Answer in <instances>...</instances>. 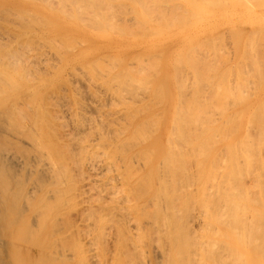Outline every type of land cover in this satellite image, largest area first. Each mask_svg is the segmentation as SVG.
Wrapping results in <instances>:
<instances>
[{"label": "bare ground", "instance_id": "bare-ground-1", "mask_svg": "<svg viewBox=\"0 0 264 264\" xmlns=\"http://www.w3.org/2000/svg\"><path fill=\"white\" fill-rule=\"evenodd\" d=\"M48 1V0H47ZM49 1H53V3H46V2H44V3H46V5H48L49 7H50V5H51V8L53 7V5H54V3L55 2H57V3H55L57 6H58V2H60L61 3V0H49ZM64 2L66 1L68 4L69 3H71V5L69 6L70 8H71V6H72V3H73V5H74V2H77L76 0H63ZM81 1H82V3H81ZM83 1H84V4H83ZM87 1H90V0H87ZM99 1V0H98ZM101 1V0H100ZM104 0H102L101 2H103ZM106 1H109V0H106ZM113 1H115V0H113ZM135 1V0H134ZM139 1V0H138ZM138 1H137V3H138ZM148 1V0H147ZM153 1V0H152ZM160 1V0H159ZM162 2H163V4H165L166 5V7L169 5H171L172 3H174V2H171V4H170V2H167L168 4H166V2H164L163 0H161ZM160 1V2H161ZM169 1V0H168ZM185 1V0H184ZM191 2H192V0H190ZM196 1V0H195ZM209 1V0H208ZM212 1V0H211ZM219 1V0H218ZM227 1H230V0H227ZM241 1H245V5L248 3V5H249V1L247 2V0H241ZM260 1H262V0H260ZM259 1V2H260ZM65 2V3H66ZM80 2V3H79ZM85 0H79L78 1V5H80V4H82V8H83V6H84V8H85V10H81V13L82 12H84L85 13V11H86V7H87V5H85ZM92 2H94V1H92ZM100 2V4H102L101 6H103V4H104V2L103 3H101ZM142 2V5H144L145 4V6L147 7V4H148V6L149 7H153V5H152V3L154 4V2H152V3H150L149 4V2L146 4V2L143 0V1H141L140 0V3ZM151 2V1H150ZM178 3H180L179 1H177ZM176 2V3H177ZM190 2V3H191ZM210 2V1H209ZM207 3V6L209 7H212V5H214L213 4V2H211V3ZM215 2H216V0H215ZM220 2V1H219ZM218 2V3H219ZM226 2V1H225ZM225 2L223 1L222 3H219V4H225ZM230 2H232L233 4L235 3L236 4V2H237V0H234V1H230ZM247 2V3H246ZM250 2H253V3H251V4H253L254 6L253 7H255V4L254 3H256V2H258V0H256L255 2L254 1H250ZM259 2H258V5H259ZM264 2V1H263ZM65 3L63 4V3H61V5H60V7L62 6V5H65ZM67 3H66V5H67ZM90 3V2H89ZM96 3H98L97 1H96ZM123 3V2H122ZM144 3V4H143ZM158 2H157V0L155 1V4H157ZM178 3L176 4V6H178ZM217 3V2H216ZM229 3V2H228ZM228 3L226 4V5H228ZM240 3H242V2H240ZM261 3V2H260ZM2 4H4L5 5V10L3 9V13H5L4 15H3V17H5V18H3L2 17ZM86 4H88V3H86ZM91 4V3H90ZM88 5V8L90 7V6H92V5H94V4H92V5ZM107 2H106V4H105V8H106V6H107ZM109 4H110V2H109ZM112 4V6H113V2L111 3ZM115 4H118V3H115ZM128 4V3H127ZM160 4V3H159ZM204 4H205V2H204ZM208 4H211V5H208ZM232 4V5H233ZM234 4V5H235ZM33 5V3H23L22 2V0H0V244L1 245H3L4 246V243H2V237H4V239L6 238V246H4L5 247V249H7V255H6V258L2 255L3 253V251H2V249L0 250V264H30L31 263V261H33L34 263L36 262V261H38L39 262V259H34V260H32L33 258H34V256H36V255H38V254H40V256L42 257V256H46V255H41L42 254V252H43V247L44 246H47V244L48 243H45L44 241H46L45 239L47 238V237H50V236H47V234H49V233H53L55 236H56V234L58 233L57 231H55V229L57 228H54V225H53V228H50L49 227V229H47V216H48V213L46 214V212L48 211V210H50V207L52 206V205H55V206H57L56 204H52L53 203V201H55L54 199H51L52 198V192L53 193H62V192H68L69 191V189H70V187L71 186H68L69 188H66L68 191H63V190H66L63 186L64 185H66V184H64V180H62V177H65L67 174H69V171H71V170H69L70 169V162H71V164L73 163V167L74 168H77L78 169V171H80L79 172V174H78V172H77V174L78 175H80V173H81V175L82 176H87V180H86V178L84 177V179H83V177H80V176H78L79 178H81V179H83L82 180V187L79 189V195H80V199H81V202L80 203H82V204H84L85 205V207H86V209H87V202L88 201H91V199L90 200H87V199H89L88 198V196L89 197H91V196H93L96 192H94L92 195L90 194V193H88L87 194V188L89 189V188H91V190L90 191H94V189L92 190V188H93V186L91 187L90 185V187L88 186L87 187V184H92V180L93 179H95L96 177H98V175H102V173L103 174H106L107 172H110V176L108 175V177H109V179L107 178V180L105 179V181L109 184L107 187H106V191H104V193H103V191H102V193L105 195H108V197L107 198H105L106 200H108L107 202L106 201H103L102 202V200L104 199V195H102V193H100L101 192V190H99L98 192H99V194H101L103 197H101L100 195L98 196V193H96V195L98 196V198H99V200H97V199H94V197H93V199H94V201H93V199H92V201L94 202V204L97 202H100V198H102V200H101V204L100 203H98V206H96L97 205V203H96V207H97V209H98V207L100 206L101 207V205L103 206V205H105V203H108L110 200H112V198L114 197V195H116V197L118 198V201L119 200H123V202L122 203H127L128 205H123V206H118V208L120 207L123 211H121V209L119 208V212L117 211L118 210V208H115V207H117V203H121L120 201L118 202V201H115V200H117V198L116 197H114V199H113V201H110V202H115L116 204H113V205H115L114 207H112V206H110V207H108V205L106 204L105 206H104V208H105V210H106V206H107V208H109V212H107V210L105 211L106 213H104V209H102V211H103V213L101 212V209H100V211L99 210H92L93 212H95V214H97V215H99L100 213H102V214H105L103 217H105L106 216V214L108 215V214H110L109 215V219H110V216L112 215L111 213V211L113 210V208H114V212H113V215H116L117 214V216H116V218L114 219V217L115 216H113V219H114V221L113 220H111V221H113V222H115L116 221V224L114 223L113 225H111L112 227L113 226H116L117 224V230L115 231V229H114V231L115 232H117V234H115L114 232V234H115V236L113 237L114 238V247L116 248V246H117V249H120L121 248V250L120 251H124L125 253H127V255H129V256H131V258H134L136 261H138L139 262V260H141V264H161V261L163 260V255H162V251H160L161 249H159L158 247H159V245H162L161 244V241L163 242L164 240H162L164 237H162V239L160 240V235L161 234H163L164 233V229H165V226H166V230H167V235L169 234V236H170V229H169V227H167V226H169L170 225V221H168L169 222V225L167 224V223H165V220H168V219H171L172 220V222H173V220H175L174 222L176 223V221H179V220H177L178 218H180V217H178V215L179 214H181V213H184V211L185 212H187L188 211V209H190V210H192L191 209V207H192V199L194 198L196 201H193V203L195 202H197V203H199L200 204V206L202 205V207H201V209L199 210V212H202L203 210V207H204V202L206 201V200H204L203 202H202V200H201V197H200V193L199 192H201V188L203 187L202 185H203V183L201 184V185H199V187H196L197 188V190H198V192H196L197 190H196V188L194 189L193 187H191V188H193L194 190H195V194L191 191V190H189V191H191V193L190 192H187V194H188V196L187 197H189V196H191V194H193V198H192V196L191 197H189L191 200H188V202L187 203H190V204H192V205H187V206H189V207H187L188 209L186 210V209H182L181 210V212H180V209L182 208V207H180L182 204H183V199L185 198H183V196L186 194H181L180 196H179V193H182L184 190H186V188L188 189V186H189V184L191 183V181H195V183H197L198 182V180L196 181L195 179L197 178L198 179V175L199 174H197V176H196V173H198V171H199V173H200V176H202L203 174H204V165L201 163V164H196L197 166L196 167H198V165H199V167L198 168H196L195 167V169H196V173H195V177H193V180H190V179H192V177L191 176H193L194 175V173L192 172V170L193 169H191V168H188L189 166H192L193 164H195V162H193V159H192V161L191 162H193V164H191V162H190V160H189V157L190 158H192L194 155H195V152L194 151H196V153H198L197 155L199 156V154H201L200 152H201V149L205 146V145H202L203 143L201 142V141H204V140H206L205 138H201V143H198V144H201V145H195L196 147H198V146H201V147H198L197 149H200L199 151H197V149H196V147H195V149L193 150V149H189V151H188V149L187 148H189V146L191 145V146H193L194 147V145H192V143H189L188 141V144H187V142H183V138H186L187 137V135H188V133H191V130L189 129V127H190V122H192V120H193V124H194V122H195V118H197L196 120V122L195 123H197V122H199V120L200 121H202L201 119H198L200 116H199V114H198V116L197 115H195V113L197 114V113H200L202 110L201 109H199L198 111L199 112H197V109L195 110V108H194V110H195V112H194V110H193V112L194 113H192V116H189V110H188V108H187V110H188V114L186 115L185 113V115H181L180 116V119H178L179 118V116L178 117H176L175 118V120H174V122H172V125H170V123H166L165 125H164V127H163V129H161L160 131H159V133L157 134V135H155V138L153 139V140H149V141H147V142H145V143H143L144 142V140L143 139H145V140H147L146 139V137L147 136H144V134L146 135L147 133H149V131L150 130H153L152 131V133H150V135H152L153 134V132H155V131H157V130H154V129H151V128H153L154 127V125H156L159 121V118L160 117H162L160 114H162L163 113V110H161L159 113H158V111L155 113V114H159L160 116L157 118V115H152V116H149L150 118H152L153 120L155 119L156 120V122H154V121H152L153 123H156V124H153V123H151V121H149V117L147 118L146 117V119H148L147 120V122L149 123V124H151V125H153L151 128H150V130L148 129V131H147V127H150L151 125H149L147 122H146V124H148V125H146L145 123H144V125H143V120L145 121L146 119H143L142 118V116H140V115H133V113H134V111L131 113V114H129V113H124V111H123V117L122 116H120V118L122 117L124 120V122H123V124H122V119H121V122L120 123H118V124H122L121 126L119 125H115L114 123H117V121H115V119L116 118H118V122L120 121L119 119V117L117 116V117H114V114L116 113H113L112 115H113V117L115 118H112V117H110L111 118V121H113V119H114V123L112 122V124L113 125H115V126H113V125H110V126H108V122H109V117L108 116H106V115H104V113H103V115L104 116H106V117H108V122H106L107 120L105 119L106 117H103V115H101L102 113H98V115H99V117L97 118V116L95 117V115L93 116V117H95L94 119L92 118L91 119V121L93 120V122H92V124H90L91 122L90 121H88V123L90 124H86L84 121H82L83 119H81L82 117H83V114H81L80 112V109H78V107L79 106H75L74 104V106L72 105V104H70L71 102H70V100H67V101H69V102H67L66 101V98L69 96V92L71 91V89H70V91L69 92H67V90H68V86H67V90H66V93L65 92H61V89H60V92L58 91V92H56V94H53V92H52V94H51V90H55V89H53L54 87H51L50 88V85L51 84H53L52 83V79H54L53 77H51L50 76V74H49V70H52V65H50L51 63H50V61H49V59H50V54H49V56H47V55H45V54H47V52H46V50L48 49V47H45V54H44V52H42L43 51V47L41 48L42 49V51H41V54L39 55V52L38 51H40V50H38V51H36L35 53H34V51H32V49L35 47H31L32 45H33V43H31V41H26V42H30L29 44H25V42H23L20 38L21 37H26L27 39L28 38H30L31 36L33 37V35L34 34H39V36L41 35V37H43V39H44V37H46V38H51V36H53L52 38H54V39H56V38H58L59 37V35H64V34H67V33H69V32H67V31H70L69 30V28H68V26L66 25V26H57L56 25V27H55V25H53L52 26V28H48V29H36V28H31L32 26H34V25H32V22L30 23V21H29V19H30V17H29V19L27 18L28 16L27 15H25V14H27L28 13V15H29V12L32 10L33 12L32 13H34L35 11H36V9H35V11H34V9H33V7H31ZM56 5H55V8H56ZM65 5V6H66ZM76 5V4H75ZM78 5H77V7H78ZM96 5V4H95ZM94 5V6H95ZM98 5L99 4H97V6L96 7H98ZM119 6L121 5V3L120 4H118ZM117 5V6H118ZM129 5V4H128ZM142 5H140L139 4V6H141V7H143ZM152 5V6H151ZM158 5V4H157ZM172 5H174L175 6V4H172ZM183 5V3H181V6ZM206 5V4H205ZM216 5V4H215ZM226 5H221V7H223V9H224V6L226 7ZM6 6H7V8L9 9V11H11V10H13V12L14 11H17V14H19L21 11H22V9H24L25 8V10H24V12H21V14L22 13H25L24 15L26 16V17H24L23 15H22V17H24V18H26L27 20H22V22L23 21H28V23L26 22H20L21 23V25L19 24V25H17V23L16 24H13L12 22H9V23H11V25L7 22V21H4V20H8V18H11V16L10 17H8L9 15H11L12 13V11L11 12H8V10H7V8H6ZM47 6V7H48ZM86 6V7H85ZM94 6H92V7H94ZM100 6V7H101ZM109 6H111V5H109ZM116 6V7H117ZM124 5H122V7H123ZM160 6V5H159ZM159 6H157V7H159ZM161 6H162V3H161ZM180 6V7H181ZM191 6H193V7H197V5H191ZM217 7L218 6H220V5H216ZM229 6H230V3H229ZM256 6H257V4H256ZM21 7H23V8H21ZM59 7V8H60ZM67 7V6H66ZM65 7V8H66ZM68 7V8H69ZM75 7V6H74ZM77 7H75V11H77L78 13H79V11H80V7H81V5H80V7H78V8H80L79 10H77L78 8ZM91 7V9H94V8H92ZM114 7H115V5H114ZM113 7V8H114ZM122 7H120V8H122ZM126 5H125V9H126ZM129 7V6H128ZM127 7V8H128ZM132 7V6H131ZM135 7V6H134ZM145 7V8H146ZM162 7H164V6H162ZM185 7H187V6H185L184 5V9H185ZM215 7V6H214ZM220 7V8H221ZM228 7V6H227ZM231 7V6H230ZM36 8H38V7H36ZM40 8V7H39ZM38 8V9H39ZM54 8V7H53ZM58 8V9H59ZM64 7L63 8H61V10L62 9H65ZM77 8V9H76ZM102 8V7H101ZM100 8V9H101ZM113 8L111 7V10H113ZM145 8H142V10L143 9H145ZM154 8V7H153ZM161 7H159L157 10H159ZM173 7L171 6V9H172ZM176 8V7H175ZM188 8V7H187ZM201 8V7H200ZM213 8V7H212ZM211 8V9H212ZM258 8V7H257ZM260 8H262V7H260ZM19 9H21V11H19L18 12V10ZM26 9H28V10H30L29 12L27 11V12H25L26 11ZM37 9V10H38ZM48 9V8H47ZM73 9V7L71 8V10ZM90 9V8H89ZM89 9H87V10H89ZM96 9H99V8H96ZM108 9H110V7L108 8L107 7V9L106 10H102V11H107ZM115 9V8H114ZM135 9V8H134ZM147 9V8H146ZM149 10H150V8H148ZM152 9V8H151ZM163 9V8H162ZM162 9H160V10H162ZM164 9H166L165 11H169V9L167 10V8H164ZM164 9H163V12H164ZM174 9V8H173ZM181 9H182V7H181ZM66 10V9H65ZM68 10V9H67ZM70 10V12H72ZM111 10H108V11H111ZM116 10H118V7L116 8ZM127 10V9H126ZM133 10V9H132ZM156 10V9H155ZM154 10V11H155ZM178 10H179V8H177V13H182L181 11H179L178 12ZM185 10H188V9H185ZM191 10V9H190ZM6 11L8 12V13H11V14H9V15H7L8 13H6ZM49 11V10H48ZM95 12H96V10H94ZM94 11H92L93 13H94ZM114 11V10H113ZM113 11L111 12V14L110 15H107V16H112V13H113ZM119 11V10H118ZM134 11V10H133ZM146 11V13H147V10H145ZM144 11V12H145ZM154 11H152V12H154ZM182 11H183V9H182ZM196 13H201L202 14V10L199 12V10H198V8L196 9ZM253 11H254V9H253ZM262 11H264V10H262ZM261 11V12H262ZM39 12V11H38ZM50 12V11H49ZM76 12V13H77ZM88 12V13H87ZM91 12V10L90 11H86V13L87 14H89ZM101 12V11H100ZM100 12H97L98 13V16H101V15H99L100 14ZM124 12V11H123ZM132 12V11H131ZM143 12V13H144ZM191 12V11H190ZM205 12V11H204ZM226 12V11H225ZM258 12V11H257ZM260 11H259V13H261ZM31 13V12H30ZM63 13L65 14V12L63 11ZM66 13H67V11H66ZM85 13V15L87 16V18H89L88 16H91V14L92 13H90V15H87ZM102 13V12H101ZM127 13H129V8H128V12ZM126 13V14H127ZM145 13V14H146ZM151 13V12H150ZM156 13H157V11H156ZM156 13H152V14H155V16L157 17V15H156ZM160 12L158 11V15H160V17H161V23L163 24V17L161 16V15H163L162 13L161 14H159ZM167 13V12H166ZM172 13V14H171ZM171 13H167V14H171V16L173 15V13H176V9H175V11L174 12H171ZM187 13H189V12H187ZM192 13H193V11H192ZM248 13V12H247ZM251 13V12H250ZM258 13V14H259ZM16 14V15H17ZM21 14H19V15H21ZM72 14V13H71ZM107 14V13H106ZM105 14V15H106ZM120 14H121V12H120ZM125 14V13H124ZM125 14V15H126ZM139 14V13H138ZM142 14V13H141ZM147 14H149V13H147ZM183 14H184V12H183ZM185 14H186V11H185ZM184 14V15H185ZM191 14V13H190ZM226 14H228V13H226ZM225 14V15H226ZM257 14V13H256ZM256 14H254L253 15V13H251L250 15V17L251 18H255L257 15ZM15 15V14H14ZM14 15H12V16H14ZM34 15V14H33ZM31 16V14H30V16H31V18L33 17H35V15L34 16ZM38 15H39V13H38ZM67 15H68V13H67ZM76 15V14H75ZM78 15H79V17H80V15L81 14H77V17H78ZM83 15V14H82ZM84 15V16H85ZM97 15V14H96ZM114 15H116V14H114L113 13V16ZM119 15V14H118ZM135 15H137V13H136V11H135ZM151 15V14H150ZM166 15V14H165ZM183 15V16H184ZM236 15H237V13H236ZM241 15V14H240ZM242 15H244L245 16V13L244 14H242ZM241 15V16H242ZM249 15V14H248ZM93 16H94V18H95V13L93 14ZM113 16L110 18V17H107V18H104V17H106V16H101V21H103L102 19H108L107 20V22H108V26H109V23H110V21H112L110 24H112L113 23V19H114V21H115V18H113ZM120 16H122V14L120 15ZM124 16V15H123ZM123 16H122V18H123ZM130 16V15H129ZM128 16V17H129ZM173 16H176V14L175 15H173ZM179 16V15H178ZM183 16H181V18H180V16L178 17L179 19H181L180 20V22H181V24H183L182 23V18H184ZM193 16H195V15H193ZM197 16V15H196ZM199 16V15H198ZM197 16V17H198ZM241 16H239L240 18H241ZM258 16H260V14L258 15ZM257 16V17H258ZM262 16H264V14L262 15ZM7 17V18H6ZM21 17V18H22ZM37 17V16H36ZM68 17V16H67ZM83 17V16H82ZM147 17H148V15H147ZM152 17H154L153 15H152ZM166 17V16H165ZM191 18L190 17V15L189 16H187V17H185V18ZM201 17V16H200ZM199 17V18H200ZM222 17V16H221ZM238 17V18H239ZM243 17V16H242ZM16 17H14V19H15ZM32 18V19H33ZM62 18V17H61ZM81 18V17H80ZM84 18V17H83ZM81 19L82 21H85L86 22V20L85 19ZM99 19L98 20H100V17H98ZM111 20H110V19ZM116 18H117V15H116ZM120 18V17H119ZM118 18V19H119ZM136 18H138L137 16L135 17V19ZM151 18V17H150ZM149 18V19H150ZM168 18H171V17H169V15H168ZM177 18V19H178ZM231 18V17H230ZM229 18V19H230ZM234 18H237V17H234ZM234 18L232 19V21L234 20ZM239 18V19H240ZM243 18H245V17H243ZM248 18V17H247ZM259 18V17H258ZM17 19V18H16ZM32 19H31V21H32ZM36 19H38V17L36 18ZM36 19H34L35 21H36ZM47 19V18H46ZM60 19V18H59ZM69 19V18H68ZM89 19H91V18H89ZM121 19V18H120ZM125 19V18H124ZM132 19V18H131ZM134 19V18H133ZM132 19V20H133ZM152 19H154V18H152ZM151 19V20H152ZM158 19H159V17H158ZM167 19V18H166ZM174 19V18H173ZM173 19H168L169 20V22L171 21V20H173ZM260 19V18H259ZM2 20L4 21V22H2ZM12 20H13V18H12ZM17 20H20V16L18 17V19ZM41 20H42V18H41ZM127 20H128V18H127ZM143 20V19H142ZM186 19H184V21H185ZM189 20V19H188ZM188 20H186V21H188ZM214 20V19H213ZM9 21H11V19H9ZM15 21V20H14ZM35 21H33V23H35ZM50 21V20H49ZM52 21V20H51ZM87 21H88V19H87ZM93 21V20H92ZM97 20L95 19V22H96ZM121 21V20H120ZM124 21V20H123ZM130 21V20H129ZM134 21V20H133ZM132 21V22H133ZM137 21H138V19H137ZM139 21H141V20H139ZM138 21V22H139ZM153 21V20H152ZM158 21V20H157ZM163 21V22H162ZM167 20H165V22H166ZM16 22H18V21H16ZM45 22V21H44ZM47 22V21H46ZM90 22V21H89ZM98 22H100V21H97V23ZM105 22H106V20H105ZM103 23L104 25H106V27H108L107 26V23ZM115 22H118V24H119V21H115ZM114 22V23H115ZM145 22V21H144ZM168 22V21H167ZM166 22V23H167ZM179 22V20L177 21V23ZM210 22V21H209ZM242 22V21H241ZM19 23V22H18ZM88 23V22H87ZM91 23V22H90ZM127 23V22H126ZM129 23H131V22H129ZM141 23H142V21H141ZM171 23H172V21H171ZM169 24V25H173V24H175V23H172V24ZM186 23V22H185ZM229 23H230V21H229ZM229 23H228V25H229ZM233 23H235V22H233ZM238 23L239 24H241L239 21H238ZM243 23V22H242ZM263 23V22H262ZM13 24V25H12ZM28 24H29V26H28ZM31 24V25H30ZM36 24H38V23H36ZM51 24H53V23H51ZM55 24V23H54ZM101 24V23H100ZM100 24H97V26L98 25H100ZM116 24V23H115ZM115 24H112V26H114ZM122 24V23H121ZM121 24H119V26L121 27ZM134 24V23H133ZM165 24V23H164ZM208 24V23H207ZM237 24V23H236ZM256 24V23H255ZM39 25V24H38ZM38 25H36V26H38ZM46 25V24H45ZM50 25V24H49ZM60 25V24H59ZM69 25V24H68ZM93 25V24H92ZM124 24H122V26H123ZM131 25H132V23H131ZM131 25H129V26H131ZM135 25H137V24H135ZM141 25V24H140ZM197 25H198V23H197ZM196 25V26H197ZM203 25V24H202ZM206 25V24H205ZM216 25V24H215ZM232 25H235V24H232ZM231 24H230V27L232 26ZM245 25V24H244ZM251 25V24H250ZM250 25L248 26V27H250ZM254 25V24H253ZM31 26V27H30ZM88 26V25H87ZM94 26H96V25H94ZM142 26V25H141ZM164 26H168V24H166V25H164ZM236 26V25H235ZM237 26L239 27V25L237 24ZM236 26V27H237ZM255 26V25H254ZM258 26V25H257ZM39 27V26H38ZM99 27H101V26H99ZM132 27V26H131ZM134 27V26H133ZM140 27V26H139ZM145 27V26H144ZM180 27V26H179ZM199 27V26H198ZM205 27V26H204ZM204 27H202V28H204ZM223 27V26H222ZM226 27V25L224 26V30H229L230 29V27L228 26L227 28L228 29H226L225 28ZM236 27H234V28H236ZM237 27V28H238ZM46 28V27H45ZM93 28V27H92ZM95 28H97V27H95ZM102 28H103V26H102ZM109 28H110V26H109ZM112 28H117V27H112ZM126 28H129V27H126ZM138 28V27H137ZM142 28V27H141ZM147 28V27H146ZM149 28V27H148ZM208 28V27H207ZM209 28H211V27H209ZM213 28V27H212ZM233 28V29H234ZM236 28V30L234 29V31H235V33H236V35L238 34L237 32L238 31H240V29H237ZM241 28V27H240ZM247 27H245V29H246ZM254 28V27H253ZM253 28H252V32L253 31H255V30H259L260 31V27H258V28H255V30H253ZM264 28V27H263ZM71 29V28H70ZM108 29V28H107ZM111 29V28H110ZM120 29H123V28H120ZM135 29H136V27H135ZM140 28H138V30H139ZM144 29V28H143ZM192 29H194V28H192ZM196 29V28H195ZM195 29H194V31L193 32H195ZM199 29V28H198ZM232 29V28H231ZM242 29V28H241ZM245 29H243L244 30V32H245ZM251 29V28H250ZM72 30H73V28H72ZM112 30V29H111ZM137 30V29H136ZM137 30V31H138ZM142 30V29H141ZM158 30V29H157ZM222 30V29H221ZM220 30V31H221ZM243 30H241L240 32H239V34L241 35V33L243 32ZM262 30V29H261ZM78 31V30H77ZM120 31H122V30H120ZM124 31H125V29H124ZM123 31V32H124ZM128 31V30H127ZM133 31H134V28H133ZM144 31L146 32V30L144 29ZM143 31V32H144ZM196 31H198V30H196ZM201 31H202V29H201ZM200 31V32H201ZM219 30L218 29H213L212 30V35H213V37L215 38L217 35H215L217 32H218ZM225 32V35H226V38H225V35L224 34H222V31L220 32L223 36H221L220 37V35H219V37L218 38H221L222 39V37L223 38H225L227 41L230 39L229 37H231V34H229V37H228V35H227V33L229 32ZM234 31L232 32V36H233V39L235 38V39H237V41L240 39L239 38V36L238 37H235L236 35H235V33H234ZM249 31V30H248ZM251 31V30H250ZM249 31V33L252 35V32H250ZM73 32V31H72ZM75 32V31H74ZM115 32V31H114ZM117 32V31H116ZM122 32V33H123ZM131 32H132V30H131ZM139 32V31H138ZM138 32H137V34H138ZM141 33H143L142 31H140ZM139 32V33H140ZM150 33H151V31H149ZM158 32V31H157ZM156 32V33H157ZM192 32V31H191ZM193 32L192 33H190V34H193ZM206 32H208V31H206ZM105 33V32H104ZM119 33V32H118ZM125 33V32H124ZM152 33H154L153 31H152ZM179 33V32H178ZM188 33V32H187ZM186 32L184 33V34H187ZM210 33V32H209ZM224 33V32H223ZM248 33V34H249ZM254 33V32H253ZM260 33H264V31H260ZM12 34V35H11ZM72 34V33H71ZM146 34H148V32L147 33H145V35ZM170 34V33H169ZM182 35H184L183 33H181ZM200 34H203V33H200ZM238 34V35H239ZM250 34L248 35V38H247V43H248V46H247V43L245 42L246 41V39L245 40H243L244 42H243V46L242 47H244L245 48V50L247 49V48H249L250 50H252L253 49V47H252V49H251V46H253L254 45V48L256 49V50H258L259 48H260V51H261V49L264 47V38H263V34H259V32L257 33H255L256 34V36L257 37H259L260 35H262L261 37H259V39H256V37L254 36V35H252L251 37H249L250 36ZM257 34H259V36L257 35ZM10 35L12 36V38H10ZM74 35V34H73ZM164 35V34H163ZM168 35V34H167ZM211 35V36H212ZM34 36H36V35H34ZM38 36V37H39ZM58 36V37H57ZM65 36H67V35H65ZM64 36V37H65ZM72 36V35H71ZM71 36L69 35V36H67V37H70V39H66V40H71ZM203 36V35H202ZM207 36H209V35H207ZM255 38H254V37ZM73 37V36H72ZM158 38L160 37V36H157ZM161 37H164V36H161ZM171 37V35H169V38ZM172 37H173V35H172ZM171 37V38H172ZM178 37V36H177ZM176 37V38H177ZM217 37H216V39H217ZM34 38V40H35V37H33ZM36 38H37V36H36ZM63 38V37H62ZM61 38V39H62ZM77 38V37H76ZM168 38V37H167ZM166 38V39H167ZM168 38V39H169ZM181 38H183V37H181ZM185 38V37H184ZM202 38H204V36L202 37ZM209 38V40L207 39V41H209V42H206L205 40H206V38L205 39H203L206 43H208V45L210 46V48H211V46L213 47L214 45L216 46L217 45V43L218 44H220V43H224V42H220V40L221 39H218V40H216L217 42H215V39L213 38V39H211L210 37H208ZM229 38V39H228ZM239 38V39H238ZM249 38H252L251 40L252 41H254L253 39H255L256 41L257 40H259L257 43H256V45H255V43L254 42H252V44L253 45H251L250 43H249V41H248V39ZM263 38V39H262ZM23 39V38H22ZM27 39H25V40H27ZM32 39V38H31ZM38 39H40L41 40V38H37V40ZM79 39V38H78ZM85 39V38H84ZM100 39V38H99ZM175 39V38H174ZM200 39V38H199ZM232 38L229 40L230 42H233L232 40H233ZM24 40V41H25ZM30 40V39H29ZM50 40V39H49ZM64 40V39H63ZM76 40V39H75ZM103 40H105V39H103ZM156 39H153V41L154 42H156L155 41ZM161 41V38L160 39H158L157 41ZM183 40V39H182ZM202 40V41H203ZM210 40H211V42H210ZM212 40H213V44L214 45H210L211 43H212ZM224 39H222V41H223ZM241 40V39H240ZM250 40V41H251ZM42 41V40H41ZM52 41V40H51ZM58 41V40H57ZM74 41V40H73ZM84 41V40H83ZM82 41V42H83ZM109 41V40H108ZM146 40H144V42H145ZM150 41H151V38H150ZM186 41V40H185ZM202 41H200L201 43H199L198 41V44H196V45H194L195 47H188L189 48V50H188V48H186L187 50V52L188 51H190V52H188V55H187V58H192V60L194 59H196L195 61V64L193 63L194 62V60L193 61H191V62H188L187 60V62L188 63H191L190 64V66H192L193 64V68H194V66H195V68H196V70L195 71H197V73H195L196 75V77H194L193 79H194V81H195V79H197L196 81H198V83H202L203 81L202 80H200V79H202L203 77V80H205L206 78H205V75L207 74V71H208V73H211L210 72V70L212 69V71L213 72H216L221 66H219L220 64L222 65V63H221V61L225 58V52H226V50L225 49H229V47H230V50L231 49H235V48H231V46H236L237 44H234V43H237V42H233V44L232 43H230V44H232L231 46L229 45V43L228 42H226L225 40V47L223 48V46H224V44L223 45H219L221 48L220 49H222V50H225V52H224V54L223 53H221V54H223V55H225L224 56V58L222 57V55L219 53V52H221L222 50H218V46H216V48L215 47H213V53L211 52V50L209 49V51H207L208 50V48H209V46L206 44L205 46H208V48H206L205 46H204V41L202 42ZM219 41V42H218ZM260 41H263L262 42V44L260 43ZM20 42H23V44L20 46ZM34 42V41H33ZM48 42V41H47ZM68 42V41H67ZM66 42V43H67ZM82 42H80V44L82 43ZM100 42V41H99ZM139 42H141V41H139ZM173 42H175V40L173 41ZM182 42V41H181ZM215 42V43H214ZM42 43H44V41L42 42ZM41 43V44H42ZM49 43L50 44H52L50 41H49ZM64 43H65V40H64ZM76 43V42H75ZM96 43V42H95ZM110 43V42H109ZM117 43V42H116ZM147 43V42H146ZM152 43V42H151ZM162 43V42H161ZM178 43H180V42H178ZM178 43H177V45H178ZM185 43H187V42H185ZM184 43V44H185ZM204 43V44H203ZM210 43V44H209ZM228 43V45H229V47H227L226 46V44ZM259 43V46L257 45ZM14 46H13V45ZM18 44V46H16ZM36 44H37V42H36ZM49 44V45H50ZM57 44H58V42H57ZM69 45L71 44V43H68ZM74 44V43H73ZM79 44V43H78ZM153 44V43H152ZM152 44H151V46H152ZM157 44V43H156ZM155 44V45H156ZM173 44H175V43H173ZM191 45H192V43H190ZM194 44V43H193ZM201 44H203V45H201ZM251 46H250V45ZM45 45V44H44ZM56 45V44H55ZM61 44H58V46H60ZM76 45H77V43H76ZM113 44L111 43V46H112ZM118 45V44H117ZM147 45H148V43H147ZM160 45V44H159ZM169 45V44H168ZM171 45V44H170ZM176 45V44H175ZM176 45V46H177ZM180 45H181V43H180ZM198 45V46H197ZM263 45V46H262ZM38 46V48H39V46L41 47V45H37ZM43 46V45H42ZM47 46V45H46ZM51 46H53V45H51ZM64 46V45H63ZM66 46V45H65ZM72 46V45H71ZM88 46V45H87ZM143 46L144 45H142V48H143ZM146 46V45H145ZM164 47H165V45H163ZM183 46V45H182ZM200 46H204V47H200ZM257 46V47H256ZM260 46H262V48L260 47ZM9 47V48H8ZM61 47V46H60ZM153 47H154V45H153ZM164 47H162L163 49H164ZM173 47H175V46H173ZM198 47H200V48H198ZM259 47V48H258ZM66 48V47H65ZM141 48V47H140ZM148 48V47H147ZM172 48V47H171ZM193 48V49H192ZM194 48L196 49V51H197V48L198 49H200V50H198L199 51V53H198V51L196 52V51H194ZM206 48V50H205V52L207 51V52H211L212 54H210V53H205V52H202L201 53V51H203V49H205ZM243 48V49H244ZM56 49V48H55ZM54 49V50H55ZM60 49H62V48H59V50ZM69 49V48H68ZM72 49V48H71ZM112 49H113V47H112ZM126 49V48H125ZM138 49H139V47H138ZM137 49V50H138ZM159 50H160V47L158 48ZM157 49V50H158ZM212 49V48H211ZM215 49H216V51H215ZM227 49V52L229 53H227V55L229 56V57H231V55H230V53H231V51H229ZM255 49L254 50H252V52L254 53V57L252 56L253 55V53L250 51V50H242L244 53H243V55L245 54V56H241V59H240V62H238V64L240 63V65L243 67V66H245V67H243V68H246V70L247 71H249V73H247V72H245V74L243 73V71L245 70V69H243L240 65H239V69H240V71H241V73H243L244 74V77H243V74H241L240 72H238L239 74H237L236 75V72H237V69L238 68H236L235 66L233 67V66H229L230 68H236L235 69V74H234V78L235 77H237V78H235V81H234V78H232V76H233V73L231 74V72H229V68L227 69L228 71L227 72H229V73H225V74H223L221 77H225L226 79H227V85L225 84V85H223L222 83V85L223 86H227V88H228V85H229V90H231V94L233 93V95H231L230 94V91L228 90V89H226V92L227 91H229L228 93L230 94H227V95H229V97H230V99H227V100H232L233 99V101H235V99L238 101V103H240L241 104V102L243 101L242 99H244V97H249L250 95H249V93L250 94H252V93H254L255 92V90L258 88V86H255V85H257L258 83H257V81L259 82H261V80H263L264 79V71H263V68H262V73H261V71L259 70V69H261V67L262 66H264V57H261L260 56V60H259V55H260V53L261 52H263L264 50V48L262 49V51L261 52H259V51H255ZM51 50V49H50ZM124 50V49H123ZM134 50V49H133ZM132 50V51H133ZM137 50H135L136 51V53L138 52ZM146 50V49H145ZM148 50V49H147ZM149 50H151L150 49V47H149ZM154 50H156V49H154ZM158 50V51H159ZM194 52H192V51ZM218 50V51H217ZM232 50V51H233ZM114 51V50H113ZM127 51V50H126ZM144 51V50H143ZM156 52V53H159V52ZM164 51V50H163ZM162 51V52H163ZM169 51V50H168ZM167 51V52H168ZM180 51H182V52H184L183 50H181L180 49ZM236 51H237V46H236ZM48 52H51V51H48ZM56 52V51H55ZM54 52V53H55ZM60 52V51H59ZM64 51L62 50V53H63ZM101 52V51H100ZM110 52H111V50H110ZM115 52V51H114ZM114 52H111V53H114ZM118 52V51H117ZM140 52L141 53H144V52H142V49L140 50ZM155 52H153V54L155 53ZM167 52L165 51V53H164V57H165V54H167ZM170 52H171V50H170ZM169 52V53H170ZM172 52H173V50H172ZM174 52H176V51H174ZM182 52H180L181 54H179V50H178V52H177V54H179V56L180 55H184V53L182 54ZM216 52H218L219 54H220V57H222V59H220V57H217L216 56ZM247 52H249V54L248 55H246V53ZM256 52V53H255ZM259 52V53H258ZM30 53H34V54H30ZM38 53V54H37ZM57 53V52H56ZM97 53V52H96ZM121 53V55H122V52H120ZM139 53V52H138ZM141 53H140V55H139V57H141V56H147V55H141ZM155 53V55H157ZM161 53V52H160ZM159 53V54H160ZM186 53V52H185ZM189 53L190 54H192L194 57H192V55H189ZM197 53H198V57L200 56V57H202V58H198L197 57ZM151 54H152V52H151ZM152 54V55H153ZM162 54V53H161ZM176 54V53H175ZM176 54V57H179L178 55ZM194 54H196V56L194 55ZM201 54H206L205 56H204V60H203V56L201 55ZM233 54V53H232ZM252 54V55H251ZM257 54H258V56H257ZM56 55V54H55ZM70 55V54H69ZM72 55V54H71ZM83 55H85V54H83ZM114 55V54H113ZM120 55V54H119ZM124 55V54H123ZM134 55H136L135 53H134ZM150 55V54H149ZM186 55V54H185ZM184 55V56H185ZM211 57H210V56ZM242 55V54H241ZM262 56H264V54H261ZM47 56V57H46ZM54 56V55H53ZM52 56V57H53ZM61 53H60V58H61ZM82 56V55H81ZM89 56V55H88ZM92 56V55H91ZM112 56V55H111ZM117 56V55H116ZM209 57L210 58V60H209V62H207L208 61V59L206 60V57ZM214 56V57H213ZM219 56V55H218ZM248 58H247V57ZM257 56V57H256ZM51 57V58H52ZM57 56H55L54 58H56ZM68 57V56H67ZM86 57V56H85ZM105 57V56H104ZM108 57H110V55L108 56ZM108 57L106 58V59H108ZM122 58H121V60L120 61H122L123 62V60L124 59H126V57H128V55L126 54V56H125V58L123 57V56H121ZM136 57V56H135ZM139 57H138V61H137V59H135L136 61H137V63H138V65H137V67L140 65L141 66V64H142V67H144V68H149V67H152V66H154V65H152V66H148V64H147V66L148 67H146V60H144L145 62H143L142 60H140L139 59ZM145 57H144V59H145ZM150 57H151V55H150ZM161 58H162V55L160 56ZM160 57L159 56H157V57H155L156 59L157 58H159L160 59ZM167 57H169V56H167ZM174 57V56H173ZM173 58V60H176L177 58ZM216 57V58H215ZM229 57H227V59L229 58ZM250 57H252V58H250ZM49 58V59H48ZM58 59H59V56L57 57ZM56 58V59H57ZM84 58V57H83ZM87 58V57H86ZM98 58V57H97ZM101 58V57H100ZM111 58V57H110ZM109 58V59H110ZM118 58H120V57H118ZM131 58H133V57H131ZM143 57H141V59H142ZM149 58V57H148ZM182 58V56H180V59ZM186 58V57H185ZM185 58H182V59H185ZM186 58V59H187ZM189 58V59H190ZM211 58H213V60L211 59ZM218 58H219V60H221L220 61V63H219V60H218ZM243 58H246V59H243ZM249 58H250V60H249ZM254 58V61L253 60H251V59H253ZM255 58H256V60L258 59V61H256L255 60ZM53 59V58H52ZM55 59V60H56ZM68 59V58H67ZM78 59V58H77ZM114 59V58H113ZM112 59V60H113ZM117 59V58H116ZM123 59V60H122ZM146 59H147V57H146ZM152 59V58H151ZM151 59H149V60H151ZM159 59H157L156 61H158ZM170 59V58H169ZM179 59V60H180ZM198 59L200 60V61H198ZM214 59H217L218 61H215ZM227 59H224L223 61V63H225V60H226V62H227ZM100 60V59H99ZM103 60H105L104 58H103ZM111 60V59H110ZM109 60V61H110ZM111 60V61H112ZM115 60V59H114ZM119 60V59H118ZM131 60V59H130ZM129 60V61H130ZM135 60L132 62L133 64L132 65H134V62H135ZM172 60V61H173ZM213 61L212 63L210 62V61ZM229 61L231 60V58H229L228 59ZM241 60H244L243 62L241 61ZM248 60V61H247ZM58 61V60H57ZM74 61V60H73ZM95 60L93 59L92 60V62H94ZM98 61V60H97ZM140 61V62H139ZM142 61V62H141ZM152 61V60H151ZM201 61H203L204 63H205V65L201 62ZM228 61V62H229ZM239 61V60H238ZM246 61H247V63L248 64H250L249 63V61L251 62V64H252V66H250V65H248L247 63H246ZM49 62V63H48ZM62 62V61H61ZM83 62H85V61H83ZM116 62H119V61H116ZM116 62H114V63H116ZM125 62V61H124ZM155 62V61H154ZM164 62H166V61H164ZM184 62V61H183ZM183 62L181 63L182 64V66H184L185 64H183ZM187 62H185V63H187ZM197 62H199V65L200 64H202L201 65V67H199V65H197L198 63ZM215 62V63H214ZM216 62H218V63H216ZM257 62V65H255V63ZM259 62H261V66L258 64ZM52 63H54L53 61H52ZM55 63H57V62H55ZM54 63V65H57V64H55ZM73 63V62H72ZM89 63H91V62H89ZM99 63H100V61H99ZM121 63V62H120ZM136 63V62H135ZM167 64H169L168 62H166ZM178 63H180L179 61H178ZM210 63V64H209ZM214 63V64H213ZM242 63H244V64H246V65H243ZM41 64H45V66H46V64H48V65H50V67H51V69H50V67H47V68H49L48 70H47V68H46V70H45V68H44V71H42L40 68H39V66L41 65ZM88 64V63H87ZM95 64H97L98 65V63L95 61ZM116 64H118V63H116ZM122 64V63H121ZM121 64H119V66L121 65ZM131 64V63H130ZM144 64V65H143ZM156 64H157V62H156ZM174 64V63H173ZM176 64V63H175ZM207 64V65H206ZM211 64H213V65H215V66H217L218 64V66L217 67H219V68H217V67H215V66H213V65H211ZM234 64V63H233ZM237 64V63H236ZM237 64V65H238ZM84 65V64H83ZM93 65V64H92ZM101 65V64H100ZM109 65V64H108ZM108 65H107V67H106V69L108 68ZM123 65V64H122ZM128 65V64H127ZM159 65V64H158ZM172 65V64H171ZM189 65V64H188ZM187 65V66H188ZM198 67H197V66ZM208 65H210V66H208ZM235 65V64H234ZM250 66L249 68L248 67H246V66ZM59 66V65H58ZM64 66H66V65H64ZM76 66V65H75ZM81 66V65H80ZM87 66H89V65H87ZM125 66V65H124ZM156 66V65H155ZM162 65H160L159 66V69H161L160 67H161ZM165 66V65H164ZM179 65L177 64V66L176 67H178ZM202 66H204V67H202ZM225 66H228V65H225ZM224 66V67H225ZM71 67H72V65H71ZM76 67H78V66H76ZM76 67H75V69H76ZM92 67V66H91ZM123 67V66H122ZM137 67H135L134 68V70H135V72H134V70H132L133 68H128L129 69V72H128V75H130L132 72L133 73H138L137 75H140V72H143V71H145V69L144 68H142V67H140L141 69H144V70H142V71H137ZM173 67V66H172ZM181 67V66H180ZM189 67V66H188ZM208 67V69H205V68H207ZM211 69H210V68ZM260 67V68H259ZM42 69H43V67H41ZM55 68V67H54ZM83 69L82 70H85L84 69V67H82ZM90 68V67H89ZM98 68V67H97ZM110 68V67H109ZM120 68V67H119ZM139 68V69H140ZM179 68V67H178ZM185 68H187V67H185ZM184 68V69H185ZM197 68H199L198 70H202L201 72H203L201 75H200V73H198V70H197ZM205 69L206 70V72L203 70V69ZM214 68V69H213ZM227 68V67H226ZM241 68L243 69V70H241ZM250 68H251V71H250ZM75 69H74V71H75ZM95 69V68H94ZM99 69L100 68H98V71H99ZM101 69H102V67H101ZM105 69V68H104ZM123 69H124V67H123ZM138 69V70H139ZM153 69V68H152ZM155 69H158V67L157 68H155ZM173 69H174V67H173ZM182 69V68H181ZM210 69V70H209ZM215 69H216V71H215ZM249 69V70H248ZM252 69H254V70H256V71H253ZM78 70H81V69H78ZM81 70V71H82ZM91 70H93V68L91 69ZM122 70V69H121ZM125 70V69H124ZM131 70H132V72H131ZM149 70L150 69H148V73H150L149 72ZM175 70H177L176 68H175ZM192 71V68L190 67V69H188L187 71L189 72V71ZM245 70V71H246ZM259 70V72H257ZM53 71V70H52ZM58 72H59V70H57ZM63 71V70H62ZM69 71H70V69H69ZM72 71V70H71ZM70 71V72H71ZM80 71V72H81ZM87 71V70H86ZM90 71V70H89ZM94 71V70H93ZM100 71H102V70H100ZM109 71V70H108ZM152 71H154V69L152 70ZM190 71V72H191ZM226 71V70H225ZM234 71V69L232 70V72ZM51 72V71H50ZM70 72H69V75L71 76V74H70ZM90 72H92V71H90ZM95 72V71H94ZM127 72H126V74H127ZM146 73H147V69H146V71H145ZM159 72V71H158ZM172 72V71H171ZM175 72V71H174ZM178 72V71H177ZM190 72H189V75H190ZM206 74H205V73ZM221 72H222V70H221ZM221 72H219L218 71V73H216V75H218L219 73H220V75L222 74ZM251 72H255V73H251ZM60 73H62V72H60ZM73 73V72H72ZM76 72H74V74H75ZM82 73V72H81ZM84 73V72H83ZM83 73L81 74V75H83ZM97 73V72H96ZM95 73V74H96ZM103 73V72H102ZM105 73V72H104ZM123 73V70H122V72L120 73V74H122ZM133 73H132V75H133ZM153 73V72H152ZM176 73V72H175ZM174 73V74H175ZM180 73H181V71H180ZM185 73V72H184ZM257 73V75H254V74H256ZM263 75V76H261L260 77V75ZM79 74V73H78ZM87 74V73H86ZM85 74V76H87ZM94 74V73H93ZM98 74V73H97ZM106 74V73H105ZM119 74V73H118ZM142 74V73H141ZM144 74V73H143ZM142 74V75H143ZM156 74H158L157 72H156ZM178 74H179V72H178ZM193 74V72L191 73V75ZM201 76H199V75ZM203 74H204V76H203ZM226 74H228V75H226ZM231 76H230V75ZM242 76H241V75ZM247 74H251V76H248ZM92 75V74H91ZM104 75V74H103ZM107 75V74H106ZM105 75V76H106ZM126 76V78L128 77V80L126 79V78H124L125 80H127L128 82H129V85H131L130 84V82L133 80L134 81V76H133V78L130 80L129 78H130V76ZM135 75V74H134ZM149 75V74H148ZM151 75V74H150ZM154 75V74H153ZM186 75H188V74H186ZM188 75V76H189ZM210 75V76H209ZM211 75H212V73L211 74H207L206 75V77H208L209 76V78H207V79H209V80H207V81H204V83H202L201 84V86H200V88H202V85L204 84V88H202V90L201 91H205V90H203V89H205V86H207V87H209L208 89L210 90L211 89V84H210V86H209V84H207L208 82L209 83H211L212 82V78H215L214 76H215V73H214V75H212L213 77H211ZM225 75V76H224ZM236 75V76H235ZM253 75H254V77H253ZM52 76H54V75H52ZM75 76V75H74ZM79 76V75H78ZM84 76V77H85ZM94 76V75H93ZM95 76H100L99 74L98 75H95ZM115 76V75H114ZM120 75H117L116 77L118 78ZM121 76H125V75H121ZM141 76V75H140ZM139 76V77H140ZM172 76V75H171ZM181 77H182V74L180 75ZM180 76H178V78H180ZM193 76V75H192ZM230 76V78H228ZM260 77L259 79L257 78V80H256V82H255V80L254 79H256V77ZM55 77H56V75H55ZM68 77V76H67ZM71 77H73V76H71ZM77 77V76H76ZM83 77V80L85 79ZM89 77H90V75H89ZM115 77V78H116ZM142 77V76H141ZM174 77H176V75L174 76ZM191 77V76H190ZM242 77V78H241ZM246 77H247V79H246ZM62 78V77H61ZM80 78V77H79ZM99 78V77H98ZM111 78H113V77H111ZM136 78H138V76L136 77ZM153 78V77H152ZM151 78V79H152ZM160 78V77H159ZM171 77H169L168 75H166V74H164V75H162V82L164 81V82H166L168 85H171L172 83H171V79H170ZM188 78V77H187ZM187 78L185 79V76L184 77H182V80H185V83H186V80H187ZM220 77L218 76V78L217 79H219ZM224 78V79H225ZM248 78H249V80H248ZM252 78H253V80H252ZM78 79V78H77ZM97 79V78H96ZM103 79V78H102ZM101 79V80H102ZM105 79V78H104ZM110 79V78H109ZM114 79V78H113ZM119 79H120V77H119ZM122 79V78H121ZM124 79H122L121 81H119L120 82V84H121V82H122V84H123V82L125 81ZM140 80H141V83H139L138 85H139V87H138V85H136V83H133L134 85H131V86H134L133 88L136 90V88L138 87L139 89L142 87V86H145V84H143L144 82V80L143 79H141V78H139ZM144 79H146V77H144ZM149 79V78H148ZM177 79V78H176ZM175 79V80H176ZM190 79H192V78H190ZM216 79V80H217ZM223 79V78H222ZM221 79V80H222ZM223 79V80H224ZM228 79H229V81H228ZM238 81H237V80ZM241 79L243 80L242 82H244L243 84H242V82H241ZM250 79L253 81V82H250ZM261 79V80H260ZM63 80V79H62ZM61 80V81H62ZM66 80V79H65ZM64 80V81H65ZM70 80H73L72 78L70 79ZM87 80V79H86ZM92 80H94L93 79V77H92ZM98 80V79H97ZM96 80V81H97ZM124 80V81H123ZM138 79H136L135 81H137ZM156 80V79H155ZM174 80V81H175ZM179 80H181V79H179ZM230 80H231V82H230ZM234 82H236V84L237 85H235V84H231L230 85V83H234ZM67 81V80H66ZM65 81V82H66ZM76 81V80H75ZM74 81V82H75ZM91 81V80H90ZM95 81V82H96ZM103 81V80H102ZM117 81V80H116ZM126 81V82H127ZM139 81V80H138ZM151 81H153V79L151 80ZM150 81V82H151ZM159 81V79L157 80V82ZM189 81V80H188ZM191 81V80H190ZM189 81V85L191 84L192 86H193V83H194V81H193V83H192V81L190 82ZM195 81V82H196ZM200 81V82H199ZM215 81V80H214ZM63 82V81H62ZM69 82H71V81H69ZM81 82V81H80ZM92 82V81H91ZM94 82V81H93ZM113 81L111 80V83H112ZM140 82V81H139ZM145 82H146V80H145ZM150 82H149V84H150ZM161 82V81H160ZM159 82V83H160ZM179 82V81H178ZM177 82V83H178ZM219 82V81H218ZM217 82V83H218ZM237 82H239V83H237ZM260 82H259V85H260ZM263 82V81H262ZM71 83H73V82H71ZM85 83V82H84ZM107 83H108V81H107ZM115 83V82H114ZM138 83V82H137ZM158 83V84H159ZM165 83V84H166ZM182 83H183V81H182ZM183 84V85H186V84ZM188 83V82H187ZM198 83H197V86H195L196 88L198 87ZM212 83H214V82H212ZM216 83V81H215V85L217 84ZM223 83H224V81H223ZM252 84L250 87H248L249 85H247V84ZM253 83H254V86H253ZM257 83V84H256ZM58 84H61V82L60 83H57V85ZM80 84V83H79ZM79 84H75V85H79ZM88 84H90V83H88ZM104 84H105V81H104ZM103 84V85H104ZM113 84V83H112ZM124 84H125V82H124ZM147 84H148V82H147ZM148 84V85H149ZM154 84H156V81H155V83ZM176 84V83H175ZM206 84V85H205ZM238 84L240 85L239 87H242L241 88V90L239 89V90H237L239 87H238ZM57 85H56V87H57ZM62 85H65L64 84V82H63V84H61V85H59V87H61ZM67 85V84H66ZM81 85V84H80ZM83 85V84H82ZM85 85H86V83H85ZM115 85H117V84H115ZM136 85V86H135ZM160 85V84H159ZM164 85V84H163ZM178 85V84H177ZM176 85V86H177ZM191 85L190 86H188V90L190 89V88H192V89H194V87H191ZM200 85V84H199ZM236 87H238L237 89L235 88V86ZM89 86V85H88ZM88 86L87 87H85L86 89L88 88ZM94 86V85H93ZM92 84H91V89H93L92 87ZM118 86H119V83H118ZM117 86V87H118ZM122 86V85H121ZM128 86V85H127ZM131 86H128V87H126V90H125V86H123V90H125L126 92H127V89L129 88V93H132V92H134V89H132L131 88ZM141 86V87H140ZM150 86V85H149ZM217 86V85H216ZM215 86V87H216ZM220 85H219V83H218V89L220 90L221 88L219 87ZM222 86V87H223ZM232 86H234V87H232ZM246 86H247V88H246ZM59 87H57L58 89H59ZM66 87V86H65ZM65 87H64V91H65ZM76 87V86H75ZM97 87H98V85H97ZM100 87H103L102 86V83L100 84ZM108 87V86H107ZM111 87H112V85H111ZM116 87V88H117ZM147 87V86H146ZM156 87H157V85H156ZM155 87V88H156ZM165 87H166V85H165ZM164 87V88H165ZM178 87H183L182 85L181 86H178ZM186 87V86H185ZM185 87H183L184 88V90H185ZM206 87V88H207ZM213 87V86H212ZM225 87H224V89H225ZM230 87L233 89V88H235L234 89V91H236L237 92V94L239 93L238 91H240L241 92V94H242V90H244L245 88V90L247 91V92H245L244 91V94L246 93H248L247 95H244V97H242L243 95H240L239 96V94H238V96H237V94L232 90V89H230ZM252 87V88H251ZM78 88V87H77ZM81 88V87H80ZM109 88H110V86H109ZM113 88V87H112ZM121 88V87H120ZM144 88V91L142 92V94H147V91L148 90H145V89H147V88H145V87H143ZM143 88H141V89H143ZM150 88V87H149ZM158 88H160V86L158 87ZM177 88V87H176ZM195 88V89H196ZM249 88H251V89H249ZM253 88H254V90H253ZM51 89V90H50ZM75 89V88H74ZM79 89V88H78ZM85 89V90H86ZM96 89V88H95ZM98 89V88H97ZM105 89V88H104ZM138 89V90H139ZM161 89H162V85H161ZM182 88H180V90H181ZM195 89L194 90H192V92L190 93V94H192V93H194L193 91H195ZM218 89H216V91H215V93L218 91ZM94 90V89H93ZM93 90H91V92L93 91ZM99 90H101V89H99ZM99 90H97V91H99ZM103 90V89H102ZM112 90V89H111ZM114 90H115V87H114ZM113 90V91H114ZM118 90H120V89H118ZM118 90H115V93L113 94V96L114 95H116V96H118V95H121V97H122V95L125 93V91H124V93H122V94H119L118 93ZM138 90H136L135 92H136V95L138 94V92H140V91H138ZM152 90H153V88H152ZM151 90V91H152ZM158 90V89H157ZM175 90V89H174ZM180 90H179V88H178V90L177 91H179L178 93V97H180V101L181 100H185L186 102H188L189 101V98H188V101L185 99V98H183L182 96H180V95H182V93H180ZM183 89H182V91H184ZM209 90L207 91L208 93H209ZM212 90H214V89H212ZM76 91V90H75ZM95 92H96V90H94ZM93 91V92H94ZM131 91V92H130ZM146 91V92H145ZM167 91V90H166ZM165 91V92H166ZM176 91V92H177ZM233 91V92H232ZM248 91H251V92H248ZM100 92V91H99ZM106 93H107V91H105ZM104 91H103V93H105ZM120 93H121V91H119ZM134 92V93H135ZM156 92V91H155ZM155 92H154V94H155ZM162 92V91H161ZM199 92V91H198ZM199 93V94H201V96H200V98L202 97V94H204V93ZM206 92V91H205ZM206 92V93H207ZM69 93V94H68ZM76 93V92H75ZM86 93V92H85ZM88 93H89V90H88ZM98 93V92H97ZM110 93V92H109ZM112 93V92H111ZM118 93V94H117ZM128 93V94H129ZM170 93H171V90H170ZM185 93L186 92H184V95H185ZM188 93V92H187ZM207 93V94H208ZM210 93H211V91H210ZM212 93H213V91H212ZM218 93H220V92H218ZM217 93V94H218ZM222 93V92H221ZM235 93V94H234ZM79 94H80V89H79ZM78 94V95H79ZM84 94V92L82 93V95ZM95 94V93H94ZM125 94H127V93H125ZM140 94V93H139ZM138 94V95H139ZM146 94H145V96H146ZM149 94V93H148ZM152 94V93H151ZM159 94V93H158ZM162 94H163V92H162ZM161 94V95H162ZM224 94H225V92H224ZM73 95V94H72ZM75 95V94H74ZM77 95V94H76ZM75 95V96H76ZM96 95V94H95ZM106 95V94H105ZM108 95V94H107ZM111 95V94H110ZM132 94H129L127 97H129V96H131ZM133 95H135V94H133ZM135 95V96H136ZM138 95H137V97H138ZM156 95V94H155ZM169 95V93L167 94V96ZM206 95V94H205ZM205 95L203 96V98L202 99H206V98H204L205 97ZM210 95V94H209ZM212 95V94H211ZM222 95V94H221ZM220 95V96H221ZM227 95L225 96V97H227ZM89 95H87V97H88ZM90 96H91V94H90ZM97 96H99V95H96V97ZM135 96H133V97H135ZM143 95H141L140 97L142 98V100L140 99V101H143L144 100V98L142 97ZM154 96V95H153ZM152 96V97H153ZM159 96V95H158ZM163 96L164 95H162V97L161 96H159V98H157V96H156V102L157 103H161L162 102V100H161V98H163ZM196 96V93L194 94V97ZM236 96V98H234ZM78 97V96H77ZM76 97V98H77ZM85 97V96H84ZM83 97V98H84ZM101 97H102V95H101ZM119 97L120 96H118L117 98L119 99ZM124 97V96H123ZM122 97V98H123ZM125 98V99H128V98ZM132 97V98H133ZM137 97L135 98V100H137ZM155 97V96H154ZM207 97H208V95H207ZM210 97H212V96H210ZM214 97V96H213ZM222 97V96H221ZM225 97H223V98H225ZM228 97V98H229ZM70 98H71V96H70ZM89 98V97H88ZM94 98V97H93ZM104 98V97H103ZM110 98V103H111V97H109ZM129 98H131V97H129ZM131 98V99H132ZM167 98V97H166ZM190 98H191V96H190ZM215 98V97H214ZM213 98V99H214ZM242 98V99H241ZM67 99H69V98H67ZM87 99V98H86ZM105 99V98H104ZM113 99V98H112ZM116 99V98H115ZM115 99H113V100H115ZM125 99H124V101H125ZM130 99V101H132ZM151 100H152V98H150ZM154 99V98H153ZM160 99V100H159ZM179 99V98H178ZM178 99H177V101H178ZM199 99V98H198ZM198 99H195V100H198ZM209 99V98H208ZM207 99V100H208ZM218 99H221V98H219L218 97V95H217V99L216 100H218ZM226 99V98H225ZM223 100L222 99V101H226V100ZM239 99V100H238ZM241 99V100H240ZM74 100V99H73ZM85 100V99H84ZM99 100H101L100 98H99ZM112 100V101H113ZM129 100V99H128ZM135 100H133L132 101V105H133V102L135 101ZM158 100V101H157ZM264 87L262 88V89H260L259 90V92L255 95V97L253 98V99H251V100H249L248 102H247V104H246V109H247V114L244 116V118L242 119V121H241V124H242V127L244 128V141L246 140L247 142H248V139H251V138H255V137H260L261 138V136H262V138L264 137V124L262 123V125H257L256 126V123H258V122H256V120H255V117L257 118V115H258V110L261 108V107H264ZM89 101V100H88ZM120 101H122L121 100V98H120ZM119 101V102H120ZM145 101V100H144ZM148 101V100H147ZM191 101V103H192V99L190 100ZM189 101V102H190ZM199 101V100H198ZM206 101V100H205ZM205 101H204V105H207V106H209L208 104H205ZM214 101V100H213ZM212 101V102H213ZM221 101V100H220ZM220 101H218V103L217 104H219V102ZM91 102V101H90ZM103 102H104V100H103ZM115 102V101H114ZM116 102H118V101H116ZM118 102V103H119ZM126 102H127V100H126ZM129 102V101H128ZM137 102V101H136ZM155 102V103H156ZM186 102H185V110H186ZM199 102H201V101H199ZM207 103H210V102H208V101H206ZM231 102V101H230ZM236 102V101H235ZM262 102V103H261ZM82 103V102H81ZM120 103H122V102H120ZM138 103H140L139 102V100H138ZM145 103H146V101H145ZM152 103V101H148V104H150V106L151 107H153V105H158L159 107H160V105L159 104H151ZM166 103H168V101H166ZM180 103V102H179ZM178 102H177V105L179 104ZM182 103H183V101H182ZM214 103H216L215 101H214ZM224 104L223 105H225V103H226V105L229 103V101H228V103L227 102H223ZM234 103V102H233ZM263 104L261 107H260V105L261 104ZM76 104V103H75ZM83 104H86V103H83ZM82 104V105H83ZM88 105H89V103H87ZM91 104H92V102H91ZM100 105L102 104L101 102L99 103ZM109 104V103H108ZM113 105H114V103H112ZM123 104V103H122ZM124 104H125V102H124ZM123 104V105H124ZM136 104V103H135ZM134 104V105H135ZM190 104V103H189ZM198 104V103H197ZM237 104V103H236ZM236 104H234V105H236ZM79 105V104H78ZM87 105V106H88ZM100 105H97V106H99L100 107ZM103 105H105L106 106V104L104 103ZM103 105H102V107H103ZM113 105H111V107L113 106ZM120 106H121V104H119ZM164 105L165 104H163V107H164ZM167 105V104H166ZM190 105H193V104H190ZM86 106V105H85ZM84 106V107H85ZM93 106V105H92ZM116 106H117V104H116ZM129 106H130V102H129ZM144 106V105H143ZM143 106H142V108H143ZM148 105H145L144 107L145 108H143V111H144V109H147L146 107H147ZM150 106H149V108H150ZM179 106H182V104L181 105H179ZM197 106H200V104H198ZM201 106H203V104L201 103ZM200 106V107H201ZM210 106H214V104L213 105H210ZM228 106V105H227ZM227 106H224V107H226V109H227ZM83 107V106H82ZM114 107V106H113ZM119 107V106H118ZM141 107V106H140ZM193 107H195V106H193ZM193 107H190L191 109L193 108ZM199 107V108H200ZM222 107V106H221ZM230 107V106H229ZM234 107V106H233ZM80 108V107H79ZM86 108V107H85ZM84 108V109H85ZM93 108H94V106H93ZM95 108H98V107H95ZM94 108V109H95ZM122 108V107H121ZM120 108V109H121ZM127 108H128V106H127ZM126 108V109H127ZM134 108H135V106H134ZM133 108V109H134ZM137 108V107H136ZM177 108V107H176ZM180 108V107H179ZM179 108H177V112H175L177 115H180L181 114V111H184V110H181L180 111V109ZM213 107H211V109H212ZM215 108H216V106H215ZM218 108H220V107H218ZM216 109L217 111L218 110H220V109ZM242 108H244V107H242ZM105 109V108H104ZM113 109V108H112ZM133 109H130L129 108V111H131V110H133ZM166 109V108H165ZM178 109H179V111L180 112H178ZM182 109H183V107H182ZM208 109H209V107H208ZM214 109V108H213ZM225 109V110H226ZM229 109V108H228ZM70 110V111H69ZM89 110H91L90 109V107H89ZM98 110V109H97ZM107 110V109H106ZM122 110V109H121ZM128 110V109H127ZM135 110V109H134ZM138 109H136V111H137ZM141 110V109H140ZM201 110V111H200ZM203 110H204V108H203ZM210 110V109H209ZM222 110H223V107H222ZM240 110H242V109H240ZM84 111V110H83ZM92 111V110H91ZM102 111V110H101ZM105 111V110H104ZM111 111V110H110ZM113 111H115V110H112L111 112H113ZM128 111V112H129ZM135 111V112H136ZM205 111H207V112H210V111H208L207 110V108H206V110ZM212 111H215V110H212ZM212 111H211V113H212ZM239 111V110H238ZM238 111H234V114H235V112H237V114H238ZM243 111V110H242ZM242 111H241V113H242ZM262 111H264V108H261V111L259 110V112L261 113ZM66 112H69L68 113V115H70V116H72L75 120H76V122L75 121H73L74 119L72 118V117H70V118H72L73 120H71V121H73V122H75V123H73L72 122V124L71 125H73V127H72V129L67 125V122L66 121H68V120H70V119H68V117H67V115H65L66 114ZM94 112V114H95V111H93ZM106 112V111H105ZM120 112V111H119ZM118 112V113H119ZM127 112V111H126ZM220 112V111H219ZM222 112V114H223V112H224V110L223 111H221ZM240 112V111H239ZM83 113V112H82ZM90 113V112H89ZM97 113V112H96ZM107 113V112H106ZM139 113H140V111H139ZM186 113H187V111H186ZM191 113V112H190ZM210 113V115H212ZM214 113V112H213ZM215 113H216V111H215ZM215 113H214V115H215ZM228 113H230V112H228ZM227 113V114H228ZM233 113V112H232ZM240 113V114H241ZM80 114L82 115V117L80 118L79 116H80ZM85 114H86V112H85ZM183 114V113H182ZM202 114H205V115H208L207 113H202ZM239 114V115H240ZM264 113H261V119H262V115H263ZM79 115V116H78ZM88 115V114H87ZM91 115H93L92 113H91ZM111 115V116H112ZM119 115H121V114H119ZM165 115V114H164ZM171 115L173 116V113L171 112ZM176 115V116H177ZM194 115V116H193ZM218 115H220V113H218ZM233 115V114H232ZM231 115V116H232ZM65 116H66V118L68 119V120H64V119H66L65 118ZM78 116V117H77ZM85 116V115H84ZM89 116V115H88ZM116 116V115H115ZM153 116H156V117H153ZM183 116V117H182ZM185 116V117H184ZM202 116V115H201ZM216 116H217V113H216ZM234 116V115H233ZM236 116V115H235ZM234 116V117H235ZM259 116V115H258ZM60 117H64V118H62L63 119V122H61L60 123V120H61V118ZM76 117L77 118H80L81 120H77L76 119ZM86 117V116H85ZM175 117V116H174ZM173 117V118H174ZM193 118L194 117V119H190V118ZM206 117H208V116H206ZM213 117H215V116H213ZM218 117H220V116H218ZM222 117V116H221ZM220 117V118H221ZM260 117V116H259ZM165 118V117H164ZM203 118H204V116H203ZM210 117H208L207 119H209ZM217 118V117H216ZM216 118H214V119H216ZM237 118V117H236ZM60 119V120H59ZM86 119H89L88 117L86 118ZM206 119V118H205ZM214 119H212L211 118V120H214ZM226 119H227V117H226ZM228 119H229V116H228ZM228 119L226 120V121H228ZM260 119V118H259ZM264 119V118H263ZM262 119V120H263ZM117 120V119H116ZM162 120H164V119H162ZM172 120V121H173ZM224 119H222V122H221V124L223 125V123L225 122V120L223 121ZM230 120V119H229ZM231 120H233V121H235L234 120V118L233 119H231ZM239 120H240V118H239ZM65 121V122H64ZM111 121H110V123H111ZM207 121H209V120H207ZM215 121V120H214ZM213 121V122H214ZM217 121V120H216ZM238 121V120H237ZM264 121V120H263ZM58 122V123H57ZM87 122V121H86ZM203 122V121H202ZM201 122V123H202ZM213 122H211V124L213 123ZM260 122V121H259ZM262 122V121H261ZM200 123V122H199ZM198 123V124H199ZM200 123V124H201ZM203 123H205V122H203ZM209 123V122H208ZM227 123V122H226ZM236 123V122H235ZM69 124V123H68ZM207 124V123H206ZM210 124V123H209ZM220 124V125H221ZM229 124H231V123H229ZM228 124V125H229ZM232 124H234V123H232ZM231 124V125H232ZM65 125V126H64ZM146 125V126H145ZM220 125L218 126V127H220ZM221 125V126H222ZM224 125H226V124H224ZM228 125H227V127H228ZM113 126V127H112ZM159 126V125H158ZM194 126V125H193ZM201 126V125H200ZM202 126H206V125H202ZM112 127V128H111ZM146 127V128H145ZM191 127H192V125H191ZM190 127V128H191ZM195 127H197V126H195ZM195 127H193L194 129H195ZM199 127V126H198ZM209 127V126H208ZM211 127V126H210ZM218 127H217V129H218ZM224 127V126H223ZM222 127V128H223ZM235 127H237V125L235 126L234 125V129L236 130L237 128H235ZM155 128H157L158 129V127L157 126H155ZM201 128V127H200ZM199 129V128H198ZM214 127L212 126V128H209L208 129V131L209 130H212V131H214ZM220 129V128H219ZM218 129V130H219ZM224 129V128H223ZM226 129V128H225ZM193 130V129H192ZM196 130V129H195ZM194 130V131H195ZM203 130V129H202ZM227 131L226 132H229L228 131V128L226 129ZM238 130V129H237ZM236 130V131H237ZM147 133H146V132ZM194 131H193V133H194ZM198 131V130H197ZM197 131H195V133H197ZM211 131V132H212ZM221 131V130H220ZM219 131V132H220ZM224 131V130H223ZM233 130H231V132H232ZM211 132L209 133V134H211ZM225 132V133H226ZM235 132V131H234ZM192 133V134H193ZM205 133H206V131H205ZM213 134L215 133V131L214 132H212ZM224 133V134H225ZM233 133V132H232ZM134 134H138L137 136V138H139V139H141V137L143 138V139H141V140H143V141H140L139 142V140H137L136 141V137H134L135 135ZM201 135H202V132L200 133ZM212 134V135H213ZM216 134V133H215ZM217 134H218V132H217ZM216 134V135H217ZM223 134V133H222ZM224 134L222 135V137L223 138H225L224 137ZM227 134V133H226ZM229 134H231L230 132H229ZM237 134V133H236ZM130 135H132V137H133V141H130L131 139H132V137H130ZM140 135H142L141 137H140ZM148 135V134H147ZM150 135H149V137H150ZM191 135V134H190ZM190 135H189V137H190ZM198 135H199V133H198ZM207 135L208 134H206L205 135V137H207ZM220 135V134H219ZM154 136V135H153ZM186 136V137H185ZM195 136V135H194ZM200 136V135H199ZM218 136V135H217ZM216 136V137H217ZM221 136V135H220ZM219 136V137H220ZM189 137H188V140H189ZM204 137V136H203ZM209 137V136H208ZM211 137V136H210ZM219 137H217L216 139H221V138H219ZM131 138V139H130ZM192 138H194V137H192ZM197 138V137H196ZM228 138V136L226 137V139ZM259 138V139H260ZM130 139V140H129ZM182 139V140H181ZM190 139H191V137H190ZM199 139V137L197 138V140ZM234 139V138H233ZM240 139V138H239ZM239 139H236V141L237 140H239ZM243 139V138H242ZM176 140H177V142H176ZM192 140V139H191ZM194 140H195V138H194ZM212 140V139H211ZM211 140L209 139V141L211 142ZM221 140H223V139H221ZM180 141H182L181 143H184L185 144V147L187 146V145H189V146H187V148H186V150L187 151H185L184 152V144H181L180 143ZM190 141V140H189ZM207 141V140H206ZM252 142H250L249 141V143H246L245 144V142H243V141H241V143L243 142L244 143V145H242L240 142H239V144H241L242 146H240L239 144H237V145H239L240 147H244L245 145V148H243V150L245 151V154H246V152L248 153V154H246V155H244V159H245V161H246V163L248 162V160L249 159H251V160H249V161H252V159H255V158H253L252 156H253V154L252 155H250L252 152H255L254 150H256L255 148H257V147H259V148H261V146H264L263 144H262V142L264 141L263 139H261V141H258L257 140V142H255L254 143V141H253V139L251 140ZM168 142V143H167ZM176 142V144H174ZM194 142V141H193ZM198 142V141H197ZM208 142V141H207ZM210 142H208L209 144H210ZM214 142V144L213 145H215L216 143V140H214L213 141ZM217 142H220V141H218L217 140ZM260 142V143H259ZM168 144L167 146L165 145V144ZM236 143H238V142H236ZM253 145H252V144ZM257 143V144H256ZM264 143V142H263ZM187 144V145H186ZM234 144V143H233ZM233 144H228L229 146L230 145H233ZM254 144H255V146L256 145H258V144H260L261 146H254ZM211 145V144H210ZM226 145V144H225ZM247 145H248V148H247ZM252 145V147H251V149H250V146ZM169 146V147H168ZM190 146V147H191ZM229 146L227 147L228 149H230L229 148ZM238 146V147H239ZM255 148H254V147ZM212 147L213 146H211V147H209V149L211 148L212 149ZM224 147V146H223ZM222 147V148H223ZM233 147H234V145L231 147V150H234L233 149ZM235 147H237V146H235ZM236 148V149H238V151L241 149L240 147L239 148ZM216 148V147H215ZM252 148L254 149V150H252ZM264 148V147H263ZM205 149V148H204ZM207 149V148H206ZM209 149H208V152H210L209 151ZM210 149V150H211ZM224 149H225V147H224ZM246 149H247V151H246ZM248 149H250L252 152H249L250 150H248ZM257 150H258V148H257ZM261 150V151H260ZM262 150L264 151V149H259V151L260 152H262ZM191 151V152H190ZM226 151V150H225ZM229 151V150H228ZM236 151V150H235ZM237 151V152H238ZM243 151V152H244ZM259 151H257V156H259ZM186 152H190L189 154L188 153H186ZM194 152V153H193ZM218 152H220V150L219 151H217V153ZM221 152H222V149H221ZM231 152V151H230ZM234 152V151H233ZM242 152V153H243ZM192 153H193V155H192ZM216 153V154H217ZM223 153H224V150H223ZM232 153V152H231ZM230 153V154H231ZM241 153V151L239 152V154ZM264 153V152H263ZM185 154H187L188 155V157L187 156H185ZM224 154H227V151L224 153ZM234 154V156L236 155V152L235 153H233ZM233 154H231V155H233ZM244 154V153H243ZM255 154V153H254ZM189 155H192V156H189ZM196 155V156H197ZM202 155V154H201ZM200 155V156H201ZM209 155V154H208ZM215 155V154H214ZM220 155V154H219ZM223 155V154H222ZM222 155H220V156H222ZM228 155V154H227ZM248 155V156H247ZM197 156V157H198ZM206 156V155H205ZM216 156L217 155H215L214 157L216 158ZM233 156V157H234ZM243 156V155H242ZM245 156L246 157H249L248 159L247 158H245ZM255 157H257L256 155H254ZM260 156H261V154H260ZM262 156H264V154L262 155ZM261 156V157H262ZM138 157H140V159L138 158ZM143 157H144V159H143ZM151 157V158H150ZM165 157V158H164ZM223 158H224V160H225V158H228V157H225L224 155L222 156ZM232 157V158H233ZM239 158V156H236V158ZM140 160V161H142L143 160V162H140V164L138 163V165H135V163H136V160H138V159ZM142 158V159H141ZM164 158V159H163ZM186 158H187V161H185L186 160ZM196 157H194V159H195ZM206 158H208V157H203V158H201V159H204V161L203 160H198V162L200 161H202V162H204V163H206L207 162V159ZM219 158V157H218ZM222 158V159H223ZM231 158V159H232ZM235 158V159H236ZM238 158H237V160L236 161H238ZM69 159V160H68ZM205 159H206V162H205ZM214 159V158H213ZM229 159V158H228ZM234 159V160H235ZM239 159H241V158H239ZM244 159L242 158L241 160H243L244 161ZM261 161H262V158H259ZM258 159V160H259ZM212 160V159H211ZM216 160H217V158H216ZM216 160H214V161H216ZM256 160H257V158H256ZM257 160V161H258ZM195 161V160H194ZM214 161H212L211 163H213V165L214 164H218V163H214ZM218 162H220V163H222L223 164V162H221L219 159L217 160ZM228 161V160H227ZM231 161H233V160H231ZM240 161V160H239ZM238 161V163H240ZM254 161V160H253ZM253 161H252V165H253ZM257 161H255L254 162V165H255V163L256 164H258L257 163ZM190 162V163H189ZM199 162V163H200ZM235 162V161H234ZM259 162V161H258ZM141 163H143V165L141 164ZM185 163H189L188 165H186ZM208 163V162H207ZM219 163V164H220ZM244 163V162H243ZM243 163H242V165H243ZM250 164H248L249 165V168H250V165H251V162H249ZM209 164V163H208ZM221 164V165H222ZM225 164V163H224ZM228 164H230V163H228ZM237 164V163H236ZM141 165H142V167H141ZM202 165H203V167H202ZM211 165V164H210ZM213 165H211V167L213 168V167H215V166H213ZM226 165H227V162H226ZM237 165H239V164H237ZM237 165H235V166H237ZM253 165V166H254ZM72 166V165H71ZM185 166H187L186 168H185ZM194 166V165H193ZM218 166V165H217ZM216 166V168H214V171H215V169L217 170V168H225V165L222 167V166H218L217 167ZM233 166H234V163H233ZM241 166V165H240ZM252 166V167H253ZM255 166H257V165H255ZM254 166V168L255 169H252L253 171L254 170H256L257 169V167H255ZM72 167V168H73ZM141 167V168H140ZM182 167L185 169V171H189V170H191L190 172L191 173H193V175L191 174H189L190 176H187L186 175V173L188 174L189 172H186L185 173V171H184V169L182 170ZM210 166H209V171H211V168ZM242 167H245V166H242ZM264 167V165H262V168ZM180 168V169H179ZM188 168V169H187ZM220 168V170H217V173H214V172H212V175H213V177L214 176H219V175H216V174H218V172L220 171V173L222 172L221 169ZM238 169H239V166L237 167ZM248 168V169H249ZM258 168H259V166H258ZM262 168H261V170L259 171V172H261L262 171ZM187 169V170H186ZM197 169H199V170H197ZM201 169H202V171H203V173H202V175H201ZM207 169V168H206ZM234 169V168H233ZM242 168L240 167V169H239V171L241 170ZM245 169V168H244ZM247 167H246V170H243L244 172L246 171V174L248 173L247 172ZM251 169V168H250ZM76 170V169H75ZM134 170V171H133ZM139 170V171H138ZM229 170V172H230V169H228ZM228 170H227V172H228ZM77 171V170H76ZM207 171V170H206ZM209 171H208V173H209ZM231 171L232 172H234L233 170H232V168H231ZM236 171V172H238V173H242V171ZM252 171V172H253ZM257 171V170H256ZM72 172V171H71ZM105 172V173H104ZM195 172V171H194ZM235 172V173H236ZM251 172V171H250ZM258 172V173H259ZM264 172V171H263ZM74 172H72V174H73ZM136 173V174H135ZM215 175H214V174ZM226 173V172H225ZM236 174V178H237V175H238V178L240 179V178H242V176L245 174V173H243V175H241V174ZM256 174V172H253V174ZM258 173L256 174V176L258 175ZM172 175V181L170 180V176ZM223 174V173H222ZM229 174H234V173H229ZM250 174V173H249ZM254 174V175H255ZM75 175H76V173L74 174V177H75ZM241 175V177H239ZM261 175V174H260ZM100 176L98 177V179H100ZM226 176V175H225ZM229 176V175H228ZM227 176V177H228ZM247 175H245V178H244V180L247 178V177H249V176H247ZM251 176H253L252 174H251ZM256 176H254L255 178H256ZM262 176H264L263 174H262ZM68 177V176H67ZM66 177V178H67ZM106 176L104 175H102L101 176V179H103L102 181H104V178H105ZM206 177H208V174H207V176ZM211 177V176H210ZM213 177H211V178H209V179H207V180H209L210 181V179H212L213 180ZM224 177V176H223ZM226 177V178H227ZM254 177H252V178H254ZM260 177V176H259ZM69 178L70 177H68L67 179L69 180ZM72 178V177H71ZM200 178L201 177H199V180H200ZM215 178V177H214ZM218 178V177H217ZM235 178V177H234ZM233 177H232V179H234ZM235 178V179H236ZM238 178L236 179V181L238 180ZM242 178V179H243ZM252 178H249L250 180L252 179ZM258 178V177H257ZM261 178V177H260ZM53 179H55V180H53ZM76 179H77V176H76ZM76 179L74 180V181H76ZM216 179V178H215ZM215 179H214V182H215ZM225 179V178H224ZM231 179V178H230ZM229 179V180H230ZM232 179H231V183H229L230 181H227V180H225V181H227L228 183H229V190H228V194L230 195L229 196V198L232 196V199H234L233 198V195H231L230 193H232L233 192V194H235V191H232V190H234V189H237V187H235L234 188V186H232L233 184H232ZM242 179H240V180H242ZM51 180V181H50ZM52 180H53V182L54 183H51L52 182ZM66 180V179H65ZM72 180V179H71ZM79 180V179H78ZM97 180V179H96ZM187 180H189L190 182H189V184L187 185V183H185V185H184V189H183V186H182V184L181 183H183V182H181V181H187ZM218 179H216V181H217ZM219 180H220V178H219ZM240 180H239V182H240ZM249 180V181H250ZM253 180V179H252ZM259 180V179H258ZM64 181V182H63ZM80 181V180H79ZM94 181V180H93ZM104 181V182H105ZM174 181V182H173ZM193 181V182H194ZM202 181H205V180H202ZM209 181H206L207 183H211V184H214V182H209ZM224 181V180H223ZM222 181V182H223ZM248 181V178H247V181H245V184H246V182L248 183L249 182ZM70 182V181H69ZM78 182V181H77ZM97 182H100V180H98ZM104 182H102V183H104ZM105 182V183H106ZM172 182V183H171ZM181 182V183H180ZM188 182V181H187ZM233 182H235V181H233ZM241 182H243L244 183V181H241ZM253 182V181H252ZM256 182H260V181H256ZM56 183V187L54 188V191L52 190V189H45V188H48L51 184H55ZM67 184H68V181L66 182ZM76 183V182H75ZM80 183V182H79ZM94 183V182H93ZM221 183V182H220ZM219 183V184H220ZM226 183V182H225ZM224 183V184H225ZM235 183H237V182H235ZM242 183V184H243ZM249 183H251V182H249ZM248 183V184H249ZM254 183H255V180H254ZM262 183H264L263 182V180H262ZM64 184V185H63ZM77 184V183H76ZM97 183L95 182V184H93V185H96ZM99 184V183H98ZM97 184V188H98V186L100 187H102V185H104V187L107 185V184H102V185H98ZM101 184V183H100ZM179 184H181V186L179 185ZM194 184V183H193ZM200 184V183H199ZM210 184V185H211ZM223 184V185H224ZM230 184H232L231 185V188H230ZM239 184V183H238ZM252 184L253 183H251V184H249L248 186H252ZM256 184V183H255ZM258 184V183H257ZM256 184V185H257ZM261 184V183H260ZM63 185V186H62ZM69 185H72V188H73V190L77 187V186H74L72 183L71 184H69ZM81 185V184H80ZM80 185L78 186V187H80ZM178 185L181 187V189H182V192H180L181 190L178 188ZM210 185H208V187H205L204 188V190L206 189V188H208V190L209 189H211V188H215L217 191H218V188H216L217 186L214 184V187H213V185L212 186H210ZM227 184H225L219 191H221L222 189V193L221 194H226V189L225 188H228L227 186H226ZM235 185V184H234ZM54 186V185H53ZM185 186H187L186 188H185ZM190 186H191V184H190ZM189 186V187H190ZM193 186V185H192ZM202 186V187H201ZM211 188H210V187ZM216 186V187H215ZM219 186V185H218ZM222 186V185H221ZM226 186V187H225ZM238 186V185H237ZM242 187L243 185H240L239 184V187ZM250 186V187H251ZM260 186V185H259ZM263 186V185H262ZM225 187V188H224ZM244 187V186H243ZM243 187L241 188V189H243ZM245 187L247 188H245V190H247L248 191V187L245 185ZM95 189H97L96 187H94ZM123 188H125V189H123ZM190 188V189H191ZM220 188V187H219ZM234 188V189H233ZM260 188V187H259ZM262 188V187H261ZM77 189V188H76ZM99 189V188H98ZM97 189V190H98ZM101 189V188H100ZM170 190V191H167V190ZM180 191H179V190ZM199 189H200V191H199ZM203 189V188H202ZM226 191H225V190ZM232 189V190H231ZM238 189H240V188H238ZM250 190L249 191H251V188H249ZM253 189H255V188H253ZM252 189V192H254V191H258V189H256V190H253ZM78 190V189H77ZM102 190H104V188L102 189ZM204 190H202V191H204ZM208 190H205V191H207L206 193H210ZM212 190V189H211ZM216 190H212L213 192L212 193H210V194H205V191H204V193H203V195H201L202 197L203 196H208V200H209V198H210V202L208 201H206L205 203L206 204H210L211 202L212 203H217L218 204V199L214 196L213 197V195L212 194H216V193H214ZM264 190V189H263ZM89 191V192H90ZM231 191V192H230ZM242 191V190H241ZM241 191H239V192H241ZM260 191H261V189H260ZM168 192H172V194H170L169 195V193ZM179 192V193H178ZM243 192V191H242ZM241 192V193H242ZM245 192V191H244ZM198 193V195H196ZM218 193V192H217ZM238 193V191L236 192V194ZM241 193H240V195H241ZM258 193V192H257ZM260 193H262V192H260ZM66 194V193H65ZM88 196H87V195ZM205 194V195H204ZM235 194V195H236ZM248 194H252V193H247V196H248ZM263 194H264V192H263ZM67 195V194H66ZM74 194H72V196H73ZM75 195H76V193H75ZM91 195V196H90ZM183 195V196H182ZM196 195V196H195ZM238 195V194H237ZM242 195H243V193H242ZM254 194H252V195H250V196H253ZM60 197H58V199L59 198H63V197H61V195H59ZM69 197H70V195H68ZM71 196V197H72ZM97 196H95L96 198H97ZM179 196V198H181V196H182V202H181V200L179 199V198H177V197ZM211 196L213 197V198H211ZM217 196H218V194H217ZM227 196V195H226ZM239 196V195H238ZM246 196V197H247ZM258 197H259V195H257ZM175 197L177 198V199H179V200H177V199H175ZM186 197V198H187ZM199 197V198H198ZM220 197H222V196H220ZM240 197V196H239ZM244 197V196H243ZM262 197H264V196H262ZM67 198V201L66 202H68V197H66ZM74 198V197H73ZM77 198V196L75 197V199ZM108 198H110V199H108ZM186 198H185V202L187 201L186 200ZM188 198V199H189ZM197 198H198V200H197ZM204 198V197H203ZM206 198V197H205ZM225 198V195H224V197L222 198V199H224ZM227 198V197H226ZM225 198V199H226ZM228 198V199H229ZM237 198V197H236ZM235 198V199H236ZM251 198V197H250ZM256 198V197H255ZM61 199H60V201H61ZM75 199H74V201H75ZM78 199V198H77ZM76 199V200H77ZM79 199V200H80ZM199 199H200V201L201 202H198L199 201ZM217 201H216V200ZM220 199V198H219ZM231 199V198H230ZM238 199V198H237ZM248 199V198H247ZM258 199V198H257ZM261 199V198H260ZM259 199V200H260ZM95 200H97V201H95ZM216 202H215V201ZM250 200H253V199H250ZM255 200V199H254ZM50 201H52L51 202V204H49V202ZM59 200L57 201V203H61V202H64L65 201V199H64V201H61L60 202ZM71 201H73V199H71ZM176 201L178 202L177 204H179L180 206L179 207H176L177 205H175L176 204ZM179 201H180V203H182V204H180L179 203ZM222 201V200H221ZM227 201V200H226ZM229 201V200H228ZM256 201V200H255ZM261 201V200H260ZM76 202V201H75ZM185 202H184V205H183V208H184V206H186L185 205ZM225 202V201H224ZM231 202H233L232 200H231ZM248 202H249V200H248ZM253 202V201H252ZM259 202V201H258ZM78 203V202H77ZM92 203V202H91ZM121 203V204H122ZM186 203V204H187ZM195 203H194V205L193 206H196L195 205ZM210 204V205H212V206H210V207H212V208H214V204ZM220 204L222 203L223 204V202H219ZM227 203V202H226ZM229 203V202H228ZM238 203V202H237ZM239 203H244V202H239ZM261 203H264L263 202V200H262V202ZM62 204V203H61ZM60 204V205H61ZM65 204V203H64ZM67 204V203H66ZM73 204H75L76 205V203H72V205ZM79 204V203H78ZM108 204H110V203H108ZM198 204V205H199ZM206 204H205V209L207 210L208 209V205L206 206ZM233 204H235V202L233 203ZM233 204H231V205H233ZM252 204V203H251ZM253 204H254V202H253ZM257 204V203H256ZM71 205V204H70ZM80 205V204H79ZM89 205V204H88ZM214 205V206H213ZM243 205V204H242ZM241 205V206H242ZM258 205H260V203L258 204ZM47 206H48V210H46V208H47ZM55 206L53 207L55 210H56V208H55ZM74 206V205H73ZM95 206H89L88 207V209L91 211V209H92V207H95ZM191 206V207H190ZM219 206V205H218ZM221 206V205H220ZM234 206H236V207H238L236 204L234 205ZM247 206V205H246ZM264 206V205H263ZM262 205H261V207H263ZM44 207H46V208H44ZM62 207H63V205H62ZM66 207V206H65ZM69 207V206H68ZM67 207V208H68ZM82 207V206H81ZM84 207V206H83ZM111 207H112V210H111ZM207 207V208H206ZM209 207V208H210ZM227 207V206H226ZM243 207H245V206H243ZM53 208H51V209H53ZM59 208H61V207H58V209ZM101 208H103V207H101ZM180 208V209H179ZM186 208V207H185ZM193 208V207H192ZM196 210H195V209ZM193 208V210L192 211H194L195 210V212L197 211V208H200L199 206H196V207H194ZM221 208V211H222V209L224 208V206L223 207H220ZM231 208V211H232V208L233 207H230ZM235 208V207H234ZM249 208H250V206H249ZM252 209H254V207H251ZM258 208V207H257ZM44 209V210H43ZM71 209V208H70ZM73 209H75V208H73ZM78 209V208H77ZM81 210H82V208H80ZM79 209V210H80ZM84 209V208H83ZM86 209L84 210L85 211V213L87 212V214H85V218H86V215H88V210L86 211ZM116 209V210H115ZM205 209H204V211H203V213H205V215L207 214L206 212H208V211H210L209 209L205 212ZM215 209V208H214ZM217 209H218V207H217ZM229 209V208H228ZM227 209V210H228ZM241 210V209H238V208H235V210ZM245 209V208H244ZM243 209V210H244ZM111 210V211H110ZM189 210V211H190ZM243 210H242V212H243ZM251 210V209H250ZM61 211V210H60ZM64 211V210H63ZM72 211V210H71ZM97 211V212H96ZM115 211H117L118 213H115ZM183 211V212H182ZM188 211V212H189ZM218 212H219V210H217ZM252 211V210H251ZM255 211V215H256V210H254ZM258 211H260L259 210V208H258ZM261 211H262V209H261ZM48 212H51V211H48ZM54 212V211H53ZM52 212V213H53ZM56 212V211H55ZM68 211H66V213H67ZM76 212V211H75ZM79 212V211H78ZM81 212H83V211H80V213ZM98 212H99V214H98ZM111 212V213H110ZM179 212V213H178ZM187 212V213H188ZM194 212V213H195ZM212 212H213V210H212ZM214 212H216V211H214ZM218 212H216L215 214H216V216H217V213ZM224 212V211H223ZM223 212H219V214L221 215V216H223V218L226 220L227 219V217L228 216H226V217H224V214H223ZM247 212L249 213L250 211H248L247 210ZM59 213V212H58ZM57 213V214H58ZM184 213V214H186L187 216L189 215V216H192L194 213H192V215L190 214V213ZM197 213V212H196ZM223 215H222V214ZM225 213V212H224ZM227 213V215H228V213L229 212H226ZM226 213H225V215H226ZM239 213V212H238ZM62 214H65V213H62ZM69 214V213H68ZM73 214V213H72ZM91 213H89V216L87 217L88 218V220H89V218H93L91 215H90ZM94 213L92 214V215H95ZM101 214V215H102ZM177 214V216H175ZM184 214H182V215H184ZM199 214H201V213H199ZM208 214H209V212H208ZM212 214V213H211ZM214 214V213H213ZM218 214V215H219ZM242 214V213H241ZM245 214V213H244ZM254 214H252V215H254ZM259 214H260V212H259ZM71 215V214H70ZM101 215H99V216H97L98 218H96L95 216V220L94 219H92V220H87L86 219V221L89 223L90 221V224H88V223H86L87 224V226H90L92 223V225H96L95 223V221L97 220L98 222H99V217L101 216ZM121 216L120 218L118 217V216ZM246 215H248V214H246ZM261 215V214H260ZM57 216V215H56ZM55 216V217H56ZM62 216V215H61ZM61 216H59V217H61ZM66 216L67 215H65V218H63V216H62V218H63V220H65L66 219ZM73 217H75V215H72ZM81 216V215H80ZM91 216V217H90ZM185 216V215H184ZM183 216V217H184ZM187 216H185L184 218L185 219H187ZM189 216H188V218H189ZM194 216V215H193ZM192 216V217H193ZM221 216H218V217H221ZM230 216V215H229ZM232 216V215H231ZM233 216H234V214H233ZM233 216H232V218H233ZM237 216V215H236ZM244 215H242V217H243ZM256 216H258V215H256ZM255 216V217H256ZM54 217V218H55ZM68 217V216H67ZM102 217V216H101ZM102 217V218H103ZM108 217V216H107ZM112 217V216H111ZM177 217V218H176ZM208 217V216H207ZM246 217V219H247V216H245ZM261 217H262V220L264 219V215L262 216L261 215ZM53 218V217H52ZM53 218V219H54ZM62 218L59 220V223H57V226H58V228H59V225L58 224H60V228H61V223H63V222H66V221H62L61 223H60V221L62 220ZM122 220L123 218H124V220L121 222L120 220ZM182 218V217H181ZM184 218H183V221H184V223L183 224H186L185 223V220H184ZM202 218V217H201ZM222 218V217H221ZM229 218V217H228ZM235 218V217H234ZM233 218V219H234ZM249 218V217H248ZM52 219V220H53ZM74 219V218H73ZM76 219V218H75ZM80 219H83L82 217L80 218ZM107 219V218H106ZM105 219V222L107 221ZM125 219L126 220H128V223H127V221H125ZM206 219V218H205ZM205 219H203V220H205ZM209 219V218H208ZM211 219V218H210ZM220 219V218H219ZM230 219H231V217H230ZM244 219V218H243ZM242 219V220H243ZM251 219V218H250ZM249 219V220H250ZM255 219V218H254ZM261 218H259V220H260ZM78 220V219H77ZM102 220V219H101ZM119 220V221H118ZM187 220H189V219H187ZM186 220V222L188 223L189 221H187ZM192 219L190 218V221H191ZM223 220V219H222ZM232 220V219H231ZM239 220V219H238ZM238 220H237V222H238ZM241 220V219H240ZM248 220V221H249ZM58 221V220H57ZM68 221V220H67ZM69 221H71V219L69 220ZM85 221V222H86ZM94 221V222H93ZM118 221V222H117ZM246 221V220H245ZM244 221V223H246ZM52 222V221H51ZM80 222V221H79ZM97 222V223H98ZM181 222V221H180ZM224 222V221H223ZM222 222V223H223ZM226 222H227V220H226ZM225 222V223H226ZM232 222V221H231ZM233 222H235V223H237L236 222V219L235 220H233ZM260 222V221H259ZM73 223V222H72ZM74 223L76 224V222L74 221ZM103 223H104V221H103ZM175 223H173V224H175ZM178 223V222H177ZM190 223V222H189ZM192 223V222H191ZM190 223V224H191ZM195 223V222H194ZM204 223V222H203ZM207 223H209V222H207ZM224 223V224H225ZM229 223V222H228ZM228 223H226V224H228ZM240 224H242V222H239ZM250 223V222H249ZM54 224H55V222H54ZM75 224L73 225V226H75ZM83 224V223H82ZM112 224V223H111ZM127 224V225H126ZM181 224V223H180ZM179 224V225H180ZM189 224V226H191ZM199 224V223H198ZM230 224V223H229ZM229 224L227 225V227H229ZM233 224V223H232ZM255 224V223H254ZM259 224V223H258ZM261 224H263L262 223V221H261ZM49 225V224H48ZM65 225V224H64ZM64 225H62V226H64ZM68 225V224H67ZM91 225V226H92ZM99 225V224H98ZM103 225V224H102ZM172 225V224H171ZM175 225H177V224H175ZM175 225H174V227H175ZM187 226H188V224H186ZM186 225H180V227H181V229H182V227L183 226H185L186 227ZM205 225H206V223H205ZM209 225V224H208ZM208 225L206 226V227H208ZM213 225H214V223H213ZM236 224H234V226H235ZM244 225V224H243ZM247 225H248V223H247ZM246 225V226H247ZM55 226H56V224H55ZM66 226V225H65ZM86 226V225H85ZM94 226H92V228H94ZM97 226V225H96ZM107 226V225H106ZM105 226V228H107ZM188 226V228H190ZM192 226H193V223H192ZM202 226H204V225H201V227ZM237 227H238V225H236ZM242 226V225H241ZM68 227V226H67ZM70 227H72V225L70 226ZM104 227V226H103ZM173 227V226H172ZM174 227L172 228V231H173V229H174ZM243 227V226H242ZM252 227H253V225L251 224V230L253 231V234H254V231H256V229H257V231L259 230L257 227H259V225H257V227H256V225L254 226V227H256L255 228V230H253L252 229ZM263 227V226H262ZM57 228V230H59ZM77 228V227H76ZM79 228V227H78ZM89 228V227H88ZM98 228H100V227H98ZM170 228H171V226H170ZM184 228V227H183ZM197 228H200V227H197ZM209 228V230H210V227H208ZM207 228V229H208ZM214 228V227H213ZM240 228V227H239ZM250 228V227H249ZM260 228V227H259ZM46 229V230H45ZM68 229V228H67ZM81 229V228H80ZM86 229V228H85ZM96 229H97V227H96ZM102 229V228H101ZM104 229V228H103ZM180 229V228H179ZM180 229V230H181ZM184 229H186V228H184ZM194 229H196V228H194ZM202 230H204L205 229V227L204 228H201ZM217 229V228H216ZM234 229H236L235 227H234ZM242 229V228H241ZM82 230V229H81ZM88 230V229H87ZM90 230V231H89ZM88 230V232H91L92 233V231H91V229H89ZM98 230V229H97ZM175 230H176V228L174 229V232H175ZM178 230V229H177ZM179 230V231H180ZM191 230V229H190ZM197 230V229H196ZM215 230V229H214ZM243 230V229H242ZM242 230H240L241 232H242ZM248 230V229H247ZM247 230H246V232H247ZM250 230V231H251ZM55 231V232H54ZM63 231L65 232V227H64V229H63ZM63 231L61 232V234L63 233ZM66 231H68V230H66ZM75 231H77V230H75ZM80 231V230H79ZM82 231H84V229L82 230ZM81 231V232H82ZM93 231H94V229H93ZM100 231V230H99ZM102 231V230H101ZM104 231V230H103ZM106 231V230H105ZM104 231V232H105ZM108 231V230H107ZM171 231V232H172ZM182 231V230H181ZM184 231V230H183ZM192 231V230H191ZM211 231V230H210ZM209 231V232H210ZM218 231V230H217ZM231 231H233V230H231ZM237 230H235V232H236ZM239 231V230H238ZM239 231V232H240ZM250 231L248 232V233H250ZM261 231V230H260ZM259 231V232H260ZM38 232H40L41 234H45V236H47V237H44L45 239H44V241H43V243L42 244H40V243H38L39 241H36L37 243H35V239L33 240H31L30 238H33V237H29V236H32V235H34V236H36V233L38 234ZM57 232V233H56ZM85 232V231H84ZM112 232V231H111ZM186 232V231H185ZM193 232V231H192ZM200 232H201V230H200ZM204 232V231H203ZM208 232V231H207ZM221 232V231H220ZM240 232V233H241ZM261 232H263V230L261 231ZM60 233V232H59ZM58 233V234H59ZM86 233V232H85ZM100 233V232H99ZM173 233V232H172ZM180 233V232H179ZM212 233H213V230H212ZM216 232H214L213 234H211V236L212 235H214ZM264 233V232H263ZM75 234V233H74ZM80 234H82V233H80ZM89 234V233H88ZM96 234V233H95ZM102 234V233H101ZM110 234V233H109ZM108 234V235H109ZM165 234V233H164ZM175 234V233H174ZM176 234H178V232L176 233ZM175 234V235H176ZM181 234L182 235H176V237H179V239L181 238V236L184 238L185 237V241H184V239L183 238H181V239H183L182 241H181V239L179 240H177V238L175 237V235H173L175 238H176V240H175V242L176 241H178L177 243H179V241H181L182 243H183V247L181 246L182 245V243L180 242V244L181 245H179V246H181L182 248H184V249H186L187 247V238H188V236H189V234L187 235V238H186V234L183 232H181ZM184 234H185V236H184ZM196 234H197V232H196ZM205 234H206V232H205ZM217 234H218V232H217ZM221 234H223L222 232H221ZM221 234L219 235V236H221ZM236 234H237V232H236ZM251 234L252 233H250L249 235L251 236ZM253 234H252V236H253ZM52 235V234H51ZM54 235H53V237H54ZM79 235V233L77 234V236ZM86 235H87V233H86ZM91 235V234H90ZM90 235H87V236H90ZM113 235V234H112ZM137 236V239H138V244H135L134 243V247H132V239H130V236ZM154 235H157V236H159V237H157V236H155L154 237ZM194 235H195V231H194ZM201 235V234H200ZM199 235V236H200ZM224 235V234H223ZM248 235V236H249ZM256 235V234H255ZM264 235V234H263ZM40 236V235H39ZM42 236V235H41ZM76 236V235H75ZM74 236V237H75ZM98 236V235H97ZM102 236V235H101ZM101 236H100V238H101ZM104 237L106 236V233H104V235H103ZM162 236V235H161ZM164 236V235H163ZM168 236V237H169ZM173 236L171 235V237L173 238ZM205 236V235H204ZM217 236V235H216ZM228 236V235H227ZM226 236V237H227ZM248 236H246V237H248ZM251 236V237H252ZM258 236V235H257ZM27 237H29V238H27ZM52 237V236H51ZM61 237V236H60ZM67 237V236H66ZM69 237H71V235L69 236ZM80 237V236H79ZM81 237H82V235H81ZM85 237V236H84ZM83 237V238H84ZM110 237V236H109ZM166 237V236H165ZM194 237V236H193ZM203 237V236H202ZM251 237H249L250 238V240L251 239H253V238H251ZM29 239V241L31 240V241H34V242H30V243H32V244H30V245H26L24 248H25V252H26V259H27V261H23L22 263H20V262H18L19 260H20V256H19V259L17 258L18 257V252H19V250H20V245H19V243H18V241L20 242V241H23V239H24V242H29V241H27V239ZM65 238V237H64ZM87 238V237H86ZM85 238V239H86ZM90 238V237H89ZM88 238V239H89ZM93 238V237H92ZM91 238V239H92ZM96 238V237H95ZM106 238H108V237H106ZM152 238H157V240H155L156 242L158 241V240H160V242L158 241L157 243H155L156 245H157V248L154 250H151V253L147 250V249H145V247L146 246H150V248H154L153 246H151V245H149V243H150V241L152 242ZM174 238V239H175ZM190 238L191 237H189V240H190ZM232 238V237H231ZM259 239H261V236L260 237H258ZM3 239V240H4ZM25 239H26V241H25ZM41 239V238H40ZM39 239V240H40ZM58 239V238H57ZM62 239H63V236H62ZM66 239V238H65ZM98 239H99V236H98ZM101 239H103V238H101ZM111 239V238H110ZM129 239H130V241H131V244L129 243L130 241H129ZM133 239H134V237H133ZM137 239L135 238L134 240H136V242H137ZM195 239V238H194ZM197 239V238H196ZM233 239V238H232ZM237 239V238H236ZM241 239H242V236H241ZM37 240H38V238H37ZM77 240V239H76ZM79 240V239H78ZM81 240V239H80ZM83 240V239H82ZM90 240V239H89ZM109 240V239H108ZM107 240V241H108ZM167 240V239H166ZM192 240H193V238H192ZM191 240V242H193ZM199 240H200V238H199ZM209 240V239H208ZM217 240V239H216ZM216 240H214V241H211V242H214L215 244H217L216 243ZM244 240H246V239H244ZM249 240V239H248ZM250 240H249V242H250ZM258 240V239H257ZM262 241H263V239H261ZM48 241V240H47ZM75 241V240H74ZM93 241V240H92ZM105 241V240H104ZM113 241V240H112ZM155 241H153V243L155 242ZM169 241V240H168ZM173 241V240H172ZM221 241V240H220ZM219 241V242H220ZM239 241H241V240H239ZM258 241H260V240H258ZM4 242V241H3ZM56 242V241H55ZM54 242V243H55ZM63 242H64V240H63ZM67 242V241H66ZM134 242V241H133ZM185 242V243H184ZM189 242V241H188ZM197 242V241H196ZM202 242V241H201ZM200 242V243H201ZM207 242V241H206ZM246 242H248V241H246ZM246 242H244L245 244H246ZM62 242H60V244H61ZM70 243V242H69ZM76 243V242H75ZM89 242H87V244H88ZM90 243H92L91 242V240H90ZM98 243V242H97ZM100 244H101V241L99 242ZM105 243H106V241H105ZM158 243H160L159 245H158ZM168 243V242H167ZM166 243V244H167ZM174 243V242H173ZM203 243V242H202ZM210 243V242H209ZM58 244V243H57ZM56 244V245H57ZM59 244V245H60ZM165 244V243H164ZM169 244V243H168ZM187 244V245H186ZM197 244V243H196ZM226 244V243H225ZM224 244V245H225ZM258 244H259V242H258ZM261 244V243H260ZM259 244V245H260ZM44 245V246H43ZM49 245H50V243H49ZM54 246L55 248L54 249H56V247L57 246ZM63 245H65V243L64 244H62L61 245V247L63 248V250H64V246ZM71 245H73L72 247H74L75 245L74 244H72L71 243ZM80 245H83V244H79V247H80ZM85 245V244H84ZM103 245H105V244H103ZM110 245V244H109ZM155 245V246H156ZM174 245L176 246V244L174 243ZM189 245L191 246V248H192V246H194L195 245V243L194 244H190L189 243ZM202 245V244H201ZM203 245H204V243H203ZM209 245H211V243L209 244ZM220 245H221V242H220ZM222 245H223V243H222ZM222 245L221 246H219V247H222ZM247 245H249V244H247ZM256 245H257V243H256ZM262 245V244H261ZM52 246V245H51ZM69 246V245H68ZM88 246H91L90 244H88ZM87 246V247H88ZM92 246H94V245H92ZM91 246V247H92ZM98 246V245H97ZM101 246V245H100ZM168 246V245H167ZM179 246H178V248L177 249H179ZM196 246H200V245H196ZM226 246H230V247H233L234 245H226ZM258 246V245H257ZM257 246H255V247H257ZM48 247V246H47ZM59 247V246H58ZM58 247H57V251L58 250H60V248L58 249ZM86 247V246H85ZM99 247V246H98ZM97 247V248H98ZM107 247V246H106ZM161 247V246H160ZM170 247V246H169ZM168 247V248H169ZM180 247V248H181ZM215 247V246H214ZM213 247V248H214ZM217 247V246H216ZM219 247H217L216 248V250L219 248ZM224 247V246H223ZM230 247H229V249H230ZM261 247V246H260ZM1 248V247H0ZM51 248V247H50ZM81 248V247H80ZM96 248V247H95ZM100 248V247H99ZM102 248H104V247H102ZM101 248V249H102ZM149 248V247H148ZM163 248H165V246L163 245ZM190 248V249H191ZM213 248H211V250H213ZM263 248V247H262ZM44 249H45V247H44ZM47 249V248H46ZM74 250L75 248H70V246H69V250ZM94 249V248H93ZM101 249H99V251L101 250ZM107 249V248H106ZM166 249V251H167V247L165 248ZM165 249H164V252H165ZM192 249H195V248H192ZM201 250H202V248H200ZM200 249H199V251H200ZM208 249V248H207ZM215 249V248H214ZM233 249H234V247H233ZM237 249V248H236ZM254 249V248H253ZM258 249V248H257ZM261 249V248H260ZM66 250H67V248H66ZM70 250V251H71ZM79 250V249H78ZM90 250V249H89ZM97 250V251H96ZM95 251L96 252H98V249H96ZM109 250V249H108ZM107 250V251H108ZM159 250V251H158ZM183 249H181V251H182ZM211 250L209 251V253H210V255H209V253H207L206 252V254L207 255H209L208 257H210L211 258ZM225 250H226V247H225ZM225 250H223V252H225ZM235 250V249H234ZM234 250H233V252H234ZM238 250V249H237ZM236 250V251H237ZM262 250V249H261ZM62 250H60V252H61ZM76 251V250H75ZM80 251H81V249H80ZM82 251H83V249H82ZM112 251V250H111ZM111 251H109L110 252V256H112V254H111ZM118 251V250H117ZM137 251V252H136ZM138 251H140V253H142L143 254V259H142V256H141V258L139 257V259H137L136 258V256L138 257V256H140V255H142V254H140V253H138ZM147 251L150 253V256H149V258L148 257H145L147 254ZM152 251H153V253H152ZM181 251H177L178 253H176V255L177 256H179L180 257V255H179V253L181 252ZM188 251V249L186 250V252ZM197 251V250H196ZM203 252H204V248H203V250H202ZM218 251V250H217ZM220 251V250H219ZM253 251V250H252ZM256 251V250H255ZM264 251V250H263ZM36 252V253H35ZM46 252V251H45ZM60 252H58L59 254L58 255H60ZM86 252H87V249H86ZM113 252V251H112ZM123 252V253H124ZM182 252H184V251H182ZM191 253L193 252V253H195L194 251H190ZM222 251H221V253H223ZM237 252H239V251H237ZM258 252V251H257ZM63 252H61V254H62ZM64 253L66 254V252H65V250H64ZM64 253H63V255H64ZM68 253V252H67ZM70 253V252H69ZM76 253V252H75ZM84 253V252H83ZM113 253H115V252H113ZM121 253V252H120ZM119 253V254H120ZM138 253V254H137ZM167 253L169 254V252L167 251ZM190 253V254H191ZM198 253V252H197ZM214 253H218V252H214ZM226 253V252H225ZM235 253V252H234ZM20 254V253H19ZM52 254H54V253H52ZM72 254V253H71ZM74 254V253H73ZM99 254H102V253H100L99 252ZM107 254V253H106ZM165 254H166V252H165ZM164 254V255H165ZM168 254H166L165 255V258H167V255ZM182 254V253H181ZM184 254V253H183ZM188 254V253H187ZM201 253H199L198 255H200ZM242 254V253H241ZM240 254V255H241ZM62 255V256H63ZM68 255V254H67ZM90 255V254H89ZM98 255V254H97ZM104 255V254H103ZM205 255V254H204ZM216 255L217 254H215V257H216ZM223 255H226V254H223ZM229 255H230V253H229ZM234 255L235 254H233V260L235 259V258H237L236 256H235V258H234ZM22 256V255H21ZM24 256V255H23ZM55 256V255H54ZM73 256V255H72ZM88 256V255H87ZM91 257H93L94 258V254H93V256H92V254L90 255ZM108 256V255H107ZM116 256V255H115ZM117 256H119L118 254H117ZM124 256L126 257V255L124 254ZM129 256H127V257H129ZM170 256V255H169ZM190 256V255H189ZM188 256V257H189ZM193 256V255H192ZM218 256H219V253H218ZM217 256V257H218ZM227 256V255H226ZM230 256H232V255H230ZM230 256H228L227 258H228V260H231V259H229V257ZM239 256V255H238ZM262 256V255H261ZM37 257V256H36ZM48 258H46L47 260L46 261H48V263H49V261L50 262H52V260L53 259H55V258H53L52 259V256L51 257H49V256H47ZM64 257V256H63ZM83 257H85V256H83ZM98 257H100V256H98ZM119 257H121V256H119ZM171 257V256H170ZM170 257H168V258H170ZM185 257V256H184ZM193 257H195L196 258V254L193 256ZM202 258H203V256H201ZM201 257H199V258H201ZM207 256H206V258H208ZM241 257H243V255L241 256ZM65 258V257H64ZM68 258H69V256H68ZM112 258H113V256H112ZM117 258V257H116ZM148 258V259H147ZM166 259V261L167 262H170V261H168L169 259ZM178 258V257H177ZM186 258H187V256H186ZM189 258H192V257H189ZM198 258V259H199ZM214 258V257H213ZM224 258H226V257H223V260H225ZM231 258V257H230ZM239 258H240V256H239ZM24 259H25V257H24ZM66 259V258H65ZM64 259V260H65ZM70 259H71V257H70ZM85 259H88L87 257L85 258ZM110 259V258H109ZM118 259V258H117ZM133 259V260H134ZM173 259V258H172ZM198 259H197V261H198ZM212 259V258H211ZM221 259H222V257L220 256V260H219V257H218V260L219 261H221ZM41 260V259H40ZM45 260V257L42 259V261H44ZM57 260V259H56ZM60 260H62V259H60ZM80 260H82V257H81V259ZM94 260V259H93ZM97 260H99V259H97ZM97 260H96V262H97ZM120 260H123V261H125V260H128V258L127 259H120ZM119 260V261H120ZM170 260H171V258H170ZM181 260H182V258H181ZM187 260H189L190 262L192 261L191 259H187ZM193 260H195V259H193ZM214 260H216L215 258H214ZM214 260H211L212 262L214 261ZM222 260V261H223ZM232 260V261H233ZM241 260V259H240ZM79 261V260H78ZM83 261H85V260H83ZM87 261V260H86ZM88 261H90V260H88ZM116 261H118V260H116ZM119 261H118V263H119ZM184 261V260H183ZM189 261L187 262L186 261V263H189ZM196 261V260H195ZM200 261H202V260H200ZM206 261V260H205ZM227 261V260H226ZM236 261V260H235ZM60 262V261H59ZM95 262V261H94ZM99 262V261H98ZM108 262V261H107ZM128 262H132L133 264H137V262H133V261H131V260H128ZM127 262V263H128ZM171 262H173V261H171ZM178 262H179V259H178ZM194 262V261H193ZM208 262V264L210 263L209 261H207ZM216 262H218L217 260H216ZM33 263V264H34ZM64 263V262H63ZM68 263V262H67ZM88 263V262H87ZM109 263V262H108ZM114 263V262H113ZM116 263V262H115ZM120 263H121V261H120ZM119 263V264H120ZM164 263V262H163ZM162 263V264H163ZM201 263V262H200ZM204 263V262H203ZM214 263V262H213ZM228 264H229V262H227ZM233 263V262H232ZM231 263V264H232ZM235 263V262H234ZM233 263V264H234ZM238 263H239V261H238ZM32 264V263H31ZM36 264H37V262H36ZM79 264V263H78ZM96 264V263H95ZM98 264V263H97ZM105 264V263H104ZM117 264V263H116ZM124 264H126V262L124 263ZM130 264V263H129ZM166 264V263H165ZM168 264V263H167ZM172 264H174V263H172ZM206 264V263H205ZM215 264V263H214ZM219 264H221V263H219ZM225 264V263H224ZM236 264V263H235ZM240 264H241V262H240Z\"/></svg>", "mask_w": 264, "mask_h": 264}, {"label": "rangeland", "instance_id": "rangeland-1", "mask_svg": "<svg viewBox=\"0 0 264 264\" xmlns=\"http://www.w3.org/2000/svg\"><path fill=\"white\" fill-rule=\"evenodd\" d=\"M55 1V0H54ZM58 1V0H57ZM68 1V0H67ZM71 1V0H70ZM74 1V0H73ZM77 1V0H76ZM79 1V0H78ZM78 1L77 2H74V5H73V3H72V6H71V8L73 7V9L71 10V8L69 7L70 5H71V3H67L66 1V3H67V5H66V3L63 1V0H61V3H65V5L67 6H65V5H62L61 7H60V5H61V3L60 2H58V6L55 4V3H57V2H55L54 3V5H53V7L51 8V5H50V7L48 6V5H46V3L48 2V3H53V1H47V0H22V2L24 3H33V5L31 6V7H33V9L35 8L36 9V11H35V9H34V13H32L33 11L31 10H28V9H26V11L25 12H29V15H28V13L27 14H25V13H22L21 14V12H24V10H25V8L24 9H22V11H21V9H19L18 10V12L19 11H21L19 14H21V15H19V14H17V11H14L13 12V10H11V11H9V9L7 8V6H6V8H7V10H8V12H11V13H8L7 11H6V13H8L7 15H9V14H11V15H9L8 17H10L11 16V18H8V20H4V21H7L8 23L9 22H12L13 24H16L17 23V25H21V23L20 22H22V20H27L26 18H24V17H26L25 15H27L28 17V19H29V17H30V19H29V21H30V23L32 22V25H34V26H30L32 29L33 28H36V29H48V28H52V26L53 25H55V27H56V25L57 26H68V28H69V30L70 31H67V32H69V33H67V34H64V35H59V37L58 38H56V39H54V38H52L53 36H51V38H46V37H44V39H43V37H41V35L39 36V34H34V35H36L37 36V38H41V40L40 39H38L37 40V38H36V36H34L33 35V37H35V40H34V38L31 36L30 38H26V37H21L20 39L23 41V42H25V44L27 43V44H29L30 42H26V41H31V43H33V45L31 46V47H34L33 49H32V51H34V53L36 52V51H38V50H40V51H38L39 52V55L41 54V51H42V49H43V51L42 52H44V54L47 52V54H45V55H47V56H49V54H50V56L52 57L53 55V59L50 57V59H49V61H50V65H52L51 67H52V70H49L48 72H49V74H50V76L51 77H53L54 79H52V83L53 84H51L50 85V88L51 87H54L53 89H55V90H51V94H52V92H53V94H56V92H60V89H61V92H65L66 93V90H67V86L69 87L68 88V90H67V92H69L70 91V89H71V91L68 93L69 94V96L67 97V98H69V99H67L66 98V101L67 100H70V104H74L75 106H79L78 107V109H80V113L81 114H83V117H82V115L80 114V118L81 119H83L82 121H84L86 124H89L88 123V121H90L91 123L90 124H92V122H93V120L91 121V119L93 118H95L96 116H97V118L99 117V115H98V113L100 112V113H102L101 115H103V113H104V115H106V116H108L109 117V122H108V117H106V116H104L103 115V117H106L105 119L107 120L106 122H108V126H110V125H113L112 124V122L114 123V117H119L120 118V116H124L123 115V111H124V113H129V114H131L133 111H134V113H133V115L135 114V115H140V116H142V118L143 119H146V117L148 118L149 116H152V115H154L157 111H158V113L161 111V110H163V113L162 114H160L162 117H160L159 118V122L157 123L156 122V120L154 121L152 118H148L149 119V121H154V122H156V123H153L152 121H151V123H153V124H156V125H154V127L153 128H151L153 125H151V124H149L148 122H147V120L148 119H146L145 121L143 120V125H144V123L146 124V122L149 124V125H151L150 127H147V131H148V129L150 130V128L151 129H154V130H157V131H155V132H153V134L152 135H150V133H152V131L153 130H150L149 131V133H147L146 131V133L148 134H144V136H147L146 137V139L147 140H145V139H143L141 136L142 135H140V137H141V139H143L144 140V142L143 143H145V142H147V141H149V140H153L154 138H155V135H157L158 133H159V131L161 130V129H163V127H164V125L166 124V123H170V125H172V122H174V120H175V118L176 117H178L179 116V118L178 119H180V116L181 115H187L188 114V110H189V116H192V113H194L195 112V110L197 109V112H199L198 110L199 109H201L200 111V113H195V115H197L198 116V114H199V118L198 119H201L203 122H205V123H203L202 121H200L199 120V122L201 123H199V122H197V123H195L197 120V118H195L194 119V117L192 118H190V119H194L195 120V122H194V124H193V120H192V122H190L191 124H190V127H191V125H192V127L190 128L189 127V129L191 130V133H188V135H187V137L186 138H183V142L185 141V142H189V143H192V145H194V147L193 146H189V145H187L188 144V142H187V146H189V148H187V146L185 147V142L184 143H181L182 141H180V143L181 144H184L183 146H184V152L185 151H187L186 150V148L188 149V151H189V149L191 148V149H195V145H201V144H198V143H203L202 145H205L202 149H201V152L199 151L200 149H197L198 147H201V146H198V147H196V149H197V151H199L201 154H199V156L197 155L198 153H196V151H194L195 152V155L192 157V158H190L189 157V160H190V162L192 161V159H193V162H195V164H193V162H191V164H193L192 166H189L188 168H191V169H193L192 170V172L194 173V175H193V173H191L190 171L191 170H187V171H185V169L182 167V170L184 169V171H185V173L186 172H189L188 174L186 173V175L187 176H190L191 174L193 175V176H191L192 177V179H190V180H193V177H195V173H196V169H195V167L197 166L196 164H203L204 165V174L202 175V173H203V171H202V169H201V175L202 176H200V173H199V169H197V170H199L198 171V173H196V176H197V174H199L197 177H198V179L196 178L195 180L197 181L198 180V182L197 183H195V181L193 182V181H191V186H190V184H189V180H187V181H181V182H183V183H181L182 184V186H183V189H184V185H185V183H187V185L189 184V186H188V189L186 188L187 186H185V188H186V190H184L183 192H182V189H181V184H179L178 185V188L181 190H179L180 192H182V193H179V196L181 195V194H185L184 196H183V198L185 197H187L188 196V194H187V192H190L191 193V191L194 193L195 192V188L196 187H199V185H201L202 183H203V189L201 188V192H199L201 195H203V193H204V191L205 190H208V188H206L205 190H204V188L205 187H208V185H210L209 183H207L206 181H209V180H207V179H209V178H211V177H213V175H212V172H214V173H217V170H220V168H217V170L215 169V171H214V168H216V166L218 165V166H224L225 165V168H221L222 170V172L220 173V171L218 172V174H216V175H219V176H214L216 179H218L217 181H216V179L213 177V180L212 179H210V181L209 182H214V179H215V182H214V184L217 186H215L216 188H218V191L215 189V188H211L210 186H212L213 185V187H214V184H211L209 187L213 190H216L214 193H216V194H212L213 195V197L215 196L217 199H218V204L217 203H212V204H214L213 206H214V208H212V207H210V206H212V205H210L209 203L208 204H206L205 202L207 201H211L210 200V198H209V200H208V194H210V193H212L213 191L211 190V189H209L208 191L210 192V193H206L207 191H205V194H207L208 196H206L205 194V196H201L200 195V197H201V200H202V202L204 201V200H206L205 202H204V207H203V211H204V209H205V204H206V206L208 205L209 207H208V209L210 210V211H208L209 212V214H208V212H206L207 210L205 209V212L207 213L206 215H205V213H203V211L202 212H199V210L201 209V207H202V205L200 206V204L199 203H195V205L196 206H199L200 208H197V213L195 212V208L194 207H196V206H193L194 205V203H193V201H196L194 198H193V194H191V196H192V204H190V203H187L188 202V200H191L189 197H191V196H189V197H187L186 198V202H185V198L183 199L182 198V196H181V198H179V196L177 197V198H179L180 200H181V202H182V199L184 200L183 201V204L182 203H180V201H179V203L180 204H182L181 206L179 205V204H177L178 202L176 201V204L175 205H177L176 207H182L181 209H180V212H181V210L182 209H188L187 207H189V206H187V205H192V207L195 209L194 211H192L193 210V208L191 207V209L192 210H190V209H188V213H190L191 215H192V213H194L192 216H189V218H188V216L186 215V214H184V213H187V212H185L184 211V213H181V214H179L178 215V217H180V218H178L177 220H179V221H176V223L174 222L175 220H173V222H172V220L171 219H168V220H165V223H167L168 225H169V222L168 221H170V225L169 226H167V227H169V229H170V236H169V234L167 235V230H166V226H165V231H164V233L163 234H161L160 235V237L159 236H157V235H154V237L155 236H157V237H159L160 238V240L162 239V237H164L162 240H164L163 242L161 241V244L162 245H159L160 243H158V245H159V249H161L160 251H162L161 253H162V257H163V260L161 261V264L163 263V264H172V263H174V264H208V262L207 261H209L210 263L209 264H219V263H221V264H228L227 262H229V264H231L232 262L234 263H236V264H240V262H241V264H264V219L262 220V217H261V215L263 216L264 215V203H261L262 202V200H263V202H264V197H262V196H264V194H263V192H264V183H262V180H263V182H264V176H262V174L264 175V167L262 168V165H264V156H262L264 153V151L262 150V152H260L259 151V149H264L263 147L264 146H261L260 144H258V145H256V146H261V148H259V147H257L258 148V150H257V148H255L256 146H255V144H254V148L256 149V150H254L253 148H252V150H254L255 152H252L250 149H251V147H252V139H253V141H254V143L255 142H257V140L258 141H261V139H263L264 140V137L262 138V136H261V138L260 137H255V138H251V139H248V142L245 140L244 141V128L242 127V124H241V121H242V119L244 118V116L248 113L247 112V107H246V104H247V102L249 101V100H251V99H253L254 97H255V95L259 92V90L260 89H262L263 87H264V79L263 80H261V82H260V85H259V82L257 81V85H255V86H258V88L255 90V92L254 93H252V94H250L249 93V97H244V95H247L246 93L244 94V91L245 92H247L245 89L247 88V86H246V88L244 89V90H242L243 92H242V94H241V92L240 91H238L239 93V96L240 95H243L242 97H244V99H242L243 101L241 102V104L240 103H238V101L235 99V101H233V99L232 100H227V99H230V97H229V95L231 94V90H229V85H228V88H227V86L225 87V86H223V85H227V77L225 78V77H221L223 74H225V73H229V72H231V74L233 73V76H232V78H234V72H235V69L236 68H238L239 67V65H240V63L238 64V62H240V59H241V56H245V54L243 55V51L242 50H245V46L244 47H242L244 44H243V40H245L246 39V43H247V38H248V35L250 34L249 33V31L250 32H252V28H253V30H255V28H258V27H260L261 29H260V31L262 32V31H264V16H262L263 14H264V11H262V10H264V0H262V1H260V0H258V2H259V5H258V2H256V3H254L255 4V7H253L254 5L253 4H251V3H253V2H250L249 0H247V2L249 1V5H248V3L245 5L244 3H245V1H241V0H237V2H236V4L234 5L232 2H230V1H234V0H230V1H227V0H216V2H215V0H192V2L190 1V0H163L164 2H166V4H168L167 2H174V3H172V4H175V6L174 5H172L171 4V2H170V6L168 5L167 7H166V5L165 4H163V2L161 1H159V0H157V4H155V1L156 0H144L145 2H146V4L149 2V4L150 3H152V2H154V4L152 3V5H153V7H149L148 6V4H147V7L145 6V4L144 5H142V2L140 3V0L138 1V0H115V1H113V0H109V1H106V0H104L103 2H104V4H103V6H101L102 4H100V2L102 1H98V0H90V1H87V0H85L86 2H85V5H87V7H86V11H90L91 10V12L90 13H92L91 14V16H88L89 18H91V19H89V18H87V16L85 15V13H86V11H85V13L84 12H82L81 13V10L83 9V10H85V8H84V6H83V8H82V4H80L81 5V7H80V5H78ZM92 1H94V2H92ZM96 1L98 2V3H96ZM137 1H138V3H137ZM141 1H143V0H141ZM151 1V2H150ZM177 1H179L180 3H178ZM225 2V4H219V3H222V2ZM252 1H256V0H252ZM44 2H46V3H44ZM69 2V1H68ZM91 4H90V3ZM103 2H101V3H103ZM106 2L108 3L107 4V6H106V8H105V4H106ZM109 2H110V4H109ZM114 3L113 4V6H112V4L111 3ZM123 2V3H122ZM178 3V6H176V4ZM191 2V3H190ZM204 2H205V4H204ZM211 3V2H213V4L214 5H212V7H208L207 6V3ZM219 2V3H218ZM230 3V6H229V3ZM240 2H242V3H240ZM50 3V4H51ZM80 3V2H79ZM81 3H82V1H81ZM86 3H88V4H86ZM115 3H118V4H120L121 3V5L119 6L118 4H115ZM129 5H128V4ZM160 3V4H159ZM161 3H162V6H164V7H162L161 6ZM181 3H183V5L181 6ZM228 3V5H226ZM76 4V5H75ZM83 4H84V1H83ZM92 5V4H96L95 6L94 5H92V6H94V7H92V6H90L89 8H88V5ZM97 4H99L98 5V7H96L97 6ZM139 4L140 5H142L143 7H141V6H139ZM197 5V7L195 6V7H193V6H191V5ZM212 4V3H211ZM211 4H208V5H211ZM218 4V5H220V6H216V5ZM233 4V5H232ZM256 4H257V6H256ZM55 5H56V8H55ZM77 5H78V7H80V8H78L77 7ZM109 5H111V6H109ZM114 5H115V7H114ZM118 5V6H117ZM122 5H124L123 7H122ZM125 5L129 8V13H127L128 12V8L126 7V9H125ZM151 5V6H152ZM160 5V6H159ZM184 5L185 6H187V7H185V9H188V10H185L183 7H184ZM221 5H226V7L224 6V9H223V7H221ZM5 7V5L4 4H2V7ZM48 6V7H47ZM77 7L76 9L77 10H79L80 9V11H79V13L77 12V11H75V7ZM102 8H101V7ZM118 7V10H116V8ZM132 6V7H131ZM135 6V7H134ZM157 6H159V7H161L160 9H164V8H167V10L169 9V11H165L166 9H164V12H163V9L162 10H157L159 7H157ZM171 6L174 8H172L171 9ZM182 7V9H183V11H182V9H181V7ZM215 6V7H214ZM228 6V7H227ZM2 8V17H3V15L5 14V13H3V9L5 10V8ZM36 7H40L39 9L38 8H36ZM60 7V8H59ZM65 8V9H62L61 10V8ZM69 7V8H68ZM91 7L92 8H94V9H91ZM107 7L109 8L110 7V9H108V10H111V7L113 8V10H111V11H102V10H106L107 9ZM120 7H122V8H120ZM147 9H146V8ZM176 7V8H175ZM201 7V8H200ZM221 7V8H220ZM258 7V8H257ZM260 7H262V8H260ZM21 8H23V7H21ZM48 8V9H47ZM59 8V9H58ZM96 8H99V9H96ZM101 8V9H100ZM135 8V9H134ZM142 8H145V9H143L142 10ZM148 8H150V10L148 9ZM152 8V9H151ZM177 8H179V10H178V12L179 11H181L182 13L180 14V13H177ZM198 8V10H199V12L201 11L202 12V14L201 13H196L197 11H196V9ZM212 8V9H211ZM38 9V10H37ZM68 9V10H67ZM87 9H89V10H87ZM134 11H133V10ZM156 9V10H155ZM175 9H176V13H173V15H175L176 14V16H171V12H174L175 11ZM191 9V10H190ZM253 9H254V11H253ZM50 12H49V11ZM70 10L72 11V12H70ZM94 10H96V12L94 11ZM145 10H147V13H149V14H147L146 13V11ZM155 10V11H154ZM39 11V12H38ZM63 11L65 12V14L63 13ZM66 11H67V13H68V15H67V13H66ZM92 11H94V13H95V18H94V16H93V12ZM102 13H101V12ZM113 11V13L114 14H116L117 15V18H116V15H114L113 16V13H112V16H113V18H115V21H119V24H124L123 26H122V24H121V27L119 26V24H118V22H115L114 21V19H113V23L112 24H115L114 26H112V24H110L112 21H110V23H109V26H110V28L112 29H110L109 28V26H108V22H107V20L108 19H102L103 21H101V16L103 15V16H106V17H104V18H107V17H112V16H107V15H110L111 14V12ZM124 11V12H123ZM132 11V12H131ZM135 11H136V13H137V15H135ZM145 11V12H144ZM152 11H154V12H152ZM156 11H157V13H158V11L160 12L159 14H163V15H161L162 17H163V24L161 23V17H160V15H158L157 13H156ZM185 11H186V14H185ZM191 11V12H190ZM192 11H193V13H192ZM205 11V12H204ZM226 11V12H225ZM258 11V12H257ZM259 11L261 12V13H259ZM77 12V13H76ZM97 12H100V14L99 15H101V16H98V13ZM120 12H121V14H122V16H123V18H122V16H120L121 14H120ZM144 12V13H143ZM151 12V13H150ZM169 12V13H171V14H167V13ZM183 12H184V14H183ZM187 12H189V13H187ZM248 12V13H247ZM253 13V15L254 14H256L257 16L260 14V16H256L255 18H251L250 16V14L251 13ZM38 13H39V15H38ZM72 13V14H71ZM88 13V12H87ZM86 13V14H87ZM90 13L89 14H87V15H90ZM107 13V14H106ZM126 15H125V14ZM139 13V14H138ZM142 13V14H141ZM146 13V14H145ZM152 13H156V15H157V17L155 16V14H152ZM191 13V14H190ZM226 13H228V14H226ZM236 13H237V15H236ZM245 13V16L244 15H242V14H244ZM259 13V14H258ZM15 14V15H14ZM17 14V15H16ZM25 14V15H24ZM30 14H31V16L34 14L35 15V17L32 19L31 18V16H30ZM76 14V15H75ZM77 14H81L80 15V17H79V15H78V17H77ZM83 14V15H82ZM97 14V15H96ZM106 14V15H105ZM119 14V15H118ZM151 14V15H150ZM166 14V15H165ZM226 14V15H225ZM243 16V17H245V18H243L241 15ZM249 14V15H248ZM6 15V14H5ZM12 15H14V16H12ZM22 15L24 16V17H22ZM33 15V16H34ZM85 15V16H84ZM130 15V16H129ZM147 15H148V17H147ZM152 15L154 16V17H152ZM168 15H169V17H171V18H168ZM180 16V18H181V16H183L184 18H182L183 20H182V23L183 24H181V22H180V20L181 19H179L178 17ZM190 15V17L191 18H185V17H187V16H189ZM193 15H195V16H193ZM198 17H197V16ZM20 16V20H17L18 19V17ZM38 17V19H36L37 17ZM68 16V17H67ZM84 18H83V17ZM129 16V17H128ZM138 17V18H136L135 19V17ZM166 16V17H165ZM201 16V17H200ZM222 16V17H221ZM239 16H241V18L239 17ZM14 17H16L15 19H14ZM22 17V18H21ZM62 17V18H61ZM98 17H100V20H98L99 18ZM121 19H120V18ZM151 17V18H150ZM158 17H159V19H158ZM200 17V18H199ZM231 17V18H230ZM234 17H237V18H234ZM240 19H239V18ZM248 17V18H247ZM3 18H5V17H3ZM7 18V17H6ZM12 18H13V20H12ZM41 18H42V20H41ZM47 18V19H46ZM60 18V19H59ZM69 18V19H68ZM85 19L86 20V22L85 21H82L81 19ZM109 18V19H110ZM119 18V19H118ZM125 18V19H124ZM127 18H128V20H127ZM134 20H132V19ZM150 18V19H149ZM152 18H154V19H152ZM167 18V19H166ZM174 18V19H173ZM178 18V19H177ZM230 18V19H229ZM234 18V20L232 21V19ZM9 19H11V21H9ZM22 19V20H21ZM31 19H32V21H31ZM34 19H36V21L34 20ZM87 19H88V21H87ZM95 19L97 20V21H100V22H98L97 23V21L95 22ZM137 19H138V21L139 20H141L142 21V23H141V21H137ZM143 19V20H142ZM153 21H152V20ZM168 19H173V20H171L172 21V23H175V24H173V25H169L170 23H171V21L169 22V20ZM184 19H186V20H188V21H184ZM214 19V20H213ZM15 20V21H14ZM50 20V21H49ZM52 20V21H51ZM93 20V21H92ZM105 20H106V22H105ZM111 20V19H110ZM121 20V21H120ZM124 20V21H123ZM130 20V21H129ZM158 20V21H157ZM165 20H167L166 22H165ZM179 20V22L177 23V21ZM3 20H2V22H4ZM16 21H18V22H16ZM33 21H35V23H33ZM45 21V22H44ZM47 21V22H46ZM91 23H90V22ZM133 21V22H132ZM145 21V22H144ZM210 21V22H209ZM229 21H230V23H229ZM238 21L241 23V24H239L238 23ZM243 23H242V22ZM23 22H27L28 23V21H23ZM22 22V23H23ZM88 22V23H87ZM107 23V26L108 27H106V25H104L103 23ZM115 22V23H114ZM127 22V23H126ZM129 22H131L132 23V25H131V23H129ZM186 22V23H185ZM233 22H235V23H233ZM263 22V23H262ZM36 23H38V24H36ZM51 23H53V24H51ZM55 23V24H54ZM101 23V24H100ZM134 23V24H133ZM165 23V24H164ZM171 23V24H172ZM197 23H198V25H197ZM208 23V24H207ZM228 23H229V25H228ZM239 25V27L237 26V24ZM256 23V24H255ZM10 25H11V23H9ZM12 24V25H13ZM46 24V25H45ZM50 24V25H49ZM60 24V25H59ZM69 24V25H68ZM93 24V25H92ZM97 24H100V25H98L97 26ZM135 24H137V25H135ZM142 26H141V25ZM166 24H168V26H164V25H166ZM203 24V25H202ZM206 24V25H205ZM216 24V25H215ZM230 24L232 25V24H235V25H232L231 27H230ZM245 24V25H244ZM251 24V25H250ZM255 26H254V25ZM31 25V24H30ZM36 25H38V26H36ZM88 25V26H87ZM94 25H96V26H94ZM129 25H131V26H129ZM197 25V26H196ZM226 25V29H228L227 27L229 26L230 27V29L227 31V30H224V26ZM250 25V27H248ZM258 25V26H257ZM28 26H29V24H28ZM99 26H101V27H99ZM102 26H103V28H102ZM134 26V27H133ZM140 26V27H139ZM145 26V27H144ZM180 26V27H179ZM199 26V27H198ZM205 26V27H204ZM223 26V27H222ZM46 27V28H45ZM93 27V28H92ZM95 27H97V28H95ZM112 27H117V28H112ZM126 27H129V28H126ZM135 27H136V29L138 30V28H140L138 31L140 32V31H144V29L146 30V32L144 31L143 33H139L136 29H135ZM138 27V28H137ZM142 27V28H141ZM147 27V28H146ZM149 27V28H148ZM202 27H204V28H202ZM208 27V28H207ZM209 27H211V28H209ZM213 27V28H212ZM234 27H236L237 29H240V31L241 30H243V29H245V27H247L246 29H245V32H244V30H243V32L241 33V35L239 34V32L240 31H238L237 33L239 34H237L236 35V33H235V31H234V29L236 30V28H234ZM242 29H241V28ZM71 28V29H70ZM72 28H73V30H72ZM108 28V29H107ZM120 28H123V29H120ZM133 28H134V31H133ZM144 28V29H143ZM192 28H196L195 29V32H193L194 31V29H192ZM199 28V29H198ZM232 28V29H231ZM234 28V29H233ZM251 28V29H250ZM124 29H125V31H124ZM142 29V30H141ZM158 29V30H157ZM201 29H202V31H201ZM213 29H218L219 31L215 34V35H217L218 37H219V35L221 34L220 32L222 31V34H224L225 35V32L227 31L228 33H227V35H228V37H229V34H231V37H229L230 39L232 38L233 39V36H232V32L234 31V33H235V37H238L239 36V38L241 39H239L238 41H237V39H233L232 41L234 42L235 40V42H237V43H234V44H237L236 46H237V51H236V46L234 47V46H231L232 44H233V42H230L229 40L227 41L226 39V35H225V38H223L222 37V39H224L226 42H230V43H232V44H230L229 43V45L231 46V48L233 47V48H235L234 50L233 49H231L230 50V47H229V45H228V43L226 44V46L227 47H229V51H231V53H230V55H231V57H229L228 55H227V49H225L226 50V52H225V50H222V49H220L221 47V45H223L224 44V46H223V48L225 47V41L223 40L222 41V39L221 38H218L217 36V39H216V37L214 38L213 37V35H212V30ZM222 29V30H221ZM259 29V28H258ZM78 30V31H77ZM120 30H122V31H120ZM128 30V31H127ZM131 30H132V32H131ZM196 30H198V31H196ZM221 30V31H220ZM249 30V31H248ZM73 31V32H72ZM75 31V32H74ZM115 31V32H114ZM117 31V32H116ZM125 33H124V32ZM149 31H151V33L149 32ZM152 31L154 32V33H152ZM158 31V32H157ZM193 32V34H190V33H192ZM201 31V32H200ZM206 31H208V32H206ZM260 31L258 30H255V31H253L252 32V35H254L256 32L258 33L259 32V34H263V38H264V33H260ZM105 32V33H104ZM119 32V33H118ZM123 32V33H122ZM137 32H138V34H137ZM148 32V34H146L145 35V33H147ZM157 32V33H156ZM179 32V33H178ZM187 33V34H184V33ZM210 32V33H209ZM224 32V33H223ZM72 33V34H71ZM170 33V34H169ZM181 33H183L184 35H182ZM200 33H203V34H200ZM249 33V34H248ZM74 34V35H73ZM164 34V35H163ZM168 34V35H167ZM220 35V37L221 36H223V35ZM259 34H257L258 36H259ZM12 35V34H11ZM10 35V38H12V36ZM65 35H67V36H71V40H66V39H70V37H67V36H65ZM169 35H171V37H172V35H173V37L171 38H169ZM204 36V38H202L203 36ZM207 35H209V36H207ZM212 35V36H211ZM251 34H250V36L249 37H251L252 36ZM39 36V37H38ZM65 36V37H64ZM157 36H160L159 38L157 37ZM161 36H164V37H161ZM178 36V37H177ZM255 37H256V39H259V37H261L262 35H260L259 37H257L256 36V34L254 35ZM253 36V37H254ZM63 37V38H62ZM77 37V38H76ZM169 39H168V38ZM177 37V38H176ZM181 37H183V38H181ZM185 37V38H184ZM208 37H210L211 39H215V42H217L216 40H218V39H221L220 40V42H224V43H220V44H218L217 43V45L216 46H218L217 48H218V50L220 51V50H222L221 52H219L220 54L221 53H223L224 54V52H225V55H223V54H221L222 55V57L224 58V56H225V58L224 59H227V57H229V58H231V60L229 61L228 59H227V62H226V60H225V63H223L224 61V59L221 61V60H219V58H218V60H219V63H220V61H221V63H222V65L220 64H218L219 66H221L220 68L219 67H217V66H215V65H213V64H211V65H213V66H215V67H217V68H219L217 71H216V69H215V71L216 72H213L212 71V69L210 70V72L212 73V75H214V73H215V78H212L213 80H212V82H214V83H207V84H209V86H210V84H211V89L209 90L208 88L209 87H207V86H205V89H203V90H205L206 92L209 90V93L207 94L205 91L203 92V91H201L202 90V88H204V84L202 85V88H200V86H201V84L202 83H204V81H207V80H209V79H207V78H209V76L208 77H206V75L207 74H211V73H208V71H207V74L205 73L206 72V70L205 69H208V67L207 68H205V69H203L205 72V78L207 79H205V80H203V78L202 79H200V80H202L203 82L202 83H198V81H196L197 79H195V81H194V77H196L195 75V73H197V71H195L196 70V68H195V66H194V68H193V65L195 64V62L197 61L196 59V61L194 60V64L192 65V66H190V64L191 63H188V62H191V61H193L192 60V58H187V55H188V52H190V51H186L187 49L186 48H190L191 46L192 47H195L194 45H196V44H198V42L199 43H201L200 41H202L203 39H205L206 38V42H209V41H207V39L209 40V38ZM247 37V38H246ZM254 37V38H255ZM23 38V39H22ZM32 38V39H31ZM62 38V39H61ZM79 38V39H78ZM85 38V39H84ZM100 38V39H99ZM150 38H151V41H150ZM161 38V41L159 40V41H157L158 39H160ZM167 38V39H166ZM175 38V39H174ZM200 38V39H199ZM262 38V39H263ZM25 39H27V40H25ZM30 39V40H29ZM50 39V40H49ZM65 40V43H64V40ZM76 39V40H75ZM103 39H105V40H103ZM153 39H156L155 41L156 42H154L153 41ZM183 39V40H182ZM252 38H249L248 39V41H249V43L251 44V45H253L255 42L257 43L259 40H255V39H253L254 41H252L251 40ZM25 40V41H24ZM52 40V41H51ZM58 40V41H57ZM74 40V41H73ZM84 40V41H83ZM109 40V41H108ZM144 40H146L145 42H144ZM175 40V42H173ZM186 40V41H185ZM251 40V41H250ZM34 41V42H33ZM44 41V43H42ZM48 41V42H47ZM49 41L52 43V44H50L49 43ZM68 41V42H67ZM83 41V42H82ZM100 41V42H99ZM139 41H141V42H139ZM182 41V42H181ZM198 41V42H197ZM204 41V40H203ZM202 41V42H203ZM204 41V46L207 44L208 45V43H206ZM264 41V40H263ZM263 41H260V43L262 44V42ZM23 42H20L19 44H20V46L23 44ZM36 42H37V44H36ZM57 42H58V44H61L60 46H58V44H57ZM67 42V43H66ZM77 43V45H76V43ZM80 42H82L81 44H80ZM96 42V43H95ZM110 42V43H109ZM117 42V43H116ZM148 43V45H147V43ZM153 44H152V43ZM162 42V43H161ZM178 42H180L181 43V45H180V43H178ZM185 42H187V43H185ZM197 42V43H196ZM210 42H211V40H210ZM214 42V43H215ZM219 42V41H218ZM252 42H254L253 44H252ZM22 43V44H21ZM30 43V44H31ZM42 43V44H41ZM68 43H71L70 45L68 44ZM74 43V44H73ZM79 43V44H78ZM111 43L113 44L112 46H111ZM157 43V44H156ZM173 43H175L176 45H177V43H178V45L176 46L175 44H173ZM185 43V44H184ZM190 43H192V45L190 44ZM194 43V44H193ZM196 43V44H195ZM256 43H255V45H256ZM45 44V45H44ZM50 44V45H49ZM56 44V45H55ZM118 44V45H117ZM151 44H152V46H151ZM156 44V45H155ZM160 44V45H159ZM169 44V45H168ZM171 44V45H170ZM203 44H201V45H203ZM210 44V43H209ZM249 44V45H250ZM13 45V44H12ZM24 45V44H23ZM37 45H41V47L39 46V48H38V46ZM43 45V46H42ZM47 45V46H46ZM51 45H53V46H51ZM64 45V46H63ZM66 45V46H65ZM72 45V46H71ZM88 45V46H87ZM142 45H144L143 46V48H142ZM146 45V46H145ZM153 45H154V47H153ZM163 45H165V47L163 46ZM183 45V46H182ZM210 45H214L213 44V40H212V43L210 44ZM220 45V46H219ZM246 45V44H245ZM250 45V46H251ZM258 46H259V43L257 44ZM264 45V44H263ZM262 45V46H263ZM14 46V45H13ZM16 46H18V44L16 45ZM173 46H175V47H173ZM198 46V45H197ZM204 46H200L201 48L202 47H204ZM209 46V45H208ZM208 46H205L206 48H208ZM216 46L214 45L213 47H215L216 48ZM247 46H248V43H247ZM262 46H260L261 48H262ZM43 47V48H42ZM45 47H48V49L46 50L45 49ZM66 47V48H65ZM112 47H113V49H112ZM138 47H139V49H138ZM141 47V48H140ZM148 47V48H147ZM149 47H150V49L151 50H149ZM160 47V50L158 49ZM162 47H164V49L162 48ZM172 47V48H171ZM200 47H198V48H200ZM213 47L211 46V48H210V46H209V48H208V50L207 51H209V49L211 50V52L213 53ZM252 47H253V49H252ZM257 47V46H256ZM9 48V47H8ZM42 48V49H41ZM56 48V49H55ZM59 48H62V49H60L59 50ZM69 48V49H68ZM72 48V49H71ZM126 48V49H125ZM189 48H188V50H189ZM197 48V51L198 50H200V49H198ZM206 48L205 49H203V51H201V53L202 52H205V50H206ZM216 48V49H217ZM244 48V49H243ZM259 48V47H258ZM264 48V47H263ZM262 48V49H263ZM51 49V50H50ZM55 49V50H54ZM124 49V50H123ZM134 49V50H133ZM138 49V50H137ZM142 49V52H144V53H141L140 52V50ZM146 49V50H145ZM148 49V50H147ZM154 49H156V50H154ZM162 53H160L158 50ZM180 49L181 50H183L184 52H182V51H180ZM191 49V48H190ZM193 49V48H192ZM216 49H215V51H216ZM248 50H250L249 48H247ZM246 49V50H247ZM251 49L252 50H254L255 48H254V45L253 46H251ZM262 49H261V51H262ZM36 50V51H35ZM45 50H46V52H45ZM62 50L64 51L63 53H62ZM110 50H111V52H114V53H111L110 52ZM114 50V51H113ZM127 50V51H126ZM133 50V51H132ZM135 50H137L138 52L136 53V51ZM144 50V51H143ZM164 50V51H163ZM169 50V51H168ZM170 50H171V52H170ZM172 50H173V52H172ZM178 50H179V54H181L180 52H182V54L184 53V55H180V56H182V58H185V59H180V56H179V54H177V52H178ZM217 50V51H218ZM233 50V51H232ZM245 50V51H246ZM252 50H250L251 52H252ZM264 50V49H263ZM48 51H51V52H48ZM57 53H56V52ZM60 51V52H59ZM101 51V52H100ZM118 51V52H117ZM158 51L159 53H156V52ZM165 53V51L167 52V54H165V57H164V53ZM174 51H176V52H174ZM192 51V50H191ZM194 51H196V49L194 48ZM196 51V52H197ZM205 52L206 54L207 53H210V54H212L211 52ZM255 51H259V52H261L260 51V48L258 49V50H256L255 49ZM55 52V53H54ZM97 52V53H96ZM120 52H122V55H121V53ZM151 52H152V54H153V52H155L157 55H155V53L152 55L151 54ZM170 52V53H169ZM186 52V53H185ZM193 52V51H192ZM254 52V51H253ZM252 52V53H253ZM258 52V53H259ZM34 53H30L31 55L32 54H34ZM49 53V54H48ZM60 53H61V58H60ZM134 53L136 54V55H134ZM140 53H141V55H147L146 57H147V59H146V57L145 56H141V57H143L142 59H141V57H139V55H140ZM179 56V57H176V54ZM194 53V52H193ZM198 53H199V51H198ZM198 53H197V57H198ZM218 52H216V56L217 57H220V54H219ZM233 53V54H232ZM256 53V52H255ZM38 54V53H37ZM56 54V55H55ZM70 54V55H69ZM72 54V55H71ZM83 54H85V55H83ZM114 54V55H113ZM120 54V55H119ZM124 54V55H123ZM126 54L128 55V57H126V59H122L123 60V62L122 61H120L121 60V56H123L124 58H125V56H126ZM151 55V57H150V55ZM206 54H201L202 56H203V60H204V56L206 55ZM214 54V53H213ZM212 54V55H213ZM229 54V53H228ZM242 54V55H241ZM249 54V52H247L246 53V55H248ZM261 54H264V51L263 52H261L260 53V55L258 56V54H257V56L259 57V60L261 59L260 58V56L261 57H264V56H262ZM82 55V56H81ZM89 55V56H88ZM92 55V56H91ZM110 55V57H108ZM112 55V56H111ZM117 55V56H116ZM162 55V58L160 57ZM189 55H192V54H190L189 53ZM195 56H196V54H194ZM208 55V54H207ZM219 55V56H218ZM250 55V54H249ZM252 55V54H251ZM46 56V57H47ZM55 56H59V59L57 58H54ZM68 56V57H67ZM87 58H86V57ZM107 58L108 57V59H106L105 57ZM136 56V57H135ZM157 56H159L160 57V59L159 58H157V59H159L158 61H156L157 59L155 58V57H157ZM167 56H169V57H167ZM174 56V57H173ZM210 56V55H209ZM253 57H254V53H253V55H252ZM256 56V57H257ZM84 57V58H83ZM98 57V58H97ZM101 57V58H100ZM118 57H120V58H118ZM131 57H133V58H131ZM138 57H139V59L140 60H142L143 62H145L144 60H146V67H148L149 65L150 66H152V65H154V66H152V67H149V68H144V67H142V64H141V66L139 65L138 67H137V65H138V63H137V61H138ZM144 57H145V59H144ZM149 57V58H148ZM177 58L176 60H173V58ZM192 57H194L193 55H192ZM211 57V56H210ZM214 57V56H213ZM222 57H220V59H222ZM247 57V56H246ZM68 58V59H67ZM78 58V59H77ZM103 58L105 59V60H103ZM112 60L113 58L115 59H113L112 61L110 60V59ZM117 58V59H116ZM152 58V59H151ZM170 58V59H169ZM199 59L200 58H202V57H198ZM209 57L207 56L206 57V60L208 59ZM216 58V57H215ZM248 58V57H247ZM250 58H252V57H250ZM250 58H249V60H250ZM56 59V60H55ZM95 60L97 63H98V65L97 64H95V61L94 62H92V60ZM100 59V60H99ZM119 59V60H118ZM131 59V60H130ZM135 59H137V61L135 60ZM149 59H151V60H149ZM180 59V60H179ZM198 59V61H200ZM212 60H213V58H211ZM243 59H246V58H243ZM58 60V61H57ZM74 60V61H73ZM98 60V61H97ZM110 60V61H109ZM130 60V61H129ZM135 60V62H134V65H132L133 63V61ZM173 60V61H172ZM188 62H187V61ZM209 60H210V58L208 59V61L207 62H209ZM210 61L211 63L213 62V61ZM215 61H218L217 59H214ZM239 60V61H238ZM251 60H253L254 61V58L253 59H251ZM255 60H256V58H255ZM52 61L55 63V62H57V63H55V64H57V65H54V63H52ZM62 61V62H61ZM83 61H85V62H83ZM99 61H100V63H99ZM116 61H119V62H116ZM125 61V62H124ZM141 61V62H142ZM155 61V62H154ZM164 61H166V62H168L169 64H167L166 62H164ZM178 61L180 62V63H178ZM184 61V62H183ZM205 61V60H204ZM229 61V62H228ZM242 62L244 61V60H241ZM248 61V60H247ZM247 61H246V63H247ZM256 61H258V59L256 60ZM73 62V63H72ZM89 62H91V63H89ZM114 62H116V63H118V64H116V63H114ZM123 64H121V63ZM140 62V61H139ZM156 62H157V64H156ZM183 62V64H185L184 66H182V63ZM185 62H187V63H185ZM204 65H205V63L203 62V61H201ZM245 62V61H244ZM49 63V62H48ZM88 63V64H87ZM131 63V64H130ZM174 63V64H173ZM176 63V64H175ZM198 64L197 65H199V62H197ZM216 63H218V62H216ZM235 65H234V64ZM238 65H237V64ZM249 63L250 64H248V65H250V66H252V64L254 63H252L251 64V62L249 61ZM84 64V65H83ZM93 64V65H92ZM101 64V65H100ZM109 64V65H108ZM119 64H121L120 66H119ZM128 64V65H127ZM147 64H148V66H147ZM159 64V65H158ZM172 64V65H171ZM177 64L179 65L178 67H176L177 66ZM189 64V65H188ZM210 64V63H209ZM243 65H246V64H244V63H242ZM259 65L261 64V62H259L258 63ZM50 65H48V64H46V66L47 67H50ZM59 65V66H58ZM64 65H66V66H64ZM71 65H72V67H71ZM78 66V67H76V66ZM81 65V66H80ZM87 65H89V66H87ZM107 65H108V68L106 69V67H107ZM125 65V66H124ZM144 65V64H143ZM160 65H162L160 68L161 69H159V66ZM165 65V66H164ZM189 67H188V66ZM196 65V66H197ZM201 65L202 64H200L199 65V67H201ZM207 65V64H206ZM225 65H228V66H225ZM246 66V67H250V66ZM255 65H257V62L255 63ZM262 65V64H261ZM260 65V66H261ZM45 66V64L43 65V64H41L40 66H39V68L42 70V71H44V68H45V70H46V67ZM92 66V67H91ZM124 67V69H123V67ZM174 67V69H173V67ZM181 66V67H180ZM208 66H210V65H208ZM225 66V67H224ZM229 66H235L236 68H230ZM241 66V65H240ZM41 67H43V69L41 68ZM51 67H50V69H51ZM55 67V68H54ZM75 67H76V69H75ZM82 67H84V69L85 70H82L83 68ZM90 67V68H89ZM100 68L99 69V71H98V68ZM101 67H102V69H101ZM110 67V68H109ZM120 67V68H119ZM135 67H137L138 69L140 68V67H142V68H144L145 69V71H146V69H147V73L145 72V71H143V72H140V75L142 76H140V75H137L138 73H133L132 72V70H134V68ZM158 67V69H155V68H157ZM185 67H187V68H185ZM190 67L192 68V71L190 72V75H189V72L187 71L188 69H190ZM198 67V66H197ZM202 67H204V66H202ZM227 67V68H226ZM242 67V66H241ZM243 67H245V66H243ZM242 67V68H243ZM253 67V66H252ZM93 68V70L95 71H93V70H91ZM95 68V69H94ZM105 68V69H104ZM128 68H133L132 70H131V72L133 73V75H132V73L130 74V75H128V72H129V69ZM154 69V71H152L153 69ZM175 68L177 69V70H175ZM182 68V69H181ZM185 68V69H184ZM229 68V69H228ZM241 68V70H243V69H245L246 70V68H243L242 69ZM260 68V67H259ZM262 68H263V71H264V66H262L261 67V69H259L260 71L262 70ZM49 68H47V70H48ZM69 69H70V71H69ZM74 69H75V71H74ZM78 69H81V70H78ZM123 70V75H125V76H121L122 74H120L121 72H122V70ZM128 69V70H127ZM137 69V71H142V70H144V69H139L138 70ZM148 69H150L149 70V72L150 73H148ZM195 69V70H194ZM199 68H197V70H198ZM214 69V68H213ZM229 70V72H227L228 70ZM234 69V71L232 72V70ZM46 70V71H47ZM57 70H59V72L57 71ZM63 70V71H62ZM87 70V71H86ZM92 71V72H90V71ZM100 70H102V71H100ZM109 70V71H108ZM128 72H127V71ZM221 70H222V72H221ZM226 70V71H225ZM243 71V73L245 74V72H247V73H249V71ZM249 70V69H248ZM253 71H256V70H254V69H252ZM259 70L257 71V72H259ZM51 71V72H50ZM83 73V75H81L82 73ZM159 71V72H158ZM172 71V72H171ZM176 73H175V72ZM179 72V74H178V72ZM180 71H181V73H180ZM200 70H198V73H200L199 72ZM218 71L219 72H221L222 74L220 75V73L218 74V75H216V73H218ZM250 71H251V68H250ZM60 72H62V73H60ZM69 72H70V74H71V76H73V77H71L70 75H69ZM73 72V73H72ZM74 72H76L75 74H74ZM100 75V76H95V75H98L97 73ZM103 72V73H102ZM107 74H105V73ZM126 72H127V74H126ZM134 72H135V70H134ZM153 72V73H152ZM156 72L158 73V74H156ZM185 72V73H184ZM193 72V76L191 75V73ZM225 72V73H224ZM238 72H240L241 73V71H240V69L238 68L237 69V72H236V75L237 74H239ZM79 73V74H78ZM87 73V74H86ZM94 73V74H93ZM96 73V74H95ZM119 73V74H118ZM130 73V72H129ZM143 75H142V74ZM175 73V74H174ZM203 72H201L200 73V75L202 74ZM243 73H241V74H243ZM251 73H255V72H251ZM260 73V72H259ZM258 73V74H259ZM261 73H262V71H261ZM85 74L87 75V76H85ZM92 74V75H91ZM104 74V75H103ZM135 74V75H134ZM149 74V75H148ZM151 74V75H150ZM154 74V75H153ZM164 74H166V75H168L169 77H171L170 79H171V85H168L166 82H162V75H164ZM182 74V77H184L185 76V79L187 78V80H186V83H185V80H182V77L180 76ZM186 74H188V75H186ZM240 74V75H241ZM244 74H243V77H244ZM263 74V73H262ZM52 75H54V76H52ZM55 75H56V77H55ZM75 75V76H74ZM79 75V76H78ZM89 75H90V77H89ZM94 75V76H93ZM106 75V76H105ZM115 75V76H114ZM117 75H120L119 77H120V79H119V77L117 78L116 76ZM130 76V80L133 78V76L135 77L134 78V81L132 80L131 82H130V84L131 85H134L133 83H136V85H138L139 83H141V80L139 79V78H141V79H143L144 81V83L143 84H145V86H140L141 88H143V87H145V88H147V89H145V90H148L147 91V94H146V96H145V94H142V92L144 91V88L143 89H139L138 87H139V85H138V87L136 88V90H138V91H140V92H138V97H137V95H136V90L133 88L134 86H131V85H129V82L127 81L128 80V77L126 78V76ZM172 75V76H171ZM176 75V77H174ZM199 75V74H198ZM199 75V76H200ZM211 75V77H213ZM226 75H228V74H226ZM230 75V74H229ZM235 75V76H236ZM248 76H251V74L249 75V74H247ZM254 75H257V73L256 74H254ZM254 75H253V77H254ZM260 75V74H259ZM68 76V77H67ZM77 76V77H76ZM85 76V77H84ZM138 76V78H136ZM140 76V77H139ZM178 76H180V78H178ZM191 76V77H190ZM203 76H204V74H203ZM218 76L220 77L219 79H217L218 78ZM231 76V75H230ZM230 76L228 77V78H230ZM238 76V75H237ZM242 76V75H241ZM261 76H263V75H260V77ZM62 77V78H61ZM80 77V78H79ZM83 77L85 78L84 80H83ZM92 77H93V79L94 80H92ZM99 77V78H98ZM111 77H113V78H111ZM116 77V78H115ZM132 77V78H131ZM144 77H146V79H144ZM153 77V78H152ZM160 77V78H159ZM201 77V76H200ZM259 76L258 77H256V79H254L255 80V82H256V80H257V78L259 79L260 78ZM73 79V80H70V79ZM78 78V79H77ZM98 80H97V79ZM103 78V79H102ZM105 78V79H104ZM110 78V79H109ZM124 79V78H126L127 80H123L124 82H125V84H124V82H123V84H122V82H121V84H120V82L119 81H121L122 79ZM149 78V79H148ZM153 79V81H151L152 79ZM177 78V79H176ZM190 78H192V79H190ZM197 78V77H196ZM224 80H223V79ZM235 78H237V77H235ZM235 78H234V81H235ZM242 78V77H241ZM63 79V80H62ZM67 81H66V80ZM87 79V80H86ZM103 81H102V80ZM136 79H138L137 81H135ZM156 79V80H155ZM159 79V81L157 82V80ZM176 79V80H175ZM179 79H181V80H179ZM217 79V80H216ZM222 79V80H221ZM231 79V78H230ZM246 79H247V77H246ZM64 82V84L65 85H62L61 87H59V85H61V84H63V82ZM66 82H65V81ZM76 80V81H75ZM92 82H91V81ZM97 80V81H96ZM111 80L113 81L112 83H111ZM117 80V81H116ZM145 80H146V82H145ZM175 80V81H174ZM191 80L192 81V83H193V81H194V83H193V86L191 85V87H194V89L196 88L195 86H197V83H198V87L195 89V91H193L194 93H192V94H190L191 92H192V90H194V89H192V88H190L189 90H188V86H190L189 85V81ZM216 81V83L218 82L219 83V87L221 88L220 90L218 89V83L215 85V81ZM237 80V79H236ZM239 80V79H238ZM237 80V81H238ZM248 80H249V78H248ZM252 80H253V78H252ZM251 79H250V82H253ZM69 81H71V82H73V83H71V82H69ZM75 81V82H74ZM81 81V82H80ZM94 81V82H93ZM96 81V82H95ZM104 81H105V84H104ZM107 81H108V83H107ZM127 81V82H126ZM151 81V82H150ZM155 81H156V84H154L155 83ZM161 81V82H160ZM179 81V82H178ZM182 81H183V83H182ZM190 81V82H191ZM223 81H224V83H223ZM228 81H229V79H228ZM233 81V80H232ZM233 81V82H234ZM243 80L241 79V82H242ZM263 81V82H262ZM61 82V84H58L57 85V83H60ZM86 83V85H85V83ZM115 82V83H114ZM138 82V83H137ZM147 82H148V84H149V82H150V86L147 84ZM160 82V83H159ZM178 82V83H177ZM188 82V83H187ZM200 82V81H199ZM230 82H231V80H230ZM81 85H80V84ZM88 83H90V84H88ZM102 83V86L103 87H100V84ZM118 83H119V86H118ZM160 85H159V84ZM166 83V84H165ZM176 83V84H175ZM186 84V85H183V84ZM223 85H222V84ZM237 83H239V82H237ZM244 82H242V84H243ZM67 84V85H66ZM75 84H79V85H75ZM83 84V85H82ZM91 84H92V88L94 89V90H96V92L93 90V89H91ZM104 84V85H103ZM115 84H117V85H115ZM164 84V85H163ZM178 84V85H177ZM200 84V85H199ZM233 85V84H235V85H237L236 84V82H234V83H230V85ZM56 85H57V87H59V89L56 87ZM89 85V86H88ZM97 85H98V87H97ZM111 85H112V87H111ZM122 85V86H121ZM131 86V88L132 89H134V92H132V93H129V88L127 89V92L125 91L126 90V87H128V86ZM135 85V86H136ZM156 85H157V87H156ZM161 85H162V89H161ZM165 85H166V87H165ZM177 85V86H176ZM183 86V87H185V90H184V88L183 87H178V86ZM206 85V84H205ZM234 85V86H235ZM247 85H249L248 87H250L252 84H247ZM66 86V87H65ZM76 86V87H75ZM88 86V88L86 89L85 87H87ZM108 86V87H107ZM109 86H110V88H109ZM118 86V87H117ZM123 86H125V90H123L124 88H123ZM147 86V87H146ZM160 86V88H158ZM213 86V87H212ZM216 86V87H215ZM223 86V87H222ZM234 86H232V87H234ZM240 85L238 84V87H239ZM253 86H254V83H253ZM254 86V87H255ZM64 87H65V91H64ZM80 89V94H79V89ZM81 87V88H80ZM114 87H115V90H118V89H120V90H118V93L119 94H122V93H124V91H125V93H127V94H123L122 95V97H121V95H118V96H120L119 97V99L117 98L118 96H116V95H114L113 96V94L115 93V90H114ZM117 87V88H116ZM121 87V88H120ZM150 87V88H149ZM156 87V88H155ZM165 87V88H164ZM177 87V88H176ZM207 87V88H206ZM224 87H225V89H224ZM238 87H236L235 86V88L237 89ZM243 87V86H242ZM242 87H239L237 90H241V88ZM75 88V89H74ZM96 88V89H95ZM98 88V89H97ZM105 88V89H104ZM123 88V89H122ZM152 88H153V90H152ZM178 88H179V90H180V88H182L184 91H182V89L180 90V93H182V95H180V96H182L183 98H187L186 100L188 101V98H189V101L192 99V103H191V101L189 102H186L184 99L183 100H181L180 101V97H178V92L179 91H177L178 90ZM235 88H231L230 87V89H232L233 91H234V89ZM252 88V87H251ZM251 88H249V89H251ZM58 91H57V90ZM86 89V90H85ZM99 89H101V90H99ZM103 89V90H102ZM112 89V90H111ZM158 89V90H157ZM175 89V90H174ZM212 89H214V90H212ZM216 89H218V91L215 93V91H216ZM226 89H228L229 91H230V94L228 93L229 91H227L226 92ZM235 89V90H236ZM76 90V91H75ZM88 90H89V93H88ZM91 90H93L92 92H91ZM97 90H99V91H97ZM114 90V91H113ZM152 90V91H151ZM167 90V91H166ZM170 90H171V93H170ZM253 90H254V88H253ZM103 91L105 92V91H107V93L105 92V93H103ZM119 91H121V93L119 92ZM142 91V92H141ZM156 91V92H155ZM163 92V94H162V92ZM166 91V92H165ZM177 91V92H176ZM199 91V92H198ZM210 91H211V93H210ZM212 91H213V93H212ZM232 91V92H233ZM76 92V93H75ZM84 92V94L82 95V93ZM86 92V93H85ZM98 92V93H97ZM110 92V93H109ZM112 92V93H111ZM114 92V93H113ZM131 92V91H130ZM146 92V91H145ZM154 92H155V94H154ZM184 92H186L185 93V95H184ZM188 92V93H187ZM204 93V94H202V97L200 98V96H201V94H199V93ZM218 92H220V93H218ZM222 92V93H221ZM224 92H225V94H224ZM236 94H237V92L236 91H234ZM248 92H251V91H248ZM99 95V96H97L96 97V95ZM117 93V94H118ZM132 94L131 96H129V97H133V96H135V97H133L132 99L133 100H135V98L137 97V100H135L134 102H133V105L131 104L132 103V99L131 98H129V97H127L129 94ZM149 93V94H148ZM152 93V94H151ZM159 93V94H158ZM169 93V95L167 96V94ZM196 93V96L194 97V94ZM218 93V94H217ZM234 93V94H235ZM73 94V95H72ZM76 96H75V95ZM79 94V95H78ZM90 94H91V96H90ZM106 94V95H105ZM108 94V95H107ZM111 94V95H110ZM116 94V93H115ZM133 94H135V95H133ZM164 95L163 96V98H161V100H162V102L161 103H157L155 100L157 99V98H159V96H161L162 97V95ZM206 94V95H205ZM210 94V95H209ZM212 94V95H211ZM222 94V95H221ZM227 94H229V95H227ZM238 94H237V96H238ZM87 95H89L88 97H87ZM101 95H102V97H101ZM127 95V96H126ZM141 95H143L142 97L144 98V100L146 101V103H145V101L143 100V101H140V99L142 100V98L140 97ZM155 97H154V96ZM159 95V96H158ZM205 95V97L204 98H206V99H202L203 98V96ZM207 95H208V97H207ZM217 95H218V97L219 98H221V99H218V100H216L217 99ZM222 97H221V96ZM227 95V97H225ZM231 95H233V93L231 94ZM70 96H71V98H70ZM78 96V97H77ZM85 96V97H84ZM153 96V97H152ZM156 96H157V98H156ZM190 96H191V98H190ZM210 96H212V97H210ZM215 98H214V97ZM77 97V98H76ZM84 97V98H83ZM94 97V98H93ZM105 99H104V98ZM109 97H111V103H110V98ZM128 98V99H125V98ZM167 97V98H166ZM223 97H225V98H223ZM229 97V98H228ZM87 98V99H86ZM99 98L101 99V100H99ZM115 99V100H113V99ZM120 98H121V100L122 101H120ZM140 98V99H139ZM150 98H152V100L150 99ZM154 98V99H153ZM179 98V99H178ZM199 98V99H198ZM209 98V99H208ZM214 98V99H213ZM234 98H236V96L234 97ZM74 99V100H73ZM85 99V100H84ZM124 99H125V101H124ZM130 99L132 100V101H130ZM177 99H178V101H177ZM195 99H198L199 101H201V102H199L198 100H195ZM208 99V100H207ZM222 99L224 100H226V101H222ZM240 99V100H241ZM89 100V101H88ZM103 100H104V102H103ZM113 100V101H112ZM126 100H127V102H126ZM138 100H139V102L140 103H138ZM150 100V101H152V105L153 104H159L160 105V107L158 106V105H153V107H151L150 106V104H148V101ZM160 100V99H159ZM208 101V102H210V103H207L206 101ZM216 102V103H214V101ZM221 100V101H220ZM239 100V99H238ZM92 102V104H91V102ZM115 101V102H114ZM116 101H120V102H122L123 104H124V102H125V104L123 105L122 103H118V102H116ZM130 102V106H129V102ZM137 101V102H136ZM158 101V100H157ZM166 101H168V103H166ZM182 101H183V103H182ZM204 101H205V104H208L209 106H207V105H204ZM213 101V102H212ZM218 101H220L219 102V104H217L218 103ZM228 101H229V103H228ZM231 101V102H230ZM264 101V100H263ZM67 102H69V101H67ZM82 102V103H81ZM102 103L101 105L99 104V103ZM156 102V103H155ZM177 102L179 103L178 105H177ZM185 102H186V110L184 109L185 108ZM223 102H227L228 104V106L226 105V103H225V105H223L224 103ZM234 102V103H233ZM76 103V104H75ZM83 103H86V104H83ZM87 103H89V105L87 104ZM106 104V106L105 105H103V104ZM109 103V104H108ZM112 103H114V105L112 104ZM136 103V104H135ZM193 104V105H190V104ZM200 104V106H201V103L203 104V106H197L198 104ZM237 103V104H236ZM262 103V102H261ZM260 103V104H261ZM79 104V105H78ZM83 104V105H82ZM116 104H117V106H116ZM119 104H121V106L119 105ZM135 104V105H134ZM163 104H165L164 105V107H163ZM167 104V105H166ZM182 104V106H179V105H181ZM214 104V106H210V105H213ZM234 104H236V105H234ZM264 104V103H263ZM263 104H261L260 105V107L263 105ZM73 105V106H74ZM86 105V106H85ZM88 105V106H87ZM94 106V108L95 107H98V108H93V106ZM97 105H100V107L99 106H97ZM102 105H103V107H102ZM111 105H113L112 107H111ZM145 105H148L146 108L147 109H144V111H143V108H145L144 106ZM83 106V107H82ZM86 108H85V107ZM119 106V107H118ZM127 106H128V108H127ZM134 106H135V108H134ZM141 106V107H140ZM142 106H143V108H142ZM149 106H150V108H149ZM193 106H195V107H193ZM215 106H216V108H215ZM223 107V110H224V112H223V114H222V112L221 111H223L222 110V107ZM224 106H227V109H226V107H224ZM230 106V107H229ZM234 106V107H233ZM89 107H90V109L92 110H89ZM122 107V108H121ZM137 107V108H136ZM179 108L180 109V111L181 110H184V111H181V114L180 115H177L175 112H177V108ZM182 107H183V109H182ZM189 107V108H188ZM190 107H193L192 109L190 108ZM200 107V108H199ZM208 107H209V109H208ZM211 107H213L212 109H211ZM218 107H220V108H218ZM242 107H244V108H242ZM85 108V109H84ZM105 108V109H104ZM113 108V109H112ZM122 110H121V109ZM128 110H127V109ZM129 108L130 109H133V110H131V111H129ZM166 108V109H165ZM187 108H188V110H187ZM194 108H195V110H194ZM203 108H204V110H203ZM206 108H207V110L208 111H210V112H207V111H205L206 110ZM220 109V110H216V109ZM229 108V109H228ZM261 108H264V107H261ZM261 108L259 109L260 111H261ZM98 109V110H97ZM107 109V110H106ZM136 109H138L137 111H136ZM141 109V110H140ZM179 109H178V112H180L179 111ZM226 109V110H225ZM240 109H242V110H240ZM84 110V111H83ZM102 110V111H101ZM107 112H105V111ZM112 110H115V111H113V112H111ZM193 110H194V112H193ZM212 110H215L216 111V113H217V116H216V113H215V111H212ZM240 112H239V111ZM259 110H258V115L260 116H258L257 115V118L255 117V120H256V122H258V123H256V126L257 125H262V123L264 124V114L262 115L263 117H262V119H261V113H264V111H262L261 113L259 112ZM70 111V110H69ZM93 111H95V114H94V112ZM120 111V112H119ZM127 111V112H126ZM129 111V112H128ZM136 111V112H135ZM139 111H140V113H139ZM186 111H187V113H186ZM211 111H212V113H211ZM220 111V112H219ZM234 111H238V114H237V112H235V114H234ZM241 111H242V113H241ZM83 112V113H82ZM85 112H86V114H85ZM90 112V113H89ZM97 112V113H96ZM116 112V113H115ZM119 112V113H118ZM171 112L173 113V116L171 115ZM191 112V113H190ZM207 113L208 115H205V114H202V113ZM215 113V115H214V113ZM228 112H230V113H228ZM233 112V113H232ZM246 114H245V113ZM68 113L69 112H66V114L65 115H67V117H68V119H70V120H68L67 118H66V116H65V118L66 119H64V120H68V121H66L67 122V125L72 129V127H73V125H71L72 124V122L73 121H75L76 122V120L72 117V116H70V115H68ZM91 113L93 114V115H91ZM113 113H115L114 114V117H113ZM183 113V114H182ZM185 113V114H184ZM210 113L212 114V115H210ZM218 113H220V115H218ZM228 113V114H227ZM241 113V114H240ZM89 116H88V115ZM119 114H121V115H119ZM159 114H155V115H157V118L160 116ZM165 114V115H164ZM235 116H233V115ZM240 114V115H239ZM86 117H85V116ZM95 115V117H93ZM112 115V116H111ZM116 115V116H115ZM177 115V116H176ZM202 115V116H201ZM232 115V116H231ZM72 117V118H70V117ZM77 116V117H78ZM175 116V117H174ZM194 116V115H193ZM203 116H204V118H203ZM206 116H208V117H210L209 119H207L208 117H206ZM213 116H215V117H213ZM218 116H222L221 118L220 117H218ZM228 116H229V119H228ZM76 117V119L78 120H81L80 118H77ZM89 118V119H86V118ZM92 117V118H91ZM110 117H112V118H114L113 119V121H111V118ZM120 118L119 120V122H118V118H116L115 119V121H117V123H114L115 125L117 124L118 126L120 125H122L123 124V122L125 121L123 118ZM153 117H156V116H153ZM165 117V118H164ZM174 117V118H173ZM183 117V116H182ZM185 117V116H184ZM217 117V118H216ZM226 117H227V119H228V121H226L227 119H226ZM237 117V118H236ZM61 118V120H60V123L61 122H63V119L62 118H64V117H60ZM206 118V119H205ZM211 118L212 119H214V118H216V119H214V120H211ZM234 118V120L235 121H233V120H231V119H233ZM239 118H240V120H239ZM260 118V119H259ZM96 119V118H95ZM121 119H122V124H118V123H120L121 122ZM162 119H164V120H162ZM174 119V120H173ZM222 119H224L225 120V122L223 123V125L221 124V122H222ZM71 120H73V121H71ZM124 120V121H123ZM173 120V121H172ZM207 120H209V121H207ZM217 120V121H216ZM223 120V121H224ZM238 120V121H237ZM87 121V122H86ZM110 121H111V123H110ZM214 121V122H213ZM221 121V122H220ZM260 121V122H259ZM262 121V122H261ZM65 122V121H64ZM75 122H73V123H75ZM210 124H209V123ZM211 122H213L212 124H211ZM227 122V123H226ZM236 122V123H235ZM58 123V122H57ZM69 123V124H68ZM199 123V124H198ZM207 123V124H206ZM229 123H234V124H229ZM89 124V125H90ZM148 124H146V125H148ZM222 126H221V125ZM224 124H226V125H224ZM229 124V125H228ZM115 125H113V126H115ZM145 125V126H146ZM159 125V126H158ZM194 125V126H193ZM201 125V126H200ZM202 125H206V126H202ZM220 125V127H218ZM227 125H228V127H227ZM234 125L236 126L237 125V127H235V128H237L236 130L234 129ZM65 126V125H64ZM112 126V127H113ZM155 126H157L158 127V129L157 128H155ZM195 126H197V127H195ZM199 126V127H198ZM209 126V127H208ZM211 126V127H210ZM212 126L215 128L214 129V131H215V133L217 134V132H218V136L214 133H212V132H214V131H212V130H209L208 131V129L209 128H212ZM224 126V127H223ZM111 127V128H112ZM193 127H195V129L193 128ZM201 127V128H200ZM217 127H218V129H217ZM224 129H223V128ZM146 128V127H145ZM199 128V129H198ZM228 128V131L231 133V134H229V132H226L227 130L226 129ZM193 129V130H192ZM203 129V130H202ZM197 131V133H195V131ZM221 130V131H220ZM224 130V131H223ZM231 130H233L232 132H231ZM193 131H194V133H193ZM205 131H206V133H205ZM212 131V132H211ZM220 131V132H219ZM235 131V132H234ZM202 132V135L200 134ZM211 132V134H209ZM227 134H226V133ZM193 133V134H192ZM198 133H199V135H198ZM224 134V137L225 138H223L222 137V135ZM237 133V134H236ZM191 134V135H190ZM206 134H208L207 135V137H205V135ZM213 134V135H212ZM221 136H220V135ZM135 136L134 137H136V141L137 140H139V142L140 141H143V140H141V139H139V138H137L138 136V134H134ZM149 135H150V137H149ZM154 135V136H153ZM189 135H190V137H191V139H190V137H189ZM195 135V136H194ZM204 136V137H203ZM209 136V137H208ZM211 136V137H210ZM219 137V138H221V139H223V140H221V139H216L217 137ZM228 136V138L226 139V137ZM130 137H132V135H130ZM188 137H189V140H188ZM192 137H194L195 138V140H194V138H192ZM199 137V139L197 140V138ZM201 138L203 139V138H205L208 142H210L209 141V139L211 140V142H210V144L206 141V140H204V141H201ZM234 138V139H233ZM240 138V139H239ZM243 138V139H242ZM260 138V139H259ZM131 139V138H130ZM129 139V140H130ZM135 139V138H134ZM133 139V137H132V139L130 140V141H133L134 140ZM236 139H239V140H237L236 141ZM182 140V139H181ZM201 142H200V141ZM214 140H216V144L215 145H213L214 144ZM217 140L218 141H220V142H217ZM194 141V142H193ZM198 141V142H197ZM241 141H243V142H245V144L246 143H249V141L250 142H252L251 144V146H250V149H248V150H250L249 152H252L250 155H252L253 154V158H255V159H252V161H253V165H254V162L255 161H257L259 158H262V161L259 159L258 161H257V163L258 164H256L255 163V165H257V166H255V167H257V171L256 170H252V169H255L254 168V166L252 165V161H249V160H251V159H249L248 160V164H250L249 162H251V165H250V168H249V165L246 163V161H245V159H244V155H246V154H248L247 152H246V154H245V151L243 150V148H245V146L244 147H240V146H242V145H244V143L242 142L241 143ZM176 142H177V140H176ZM176 142L174 143V144H176ZM236 142H238V143H236ZM239 142L242 144H239ZM264 142V141H263ZM262 142V144L264 145V143ZM168 143V142H167ZM165 144L166 146L168 145V144ZM213 143V144H212ZM234 143V144H233ZM260 143V142H259ZM226 144V145H225ZM228 144H233L234 145V147H233V149L234 150H231V147L233 146V145H228ZM237 144H239V145H237ZM257 144V143H256ZM211 146H213L212 147V149L210 150L209 149V147H211ZM225 147V149H224V147ZM229 146V148L230 149H228L227 147ZM235 146H239L241 149L238 151V149H236L237 147H235ZM169 147V146H168ZM216 147V148H215ZM223 147V148H222ZM238 147V148H239ZM205 148V149H204ZM207 148V149H206ZM247 148H248V145H247ZM190 149V150H191ZM195 149V150H196ZM208 149H209V151L210 152H208ZM221 149H222V152H221ZM220 150V152H218L217 153V151H219ZM223 150H224V153L227 151V154H224L223 153ZM226 150V151H225ZM229 150V151H228ZM236 150V151H235ZM192 151V150H191ZM190 151V152H191ZM232 153H231V152ZM234 151V152H233ZM238 151V152H237ZM241 151V153L239 154V152ZM244 151V152H243ZM246 151H247V149H246ZM257 151H259V156H257ZM189 152V153H190ZM193 152V153H194ZM236 152V155L234 156V154L233 153H235ZM244 154H243V153ZM186 153H188V152H186ZM188 153V154H189ZM193 153H192V155H193ZM217 153V154H216ZM233 154V155H231V154ZM255 153V154H254ZM257 153V154H256ZM191 154V153H190ZM209 154V155H208ZM217 155L216 156V158H217V160L219 159L221 162H223V164L222 163H220V162H218L217 160H216V158L214 157L215 155ZM224 155L225 157H228V158H225V160H224V158L222 157V156H220V155ZM260 154H261V156H260ZM192 155H189V156H192ZM198 157H197V156ZM201 155V156H200ZM206 155V156H205ZM243 155V156H242ZM254 155H256L257 157H255ZM185 156H187L188 157V155L187 154H185ZM234 156V157H233ZM236 156H239V158H243L244 159V161L243 160H241V159H239L238 157V161L240 162V163H238V161H236L237 160V158H236ZM248 156V155H247ZM194 157H196L195 159H194ZM203 157H208V158H206L207 159V162L209 163H207L206 162V159H205V162L206 163H204V162H198V160H203L204 161V159H201V158H203ZM219 157V158H218ZM233 157V158H232ZM250 157V156H249ZM249 157H246L245 156V158H249ZM139 159H140V157H138ZM137 158V159H138ZM151 158V157H150ZM165 158V157H164ZM163 158V159H164ZM214 158V159H213ZM223 158V159H222ZM232 158V159H231ZM236 158V159H235ZM256 158H257V160H256ZM136 160V163H135V165H138V163L140 164V162H143V160L142 161H140V160ZM142 159V158H141ZM143 159H144V157H143ZM212 159V160H211ZM235 159V160H234ZM69 160V159H68ZM195 160V161H194ZM214 160H216V161H214ZM228 160V161H227ZM231 160H233V161H231ZM185 161H187V158H186V160ZM212 161H214V163H218V164H214L213 165V163H211ZM235 161V162H234ZM72 162V161H71ZM71 162H70V169L69 170H71L72 172H74L73 174H72V172L71 171H69V174H67L65 177H62V180H64L63 182H64V184H66V185H62L65 189L66 188H69L68 186H71L70 187V189H69V191L66 189V190H63V191H68V192H62V193H53L52 192V198L51 199H54L55 201H53V203L52 204H56L57 206H55V205H52L51 207H50V210H48V206H47V208L46 207H44V208H46V210H48V211H51V212H46V214L48 213V216H47V229H49V227L50 228H53V225H54V228H58V226H57V223H59V220L62 218V216H63V218H65V215H67L66 216V219L65 220H63V218H62V220L60 221V223L62 222V221H66V222H63V223H61L62 225H64V226H62L61 225V228H60V224H58L59 225V230H57V228L55 229V231H57L56 233V236L53 234V233H49V234H47V236H50V237H47V236H45V234L43 233V234H41L40 232H38V234L36 233V236H34V235H32V236H29V237H33V238H30L31 240L33 239H35L34 241H35V243H37L36 241H39L38 243H40V244H42L43 243V241H44V237H47L45 240L46 241H44L45 243H48L47 244V246H44L45 247V249H44V247H43V252H42V254L41 255H46V256H40V254H38V255H36V256H34V258L32 259V260H34V259H39V262L38 261H36L37 262V264H119L120 263V261H121V263L120 264H124L125 262H126V264H133L132 262H128V260H131V261H133V262H137V264H141L140 262H141V260H139V262L138 261H136L134 258H131V256H129V255H127V253H125L124 251H120L121 250V248L120 249H117V246H116V248L114 247L115 245L113 244L114 243V236H115V234H117V232H115L117 229V225L116 226H111V225H113L114 223L116 224V221L115 222H113L114 221V219L116 218V216H117V214L116 215H113V210H114V208H113V210H112V207H114L115 205H113V204H116L115 202H110V201H113V199H114V197H116V195H114V197L112 198V200H110L108 203H110V204H108V203H105V205L107 204L108 205V207H110V206H112L111 207V216H110V219H109V215L110 214H106V216L105 217H103L105 214H102L103 213V211H104V213H106L105 211L107 210V212H109V208H107V206H106V210H105V208H104V206L105 205H101V207H103V208H101L100 206L98 207V209H97V207L96 206H98V203H100L101 202V200H102V198H100V202H96L97 203V205H96V203L94 204V199H97V200H99V198H98V196L100 195L101 197H103L102 195H104L103 193H104V191H106V187L109 185L106 181H105V179L107 180V178L109 179V177H108V175L110 174V172H107L106 174H103L102 173V175L104 176H106L105 178H104V181L106 182H104V181H102L103 179H101V176L100 175H98V177L100 176V179H98V177H96L95 179H93L91 182H92V184H87V187L90 185H92L93 186V188H92V190L94 189V191L92 192V191H90L91 190V188H87V194L88 193H90L91 195L94 193V192H96V193H98V196L96 195V193L93 195V196H91V197H89L87 194V196H88V198L89 199H87V200H90L91 199V201H88L87 202V209H86V207H85V205L84 204H82V203H80L81 202V199L79 198L80 197V195H79V189L82 187V180L84 179V177L86 178V180H87V176H82L81 175V173H80V175H78L79 174V172L80 171H78V169L77 168H74L73 167V163L71 164ZM138 162V163H137ZM189 162V163H190ZM226 162H227V165H226ZM244 162V163H243ZM189 163H185L186 165H188ZM220 163V164H219ZM225 163V164H224ZM228 163H230V164H228ZM233 163H234V166H233ZM239 164V165H237V164ZM242 163H243V165H242ZM142 165H143V163H141ZM213 165V166H215V167H211V165ZM222 164V165H221ZM72 165V166H71ZM142 165H141V167H142ZM203 165H202V167H203ZM235 165H237V166H235ZM241 165V166H240ZM209 166L211 167L210 169H211V171H209ZM217 166V167H218ZM239 166V169H240V167L242 168L240 171H242V173H238V172H236V171H239V169L237 168ZM242 166H245V167H242ZM253 166V167H252ZM258 166H259V168H258ZM73 167V168H72ZM140 167V168H141ZM187 166H185V168H186ZM198 167H199V165H198ZM198 167H196V168H198ZM246 167H247V174H246V171L244 172L243 170H246ZM200 168V167H199ZM207 168V169H206ZM231 168H232V170L234 171V172H232L231 171ZM234 168V169H233ZM245 168V169H244ZM261 168H262V171L261 172H259L260 170H261ZM77 171H76V170ZM180 169V168H179ZM228 169H230V172H229V170ZM207 170V171H206ZM227 170H228V172H227ZM134 171V170H133ZM139 171V170H138ZM195 171V172H194ZM208 171H209V173H208ZM239 171V172H240ZM251 171V172H250ZM256 172V174L258 173V175L256 176V174L254 175L253 174V172ZM77 172H78V174H77ZM226 172V173H225ZM236 172V173H235ZM76 173V175H75V177H74V174ZM105 173V172H104ZM191 173V174H190ZM213 173V174H214ZM223 173V174H222ZM229 173H234V174H229ZM241 174V175H243V173H245L243 176H242V178L244 177L245 178V175H247V176H249V177H247L248 178V181L250 180L249 178H252V177H254V176H256V178L254 177V178H252L249 182H251V183H253L252 184V186L250 187V186H248L249 184H251V183H247L246 182V184H245V181H247V178L244 180V178L242 179V178H240V179H242V180H240L239 178H238V175H237V178H238V180L236 181V174ZM250 173V174H249ZM136 174V173H135ZM190 174V175H189ZM207 174H208V177H206L207 176ZM251 174L253 175V176H251ZM261 174V175H260ZM171 175V174H170ZM215 175V174H214ZM226 175V176H225ZM229 175V176H228ZM241 175L239 176V177H241ZM70 177L69 178V180L67 179L68 177ZM76 176H77V179H76ZM78 176H80V177H83V179H81V178H79ZM110 176V175H109ZM211 176V177H210ZM224 176V177H223ZM228 176V177H227ZM261 178H260V177ZM67 177V178H66ZM72 177V178H71ZM171 178H170V180L172 181L173 179H172V175L170 176ZM199 177H201L200 178V180H199ZM227 177V178H226ZM232 177L234 178V179H232ZM258 177V178H257ZM219 178H220V180H219ZM225 178V179H224ZM232 179V184H230V188H231V185L232 186H234V188L235 187H237V189H234V190H232V191H235V194H236V192L238 191V195L240 196H238L237 194L235 195V194H233V192L232 193H230L231 195H233V198L234 199H232V196L229 198V194H228V190H229V183H231V179ZM66 179V180H65ZM72 179V180H71ZM76 179V181H74V180ZM80 181H79V180ZM97 179V180H96ZM230 179V180H229ZM259 179V180H258ZM53 180H55V179H53ZM53 180H52V182L51 183H54L53 182ZM98 180H100V182H97ZM202 180H205V181H202ZM224 180V181H223ZM225 180H227V181H230L229 183L227 182V181H225ZM239 180H240V182H239ZM254 180H255V183L257 184H255L254 183ZM51 181V180H50ZM68 181V184L66 183ZM70 181V182H69ZM78 181V182H77ZM223 181V182H222ZM233 181H235V182H237V183H235V182H233ZM241 181H244V183L243 182H241ZM253 181V182H252ZM256 181H260V182H256ZM77 184H76V183ZM80 182V183H79ZM94 182V183H93ZM95 182L98 184V185H102V184H107L105 187H104V185H102V187L100 186H98V188H97V184L96 185H93V184H95ZM102 182H104V183H102ZM174 182V181H173ZM221 182V183H220ZM226 182V183H225ZM73 184L74 186H77L76 188L78 189H74L73 190V188H72V185H69V184ZM101 183V184H100ZM172 183V182H171ZM194 183V184H193ZM200 183V184H199ZM220 183V184H219ZM227 184L226 186L228 187V188H225L224 190L226 191V194H221L223 191V189L221 190V191H219L225 184ZM240 185H243L242 187H243V189H241L242 187L240 186L239 187V184ZM243 183V184H242ZM261 183V184H260ZM81 184V185H80ZM224 184V185H223ZM54 185V186H53ZM80 185V187H78ZM193 185V186H192ZM219 185V186H218ZM222 185V186H221ZM238 185V186H237ZM245 185L248 187V191L247 190H245ZM260 185V186H259ZM263 185V186H262ZM57 185H56V183L55 184H51L48 188H45V189H52L53 191H54V188L56 187ZM89 186V187H90ZM91 186V187H92ZM205 186V187H204ZM94 187H96L97 189H95ZM191 187H193V188H191ZM220 187V188H219ZM260 187V188H259ZM262 187V188H261ZM101 188V189H100ZM104 188V190H102ZM191 188V189H190ZM238 188H240V189H238ZM249 188H251V191H249L250 189ZM253 188H255V189H253ZM123 189H125V188H123ZM247 189V188H246ZM252 189L253 190H256V189H258V191L256 190V191H254V192H252ZM260 189H261V191H260ZM99 190H101V192L99 191ZM189 190H191V191H189ZM196 190H197V188H196ZM202 190H204V191H202ZM243 192H242V191ZM90 191V192H89ZM100 193H102V191H103V193H102V195L101 194H99V192ZM167 191H170L169 189L167 190ZM199 191H200V189H199ZM239 191H241L242 193H243V195H242V193L241 192H239ZM245 191V192H244ZM196 192H198V190L196 191ZM203 192V193H202ZM218 192V193H217ZM231 192V191H230ZM258 192V193H257ZM260 192H262V193H260ZM75 193H76V195H75ZM169 193V195L170 194H172V192H168ZM240 193H241V195H240ZM247 193H252V194H254L253 196H250V195H252V194H248V196H247ZM72 194H74L73 196H72ZM195 194V193H194ZM217 194H218V196H217ZM59 195H61V197H63L62 199L61 198H59L58 199V197H60ZM68 195H70V197L68 196ZM190 195V194H189ZM196 195H198V193L196 194ZM195 195V196H196ZM224 195H225V198L224 199H222L223 197H224ZM227 195V196H226ZM257 195H259V197L257 196ZM72 196V197H71ZM77 196V200L75 199V197ZM95 196H97V198L95 197ZM220 196H222V197H220ZM244 196V197H243ZM247 196V197H246ZM66 197H68V202H66L67 201V198ZM74 197V198H73ZM93 197H94V199H93ZM108 197V195H104V199L102 200V202L103 201H108V200H106L105 198H107ZM175 197V199H177ZM206 197V198H205ZM212 196H211V198H213ZM238 199H237V198ZM251 197V198H250ZM256 197V198H255ZM117 198V197H116ZM115 198V199H116ZM189 198V199H188ZM199 198V197H198ZM198 198H197V200H198ZM220 198V199H219ZM229 198V199H228ZM236 198V199H235ZM248 198V199H247ZM258 198V199H257ZM261 198V199H260ZM60 199H61V201H64V199H65V201L64 202H61L60 201ZM71 199H73V201H71ZM74 199H75V201H74ZM80 199V200H79ZM92 199H93V201H92ZM108 199H110V198H108ZM114 199V200H115ZM179 199H177V200H179ZM250 199H253V200H250ZM256 201H255V200ZM261 201H260V200ZM60 201L61 203V205L59 204V203H57V201ZM97 200H95V201H97ZM216 200V199H215ZM214 200V201H215ZM222 200V201H221ZM227 200V201H226ZM229 200V201H228ZM231 200L233 201V202H231ZM248 200H249V202H248ZM115 201H118V198H117V200H115ZM121 203L123 202V200L121 201V200H119ZM118 201V202H119ZM217 201V200H216ZM215 201V202H216ZM225 201V202H224ZM254 202V204H253V202ZM259 201V202H258ZM51 202L52 201H50L49 202V204H51ZM80 204H78V203ZM92 202V203H91ZM184 202H185V205L186 206H184V208H183V205H184ZM198 202H201L200 201V199H199V201ZM219 202H223V204L221 203H219ZM227 202V203H226ZM229 202V203H228ZM235 202V204L238 206V207H236V206H234L235 204H233ZM238 202V203H237ZM239 202H244V203H239ZM65 203V204H64ZM67 203V204H66ZM72 203H76V205L75 204H73L72 205ZM117 203V207H115V208H118V206H123L124 204L125 205H128L127 203ZM187 203V204H186ZM252 203V204H251ZM257 203V204H256ZM260 203V205H258ZM71 204V205H70ZM89 204V205H88ZM101 204V203H100ZM199 204V205H198ZM231 204H233V205H231ZM243 204V205H242ZM62 205H63V207H62ZM95 206V207H92V209H91V211L88 209V207L89 206ZM219 205V206H218ZM221 205V206H220ZM242 205V206H241ZM247 205V206H246ZM261 205L263 206V207H261ZM55 206V208H56V210L53 208ZM66 206V207H65ZM69 206V207H68ZM82 206V207H81ZM84 206V207H83ZM224 206V208L222 209V211H221V208L220 207H223ZM227 206V207H226ZM243 206H245V207H243ZM249 206H250V208H249ZM58 207H61V208H59L58 209ZM68 207V208H67ZM186 207V208H185ZM217 207H218V209H217ZM230 207H233L232 208V211H231V208ZM238 208V209H241V210H235V208ZM251 207H254V209H252ZM259 208V210L260 211H258V208ZM51 208H53V209H51ZM71 208V209H70ZM73 208H75V209H73ZM78 208V209H77ZM80 208H82V210L80 209ZM84 208V209H83ZM101 209V212L102 213H100L99 214V212H98V214L99 215H101L100 217H99V222L96 220L95 222V224L97 225H92V226H94V228H92V226L90 225V226H87V224L86 223H88L87 221H86V219L88 220V216H89V213H91L90 215L93 217L92 219H94L95 220V217L96 218H98L97 216H99V215H97V214H95V212H93L92 210L94 209H96V210H99L100 211V209ZM120 208V207H119ZM119 208H118V212H119ZM207 208V207H206ZM229 208V209H228ZM245 208V209H244ZM80 209V210H79ZM86 209V211L88 210V215H86V218L84 217L85 216V214H87V212L85 213V210ZM102 209H104L103 211H102ZM121 209V208H120ZM228 209V210H227ZM244 209V210H243ZM252 211H251V210ZM261 209H262V211H261ZM44 210V209H43ZM61 210V211H60ZM64 210V211H63ZM72 210V211H71ZM116 210V209H115ZM212 210H213V212H212ZM217 210H219V212H229L228 213V215H227V213H226V215H225V213L223 212V214H224V217H226V216H228L227 217V222H226V220L223 218V216H221L220 214H219V212L217 211ZM242 210H243V212H242ZM247 210L248 211H250L249 213L247 212ZM254 210H256V215H258V216H256L254 213H255V211ZM54 211V212H53ZM56 211V212H55ZM66 211H68L67 213H66ZM76 211V212H75ZM79 211V212H78ZM80 211H83V212H81L80 213ZM117 211H115V213H118ZM121 211H123L122 209H121ZM214 211H216V212H218L217 213V216H216V212H214ZM53 212V213H52ZM59 212V213H58ZM97 212V211H96ZM183 212V211H182ZM239 212V213H238ZM259 212H260V214H259ZM58 213V214H57ZM62 213H65V214H62ZM69 213V214H68ZM73 213V214H72ZM85 213V214H84ZM95 214V215H92V214ZM179 213V212H178ZM187 213V214H188ZM199 213H201V214H199ZM212 213V214H211ZM214 213V214H213ZM242 213V214H241ZM245 213V214H244ZM71 214V215H70ZM182 214H184L185 216H187V219H189V220H187V219H185L184 217V215H182ZM219 214V215H218ZM222 214V213H221ZM222 214V215H223ZM233 214H234V216H233ZM246 214H248V215H246ZM252 214H254V215H252ZM57 215V216H56ZM62 215V216H61ZM72 215H75V217H73ZM81 215V216H80ZM230 215V216H229ZM233 216V218H232V216ZM237 215V216H236ZM242 215H244L243 217H242ZM56 216V217H55ZM59 216H61V217H59ZM90 216V217H91ZM95 216V217H94ZM108 216V217H107ZM113 216H115L114 217V219H113ZM175 216H177V214L175 215ZM184 216V217H183ZM208 216V217H207ZM218 216H221V217H218ZM245 216H247V219H246V217ZM256 216V217H255ZM54 219H53V218ZM83 218V219H80V218ZM119 218L121 217L120 215L118 216ZM182 217V218H181ZM202 217V218H201ZM230 217H231V219H230ZM249 217V218H248ZM60 218V219H59ZM74 218V219H73ZM76 218V219H75ZM107 218V219H106ZM118 218V219H119ZM177 218V217H176ZM183 218H184V220H185V223L186 224H188V226H189V224L192 222L193 223V226H192V223L190 224L191 226H189L190 228H188V226L186 225V224H183L184 223V221H183ZM190 218L192 219L191 221H190ZM206 218V219H205ZM209 218V219H208ZM211 218V219H210ZM220 218V219H219ZM244 218V219H243ZM251 218V219H250ZM255 218V219H254ZM259 218H261L260 220H259ZM53 219V220H52ZM71 219V221H69ZM78 219V220H77ZM91 218H89V220H92ZM102 219V220H101ZM105 219L107 220L106 222H105ZM117 219V218H116ZM203 219H205V220H203ZM223 219V220H222ZM236 219V222H237V220H238V222L237 223H235V222H233V220H235ZM241 219V220H240ZM243 219V220H242ZM250 219V220H249ZM58 220V221H57ZM68 220V221H67ZM88 220V221H89ZM111 220H113V221H111ZM120 220V219H119ZM118 220V221H119ZM124 220V218L122 219V220H120L121 222ZM186 220L187 221H189L188 223L186 222ZM246 220V221H245ZM249 220V221H248ZM52 221V222H51ZM74 221L76 222V224L74 223ZM80 221V222H79ZM86 221V222H85ZM103 221H104V223H103ZM117 221V222H118ZM125 221H127V223H128V220H126L125 219ZM181 221V222H180ZM224 221V222H223ZM232 221V222H231ZM244 221L246 222V223H244ZM260 221V222H259ZM261 221H262V223L263 224H261ZM54 222H55V224H56V226H55V224H54ZM73 222V223H72ZM91 222V221H90ZM90 222L88 223V224H90ZM94 222V221H93ZM98 222V223H97ZM178 222V223H177ZM183 222V223H182ZM195 222V223H194ZM204 222V223H203ZM207 222H209V223H207ZM223 222V223H222ZM228 223L229 224V227H227V225L228 224H226V223ZM239 222H242V224H240ZM250 222V223H249ZM83 223V224H82ZM112 223V224H111ZM173 223H175V224H177V225H175V224H173ZM181 223V224H180ZM199 223V224H198ZM205 223H206V225H205ZM213 223H214V225H213ZM225 223V224H224ZM233 223V224H232ZM247 223H248V225H247ZM255 223V224H254ZM259 223V224H258ZM49 224V225H48ZM68 224V225H67ZM75 224V226H73ZM99 224V225H98ZM103 224V225H102ZM172 224V225H171ZM186 225V227L185 226H183L184 228H186V229H184L183 227H182V229H181V227H180V225ZM209 224V225H208ZM234 224H236V225H238V227L235 225L234 226ZM244 224V225H243ZM251 224L253 225V227H252V229L253 230H255V228L257 227V225H259V227H257L259 230L257 231V229H256V231H254V234H253V231L251 230ZM72 225V227H70ZM86 225V226H85ZM107 225V226H106ZM127 225V224H126ZM174 225H175V227H174ZM201 225H204V226H202L201 227ZM208 225V227H210V230H209V228L208 227H206ZM243 227H242V226ZM247 225V226H246ZM256 225V227H254ZM68 226V227H67ZM104 226V227H103ZM105 226L107 227V228H105ZM170 226H171V228H170ZM174 227V229L176 228V230H175V232H174V229H173V231H172V228ZM263 226V227H262ZM64 227H65V232L63 231V229H64ZM77 227V228H76ZM79 227V228H78ZM89 227V228H88ZM96 227H97V229H96ZM98 227H100V228H98ZM197 227H200V228H197ZM205 227V229L204 230H202L201 228H204ZM214 227V228H213ZM234 227L236 228V229H234ZM240 227V228H239ZM250 227V228H249ZM68 228V229H67ZM83 230L84 229V231L87 233V235H90V236H87L86 235V233L84 232V231H82L81 229ZM86 228V229H85ZM102 228V229H101ZM104 228V229H103ZM115 229V231H114V229ZM182 230H180V229ZM194 228H196V229H194ZM208 228V229H207ZM217 228V229H216ZM243 230H242V229ZM89 229H91V231H92V233L91 232H88V230ZM93 229H94V231H93ZM178 229V230H177ZM193 231H191V230ZM215 229V230H214ZM248 229V230H247ZM46 230V229H45ZM66 230H68V231H66ZM75 230H77V231H75ZM80 230V231H79ZM100 230V231H99ZM102 230V231H101ZM105 232H104V231ZM108 230V231H107ZM180 230V231H179ZM184 230V231H183ZM200 230H201V232H200ZM212 230H213V233L214 232H216L214 235H212L211 236V234H213L212 233ZM218 230V231H217ZM231 230H233V231H231ZM235 230H237L236 232H237V234H236V232H235ZM240 230H242V232L240 233L239 231ZM246 230H247V232H246ZM251 230V231H250ZM263 230V232H261V231ZM54 231V232H55ZM63 231V233L61 234V232ZM82 231V232H81ZM90 231V230H89ZM112 231V232H111ZM173 233H172V232ZM186 231V232H185ZM194 231H195V235H194ZM204 231V232H203ZM208 231V232H207ZM210 231V232H209ZM224 234H221V232ZM250 231V233H252L253 234V236H252V234H251V236L249 235L250 233H248ZM260 231V232H259ZM100 232V233H99ZM115 234H114V233ZM178 232V234H176ZM180 232V233H179ZM181 232L183 233H187L186 234V238H187V235L189 234V236H188V238H187V248L186 249H184V248H182L184 245H183V243L181 242L183 239H184V241H185V237L183 238L182 236H181V238H183V239H181V241H179V243H177L178 241H176L175 242V240H176V238H177V240L179 239V237H176V235L178 236H180V235H182L181 234ZM196 232H197V234H196ZM205 232H206V234H205ZM217 232H218V234L220 235L221 234V236H219L218 234H217ZM75 233V234H74ZM79 233V235L77 236V234ZM80 233H82V234H80ZM89 233V234H88ZM96 233V234H95ZM102 233V234H101ZM104 233H106V236L104 237L103 235H104ZM110 233V234H109ZM176 235H175V234ZM52 234V235H51ZM109 234V235H108ZM113 234V235H112ZM185 234H184V236H185ZM201 234V235H200ZM256 234V235H255ZM40 235V236H39ZM42 235V236H41ZM53 235H54V237H53ZM71 235V237H69ZM76 235V236H75ZM81 235H82V237H81ZM99 236V239H98V236ZM102 235V236H101ZM164 235V236H163ZM171 235L173 236V235H175V237L173 236V238L171 237ZM200 235V236H199ZM205 235V236H204ZM217 235V236H216ZM228 235V236H227ZM249 235V236H248ZM258 235V236H257ZM52 236V237H51ZM61 236V237H60ZM62 236H63V239H62ZM67 236V237H66ZM75 236V237H74ZM80 236V237H79ZM85 236V237H84ZM100 236H101V238H103V239H101L100 238ZM110 236V237H109ZM166 236V237H165ZM169 236V237H168ZM194 236V237H193ZM203 236V237H202ZM227 236V237H226ZM241 236H242V239H241ZM246 236H248V237H246ZM261 236V239H263V241L261 240V239H259L258 237H260ZM29 237H27V238H29ZM66 239H65V238ZM84 237V238H83ZM87 237V238H86ZM90 237V238H89ZM93 237V238H92ZM96 237V238H95ZM106 237H108V238H106ZM133 237H134V239L136 238L137 239V236H130V239H132L133 241H132V247H134L135 245H134V243L135 244H138V239H137V242H136V240H134L133 239ZM189 237H191L190 238V240H189ZM233 239H232V238ZM249 237H251V238H253V239H251L250 240V238ZM26 238V239H27ZM37 238H38V240H37ZM41 238V239H40ZM58 238V239H57ZM86 238V239H85ZM91 240V242L92 243H90V240ZM92 238V239H91ZM111 238V239H110ZM175 238V239H174ZM192 238H193V240H192ZM195 238V239H194ZM197 238V239H196ZM199 238H200V240H199ZM237 238V239H236ZM4 237H2V243H4V246H6V238L4 239ZM26 239H25V241H26ZM40 239V240H39ZM77 239V240H76ZM79 239V240H78ZM81 239V240H80ZM83 239V240H82ZM109 239V240H108ZM130 239H129V241H130ZM167 239V240H166ZM179 239V240H180ZM209 239V240H208ZM217 239V240H216ZM244 239H246V240H244ZM250 240V242H249V240ZM260 240V241H258V240ZM29 241V239H27V241H29L28 243L27 242H24V239H23V241H18V243H19V245H20V250H19V252H18V259H19V256H20V260L18 261V262H20V263H22L23 261H27V259H26V252H25V246L26 245H30V244H32V243H30V242H34V241ZM48 240V241H47ZM63 240H64V242H63ZM75 240V241H74ZM93 240V241H92ZM106 241V243H105V241ZM108 240V241H107ZM113 240V241H112ZM155 240H157V238L155 239V238H152V242L150 241V243H149V245H151V246H153L154 248H150V246H146L145 247V249H147L150 253H151V250H155L156 248H157V245L155 244V243H157L158 241L160 242V240H158L157 242L155 241ZM169 240V241H168ZM173 240V241H172ZM191 240L193 241V242H191ZM214 240H216V243L217 244H215L214 242ZM221 240V241H220ZM239 240H241V241H239ZM4 241V242H3ZM56 241V242H55ZM67 241V242H66ZM101 241V244L99 243ZM153 241H155L154 243H153ZM189 241V242H188ZM197 241V242H196ZM204 243V245H203V243ZM207 241V242H206ZM211 241H214V242H211ZM221 242V245H222V243H223V245H222V247H219V246H221L220 245V242ZM246 241H248V242H246ZM55 242V243H54ZM60 242H62L61 244H60ZM70 242V243H69ZM76 242V243H75ZM87 242H89L88 244H90L91 246L92 245H94V246H88V244H87ZM98 242V243H97ZM113 242V243H112ZM169 244H168V243ZM176 244V246L174 245V243ZM180 242L182 243V245L180 244ZM201 242V243H200ZM211 243V245H209L210 243ZM244 242H246V244L244 243ZM258 242H259V244H258ZM49 243H50V245H49ZM58 243V244H57ZM65 243V245H63L64 246V250H65V252H66V254L64 253V250H63V248L61 247V245L62 244H64ZM71 243L72 244H76L74 247H72L73 245H71ZM130 244H131V241L129 242ZM165 243V244H164ZM167 243V244H166ZM185 243V242H184ZM189 243L192 245V244H194L195 243V245L194 246H192V248H195V249H192L191 248V246L189 245ZM197 243V244H196ZM226 243V244H225ZM256 243H257V245H256ZM57 244V245H56ZM60 244V245H59ZM79 244H83V245H80V247H79ZM85 244V245H84ZM103 244H105V245H103ZM110 244V245H109ZM202 244V245H201ZM225 244V245H224ZM247 244H249V245H247ZM52 245V246H51ZM59 246L58 247V249L60 248V250H62L61 252H63L64 253V255H63V253L61 254V252H60V250H56L57 249V247H56V249H54L55 247L54 246ZM70 246V248H75L74 250H69V246ZM100 247H98V246ZM101 245V246H100ZM114 245V246H113ZM134 245V246H133ZM156 245V246H155ZM163 245L165 246V248L167 247V251L169 252V254L167 253V251H166V249L165 248H163ZM168 245V246H167ZM179 245H181V246H179ZM196 245H200V246H196ZM226 245H234L233 247H234V249H233V247H230V246H226ZM3 245H1L0 244V250L2 249V255L6 258V251H7V249H5V247H4ZM86 246V247H85ZM88 246V247H87ZM107 246V247H106ZM161 246V247H160ZM170 246V247H169ZM178 246H179V249H177L178 248ZM215 246V247H214ZM219 247L217 250H216V248L217 247ZM224 246V247H223ZM255 246H257V247H255ZM261 246V247H260ZM51 247V248H50ZM96 247V248H95ZM98 247V248H97ZM102 247H104V248H102ZM149 247V248H148ZM156 247V248H155ZM169 247V248H168ZM181 247V248H180ZM215 249H214V248ZM225 247H226V250H225ZM229 247H230V249H229ZM263 247V248H262ZM47 248V249H46ZM66 248H67V250H66ZM94 248V249H93ZM102 248V249H101ZM107 248V249H106ZM157 248V249H158ZM191 248V249H190ZM200 248H202V250H203V248H204V252L200 249ZM208 248V249H207ZM211 248H213V250H211ZM238 250H237V249ZM254 248V249H253ZM258 248V249H257ZM262 250H261V249ZM79 249V250H78ZM80 249H81V251H80ZM82 249H83V251H82ZM86 249H87V252H86ZM90 249V250H89ZM96 249H98V252H96L97 250ZM99 249H101L100 251H99ZM109 249V250H108ZM164 249H165V252H166V254H168L167 255V258L168 257H170L171 258V260H170V258H168L169 260L168 261H170V262H167L166 261V259L167 258H165V252H164ZM181 249H183L182 251H184V252H182L181 251ZM188 249V251L186 252V250ZM199 249H200V251H199ZM76 250V251H75ZM96 250V251H95ZM108 250V251H107ZM113 252H115V253H113ZM118 250V251H117ZM194 251L195 253H191L190 251ZM197 250V251H196ZM211 250V258L210 257H208L209 255H210V253H209V251ZM220 250V251H219ZM223 250H225V252H223ZM233 250H234V252H233ZM239 251V252H237V251ZM253 250V251H252ZM256 250V251H255ZM46 251V252H45ZM109 251H111V254H112V256H113V258H112V256H110V252ZM147 251V255L145 256V257H148L149 258V256H150V253ZM159 251V250H158ZM177 251H181L180 253H179V255H180V257L179 256H177L176 255V253H178ZM208 251V252H207ZM221 251L223 252V253H221ZM258 251V252H257ZM58 252H60V255H58L59 253ZM68 252V253H67ZM70 252V253H69ZM76 252V253H75ZM84 252V253H83ZM99 252L100 253H102V254H99ZM121 252V253H120ZM124 252V253H123ZM137 252V251H136ZM198 252V253H197ZM206 252L207 253H209V255H207L206 254ZM214 252H218L219 253V256H218V253H214ZM1 253V252H0ZM20 253V254H19ZM36 253V252H35ZM52 253H54V254H52ZM72 253V254H71ZM74 253V254H73ZM107 253V254H106ZM120 253V254H119ZM138 253H140V251H138ZM137 253V254H138ZM152 253H153V251H152ZM182 253V254H181ZM184 253V254H183ZM188 253V254H187ZM191 253V254H190ZM199 253H201L200 255H198ZM229 253H230V255H232V256H230L229 255ZM242 253V254H241ZM68 254V255H67ZM92 254V256H93V254L95 255L94 256V258L93 257H91L90 255ZM98 254V255H97ZM104 254V255H103ZM117 254L119 255V256H121V257H119V256H117ZM124 254L126 255V257L124 256ZM140 254H142V253H140ZM165 254V255H164ZM196 254V258L195 257H193L194 255ZM205 254V255H204ZM215 254H217L216 255V257H215ZM223 254H226V255H223ZM233 254H235L234 255V258H235V256L237 257V258H235L234 260H233ZM241 254V255H240ZM22 255V256H21ZM24 255V256H23ZM55 255V256H54ZM66 258H64L63 256ZM73 255V256H72ZM88 255V256H87ZM108 255V256H107ZM116 255V256H115ZM170 255V256H169ZM190 255V256H189ZM193 255V256H192ZM240 256V258H239V256ZM243 255V257H241ZM262 255V256H261ZM47 256H49V257H51L52 256V259L53 258H55V259H53L52 260V262H50L49 261V263H48V261H46L47 259L46 258H48ZM68 256H69V258H68ZM83 256H85V257H83ZM98 256H100V257H98ZM127 256H129V257H127ZM141 256H142V259H143V254L142 255H140V256H136V258L137 259H139V257L141 258ZM185 256V257H184ZM186 256H187V258H186ZM192 257V258H189V257ZM201 256H203V258L201 257ZM206 256L208 257V258H206ZM219 257V260H220V256L222 257V259H221V261H219L218 260V257ZM228 256H230L229 257V259H231V260H228ZM24 257H25V259H24ZM45 257V260L44 261H42V259ZM70 257H71V259H70ZM81 257H82V260H80L81 259ZM88 258V259H85V258ZM118 259H117V258ZM178 257V258H177ZM199 257H201V258H199ZM218 261V262H216V260H214V258ZM223 257H226V258H224L225 260H223ZM110 258V259H109ZM127 259L128 258V260H125V261H123V260H120V259ZM147 258V259H148ZM173 258V259H172ZM181 258H182V260H181ZM199 258V259H198ZM41 259V260H40ZM57 259V260H56ZM60 259H62V260H60ZM65 259V260H64ZM94 259V260H93ZM97 259H99V260H97ZM134 259V260H133ZM178 259H179V262H178ZM187 259H191L192 261L190 262L189 260H187ZM193 259H195V260H193ZM197 259H198V261H197ZM241 259V260H240ZM79 260V261H78ZM83 260H85V261H83ZM87 260V261H86ZM88 260H90V261H88ZM96 260H97V262H96ZM116 260H120L119 261V263H118V261H116ZM184 260V261H183ZM200 260H202V261H200ZM206 260V261H205ZM211 260H214L213 262L211 261ZM223 260V261H222ZM227 260V261H226ZM233 260V261H232ZM236 260V261H235ZM35 261V260H34ZM60 261V262H59ZM95 261V262H94ZM99 261V262H98ZM109 263H108V262ZM171 261H173V262H171ZM186 261L188 262L189 261V263H186ZM194 261V262H193ZM238 261H239V263H238ZM36 262L34 263L33 261H31V263L33 264H36ZM64 262V263H63ZM68 262V263H67ZM88 262V263H87ZM114 262V263H113ZM116 262V263H115ZM128 262V263H127ZM201 262V263H200ZM204 262V263H203ZM30 263V264H31ZM232 263V264H233ZM234 263V264H235ZM3 264V263H2Z\"/></svg>", "mask_w": 264, "mask_h": 264}]
</instances>
